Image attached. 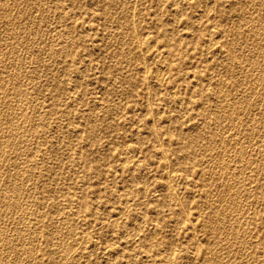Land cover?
<instances>
[{
  "label": "rangeland",
  "instance_id": "rangeland-1",
  "mask_svg": "<svg viewBox=\"0 0 264 264\" xmlns=\"http://www.w3.org/2000/svg\"><path fill=\"white\" fill-rule=\"evenodd\" d=\"M4 3H3V2ZM11 1H12V3H11ZM14 0H7V2H5V0H1V3H0V7H3L2 8V11L3 12H0V30H1V33L2 32H4V33H2V35H1V33H0V35H1V38H0V82H2V83H0V84H2L1 86H0V88H2V89H0L1 91H0V102H3V103H0L2 106H3V104H4V106H6L7 104H5V103H9L5 108H2V107H0V137L2 138H0V140H1V142H0V147H2V148H0V164H2V165H4L3 167H1L0 166V169H2V171H0V173H2V175L0 174V186H1V188L0 189H2V191H3V193H2V191H1V193H0V198H1V202H0V207H1V209H0V216H1V218L2 219H0V225L1 224H3V226L1 225L0 226V228L2 229H0V233L2 234H0V247H3L2 249L0 248V263L2 262L3 264H25V262H26V264H30V262H32L33 263V261H34V264H60L61 262H62V260H61V258H64V264H73L74 262V264H166V263H168L169 264V260H171L172 261V259H173V261H177V264L178 263H180V264H218L219 263V261H220V263L219 264H235V262L237 261V263L236 264H239V263H242V264H251L252 262V264H264V174H262L263 172H264V152L262 151V150H264V147L263 148H261L262 146H263V144H264V90H263V87H264V82H262V81H264V74H260L259 72H261V69H262V72L261 73H264V56H263V54H264V41H262V40H264V20L262 21V23H261V21L259 22V20H261V19H264V2H263V4H262V1H264V0H256L255 1V4H254V0H251V2H249L250 0H213L214 2V6L212 5V1L210 0V1H208V0H180V5H179V3L177 2V1H179V0H154L155 2H153V0H144V2H142L141 3V1H143V0H136V1H132V0H113V2H111V1H109V0H79V1H77V0H58V1H61V2H58V1H56V0H34V2H32L33 0H25V3L23 2L24 0H19L20 2H21V4H18V3H20V2H18L17 0H15L14 2H13ZM18 3H17V2ZM27 1L29 2V3H27ZM38 1V2H37ZM49 3L48 5L49 6H52V7H49L46 3ZM48 1H50V2H48ZM66 1V2H65ZM69 1V2H68ZM75 1H77V2H75ZM116 3H115V2ZM117 1L118 2H120V3H118L119 4V7L117 8V6H118V4H117ZM127 1V2H126ZM149 1V2H148ZM160 1V2H159ZM167 1V2H166ZM171 1V2H170ZM183 1V2H182ZM204 1V2H203ZM218 1V2H217ZM230 1H231V3H230ZM235 1H238V2H235ZM243 1H244V3H243ZM246 1V2H245ZM23 2V3H22ZM39 2L42 4V2H43V5L42 6H40V7H37V4H39ZM55 2H56V4H58V5H56L55 4ZM63 2H64V4H63ZM72 2H74V3H72ZM82 2V3H81ZM101 2H103V3H101ZM129 2V3H128ZM135 4H134V3ZM159 4H158V3ZM163 2H165V3H163ZM188 2V3H187ZM224 2H225V4H224ZM257 2V3H256ZM258 2H259V4H258ZM5 4V5H3V4ZM9 3V4H8ZM14 3V4H13ZM18 5H17V4ZM32 5H31V4ZM37 3V4H36ZM54 4V5H52V4ZM99 3V4H98ZM112 3V4H111ZM113 3H115V5L113 4ZM124 3V4H123ZM126 3H127V5H126ZM130 3H133L134 5H130ZM139 3V4H138ZM143 3H144V5H143ZM149 3V4H148ZM155 3H156V7H154L155 6ZM160 3H163V4H160ZM173 3V4H172ZM192 3V4H191ZM232 3L233 4H235L234 6L236 7H234L233 5H232ZM236 3L237 4H240V5H236ZM246 3V4H245ZM27 4H29L30 5V7H31V9L29 10V6H27L26 8H25V6ZM33 4H36V5H33ZM40 4V5H41ZM61 4V5H60ZM67 4V5H66ZM72 4H74L73 6H72ZM79 4V5H78ZM82 4V5H81ZM117 4V5H116ZM121 4H123V6L121 5ZM129 4V5H128ZM141 4V5H140ZM151 4V5H150ZM158 4V5H157ZM175 4V5H174ZM176 4H178V7L176 6ZM224 4V5H223ZM229 4V5H228ZM251 6H250V5ZM253 4V5H252ZM11 5H12V8H10L9 9V7H11ZM16 5H17V7H16ZM19 5H21V6H19ZM22 5H24V6H22ZM75 5H76V8H77V6H78V8L77 9H75L74 7H75ZM98 5V6H97ZM126 5V6H125ZM137 5V6H136ZM160 5H162V7H160ZM167 5V6H166ZM170 5H171V8H170ZM176 6V8L174 7V6ZM211 5V6H210ZM217 5H218V7H217ZM221 5H223L224 7H225V9L224 10H226V14L225 15H223L222 17H221V15H217L219 12H216L215 10H216V8H219V7H222V8H224L223 6H221ZM243 5V6H242ZM39 6V5H38ZM44 6V7H43ZM47 6L49 7V8H47ZM62 6V7H61ZM72 6V7H71ZM83 6V7H82ZM104 6V7H103ZM107 6H110L109 7V9H107V10H105V8H107ZM116 6V7H115ZM128 6V7H127ZM132 8H131V7ZM141 6V7H140ZM144 8H143V7ZM159 6V7H158ZM185 6V7H184ZM186 6H187V8H186ZM206 8H205V7ZM232 6V7H231ZM240 6V7H239ZM248 7L249 6V8H251V10L249 9V8H246V7ZM261 6V7H260ZM14 7H16V8H14ZM23 9V10H21V8ZM42 7H43V9H42ZM46 7V8H45ZM55 7H56V9H55ZM59 7V8H58ZM61 7V8H60ZM64 7V8H63ZM65 7H66V9H65ZM86 7V8H85ZM111 7H113V8H111ZM123 7V8H122ZM125 7V8H124ZM158 7V8H157ZM190 7V8H189ZM211 7V9L212 10H210L209 8ZM242 7V8H241ZM253 7V8H252ZM9 10H8V9ZM20 8V9H19ZM39 9V11H38V9ZM50 8H53V9H50ZM62 8H63V11H62ZM73 11V9L75 10V11H70V9ZM121 8V9H120ZM131 8V9H130ZM133 8H134V10H133ZM143 9L142 11H141V9ZM151 8H156V12L158 13H156L155 12V9H151ZM178 8V9H177ZM180 8V9H179ZM182 8V9H181ZM203 8H204V10H203ZM208 8V9H207ZM214 8V9H213ZM235 10H234V9ZM240 8V9H239ZM263 8V9H262ZM1 9V8H0ZM5 10V12H8V11H11V13L10 12H8V13H5L4 14V10ZM11 9H13V10H11ZM46 9V10H45ZM59 9H61L60 11H59ZM67 9H69V11L67 10ZM82 9H84V10H82ZM118 9V10H117ZM121 11H120V10ZM128 9H129V12H128ZM146 9H147V12H146ZM150 9V10H149ZM158 9V10H157ZM160 9H162V11H160ZM177 9V10H176ZM189 9V10H188ZM206 9V10H205ZM243 9V10H242ZM27 10V11H26ZM41 10V11H40ZM42 10H44V11H42ZM66 10H67V14H68V12H69V14L68 15H70V17H72V19L73 18H75V19H69L68 17H66L65 18V16L67 15L66 14ZM76 10H79V11H77L76 12ZM110 10H113L115 13L118 11V13H116V15H115V13L113 12V11H110ZM122 10H124V12L125 13H123V14H125L124 16H130L129 18L128 17H123L122 16ZM127 10V11H126ZM136 10V11H135ZM145 10V11H144ZM149 10V11H148ZM174 10H175V12H177V13H175L174 12ZM187 10V11H186ZM209 10H210V13H209ZM239 10H242V11H238V13H237V11ZM249 12H248V11ZM256 10V11H255ZM260 10V11H259ZM23 11V12H22ZM29 11H30V13H29ZM31 11H33L32 13H35V14H32L31 13ZM35 11H37V12H35ZM52 11V12H51ZM58 11V12H57ZM87 12V14L85 15L84 14V12ZM89 11V12H88ZM91 11L93 12L94 11V13H91ZM144 11V12H143ZM165 11V12H164ZM208 11V12H207ZM212 11V12H211ZM244 11H245V14L247 13V16L245 15V14H243L244 13ZM251 11V12H250ZM42 12V13H41ZM46 12V13H45ZM54 12V13H53ZM65 12V13H64ZM97 12V13H96ZM105 12V13H104ZM126 12H128L127 14H126ZM141 12V13H140ZM160 12H161V14H160ZM167 12V13H166ZM172 12V13H171ZM188 12V13H187ZM241 12H242V14H241ZM256 12L258 13V15L256 14ZM261 14H260V13ZM24 13V14H23ZM38 13V14H37ZM48 13L50 14V15H48ZM57 13H58V16L56 17V15H57ZM59 13H60V16H59ZM71 13V14H70ZM75 13L78 15H75ZM109 13H110V15H109ZM155 13V14H154ZM181 13H182V15H181ZM186 15H185V14ZM192 13V14H191ZM197 13V14H196ZM199 13H202L201 14V16H199L200 14ZM207 13H209V14H207ZM231 13V14H230ZM254 14V15H252V14ZM62 14V15H61ZM66 14V15H65ZM74 14V15H73ZM89 14V15H88ZM92 14H94L95 16H92ZM104 14V15H103ZM106 14V15H105ZM111 14H113V15H111ZM121 14V15H120ZM129 14V15H128ZM175 14V15H174ZM205 14V16H203ZM214 14V15H213ZM215 14L217 15V16H215ZM238 14V15H237ZM240 14V15H239ZM250 14V15H249ZM8 15V16H7ZM13 15V16H12ZM24 15H25V17H24ZM30 15H33L34 17H29ZM36 15V16H35ZM51 15H53V16H51ZM82 15H83V17H82ZM98 15V16H97ZM102 15L105 17V16H107V17H105V19L102 17ZM119 15V16H118ZM135 15V16H134ZM156 15H157V17H156ZM179 15V16H178ZM185 15V16H184ZM187 15H189V16H187ZM207 15V16H206ZM211 15H213L212 17L214 18V19H212V17H211ZM229 15V16H228ZM255 15H256V17H255ZM11 16V17H10ZM28 18H27V17ZM50 16H51V18H50ZM54 16H55V19H53L54 18ZM63 16V17H62ZM81 16V17H80ZM91 16V17H90ZM110 16H112V19L113 20H111L110 19ZM119 18H118V17ZM121 16V17H120ZM138 16V20L136 19V17ZM180 16H182L181 18H180ZM194 16H196L197 17V19L199 20V17H200V20L198 21L196 18L194 19ZM199 16V17H198ZM220 16V17H219ZM228 18H227V17ZM237 17V18H235V19H233L234 17ZM250 16H252L251 17V19L249 18ZM255 18H254V17ZM258 16V17H257ZM19 19H18V18ZM48 17H49V19H48ZM85 17H88V18H86L85 19ZM116 18V20H115V18ZM154 17V18H153ZM156 17V18H155ZM159 17H161V18H159ZM177 17V18H176ZM225 17V18H224ZM260 17V19H258L257 20V18H259ZM262 17V18H261ZM10 18H12V19H10ZM23 18H26L25 20H26V23L28 22V20H29V22H28V24H25V20L23 19ZM34 18V19H33ZM36 18V19H35ZM41 18V19H40ZM45 18H47L46 20L48 21H46L45 20ZM57 18V19H56ZM60 18V19H59ZM62 18V19H61ZM63 18H64V20H63ZM102 20H106L105 22H107V23H105V25L103 24L102 25V23L104 22V21H102ZM133 18V19H132ZM158 18V19H157ZM168 18V19H167ZM178 18H180V20L178 19ZM205 18H207V19H205ZM220 18V20L219 21H213V24H212V20H218ZM232 18V19H231ZM242 19V21H241V19ZM5 19V20H4ZM14 19H16V21H15V23L13 22V20ZM18 19V20H17ZM21 19H22V21H21ZM39 19H40V21H41V23H39L38 21H39ZM66 19H68L69 21H67ZM89 19H90V21L91 22H93V24L89 21ZM94 19V20H93ZM98 19V20H97ZM123 19H125V22L124 21H121V20H123ZM130 19H132V21L130 20ZM147 19V24L145 23V20ZM160 19V20H159ZM192 19V20H191ZM236 19H237V21H236ZM247 19H249V20H247ZM8 20H10V21H8ZM31 20H33V21H31ZM34 20H36L35 22H34ZM49 20H50V22H49ZM60 20H62L61 22H62V24H60L61 22H59ZM79 20V21H78ZM84 20H87V21H84ZM108 20V21H107ZM109 20H111V21H113L114 23H115V21L117 22V20H119L118 21V23L119 22H123L122 23V26H121V23H119L118 25H117V23H110L109 22ZM129 21V22H127V21ZM135 20V21H134ZM137 20V21H136ZM170 20V21H169ZM175 20V21H174ZM191 20V21H190ZM210 20V22H208ZM233 20V21H232ZM245 20V21H244ZM247 20V21H246ZM252 22H251V21ZM18 21H19V23H18ZM22 23H21V22ZM44 21V22H43ZM46 21V22H45ZM54 21H56V23L54 22ZM59 23H58V22ZM66 21V22H65ZM78 21V22H77ZM89 21V22H88ZM102 21V22H101ZM131 21V22H130ZM133 21H134V24H133ZM160 21H161V23H160ZM164 21V22H163ZM166 21V22H165ZM174 21V22H173ZM194 21H195V23H194ZM196 21H198L199 22V24L198 23H196ZM226 21V22H225ZM235 21H236V24H234L235 23ZM248 21H250V22H248ZM255 23H254V22ZM9 22V23H8ZM33 22V23H32ZM68 22V23H67ZM72 22V23H71ZM74 22V23H73ZM84 22H85V25H84ZM86 22H88L87 24H86ZM96 24H95V23ZM127 22V23H126ZM136 22V23H135ZM137 22H138V25L141 23V25L140 26H138L139 27V30L137 29L138 27H136L137 26ZM151 22H153L152 24H150ZM168 22V23H167ZM179 22V23H178ZM208 22V23H207ZM225 23V24H222V23ZM242 23V24H239V23ZM12 23H13V26H12ZM19 25H18V24ZM31 23H32V26H31ZM34 23H35V25H34ZM38 23V24H37ZM45 23H47L46 25H44ZM67 23V24H66ZM131 23V24H130ZM162 23H164L163 25V27H164V29L167 31V33H168V31H169V33L171 32V33H175V32H177L178 31V29H179V31L177 32V33H175V34H173L174 36H172L173 38V41H172V39H171V42H170V46H172V47H174V49H178L177 50V58L176 59H172L171 60V57L170 56H168V52H167V50H168V48H164L163 47V44L160 42V37H161V34H160V31L161 30H159L160 29V26H161V24ZM171 23V24H170ZM173 23H174V26H173ZM177 23V24H176ZM216 23V24H215ZM238 23V24H237ZM244 23H247V24H244ZM256 23H257V25H256ZM260 23V24H259ZM9 24V25H8ZM11 24V25H10ZM21 24H24L23 26H24V29H23V26H21ZM43 24V25H42ZM55 24H56V26H55ZM57 24L59 25L58 27H57ZM70 25L71 24V26L68 28L67 27V25ZM73 24H75V25H73ZM99 24H100V26H99ZM107 24V25H106ZM111 24H112V26H111ZM114 24V25H113ZM126 25V24H130L129 25V27L131 26V28L129 29V27H128V25H126L125 27H127L128 28V30H127V28H125L123 25ZM144 24V25H143ZM145 24H146V26H145ZM165 24H167V25H165ZM176 24V25H175ZM210 24H212V25H214V26H210ZM220 24V25H219ZM226 24L228 25V26H226ZM251 24V25H250ZM26 25H29V26H26ZM35 27H34V26ZM39 25V26H38ZM41 25H42V27H41ZM63 25V26H62ZM68 25V26H69ZM82 25V26H81ZM91 25V26H90ZM135 27H134V26ZM149 27H148V26ZM155 25V26H154ZM170 25V26H169ZM194 25V26H193ZM198 25H199V27H198ZM231 25V26H230ZM241 25H244L243 27L241 26ZM7 26V27H6ZM20 26H21V28H20ZM61 26V27H60ZM64 26H66L67 27V29H65V27ZM83 26H84V29H83ZM88 26V27H87ZM96 26V27H95ZM102 26V27H101ZM105 26H108V27H105ZM119 26V27H118ZM142 26H143V28L144 29H142ZM153 26V27H152ZM177 26V27H176ZM188 26V27H187ZM191 26V27H190ZM207 26V27H206ZM210 26V27H209ZM217 26V27H216ZM225 26V27H224ZM237 28H236V27ZM239 26V27H238ZM253 26H256V27H259V30H258V32H259V34H258V32H257V34L256 33H254V31L253 32H251L252 31V28H255V27H253ZM260 26H261V28H260ZM15 27V28H14ZM17 27L19 28V29H17ZM25 27H26V29L28 28L29 30H30V32L31 33H25L26 32V29H25ZM34 27V28H33ZM40 27V28H39ZM60 27V28H59ZM63 27V28H62ZM80 27V28H79ZM109 27H115L114 28V30L113 29H109ZM118 27V29H116ZM157 27H159L158 28V30L156 29ZM181 27V28H180ZM213 27V28H212ZM220 27H222V28H220ZM38 28H39V32H38ZM57 28H59V29H61V30H59V29H57ZM73 28V29H72ZM87 28H89V29H87ZM149 28H152V30L151 29H149ZM154 28V29H153ZM202 29V30H200V29ZM239 28H240V33L238 32L237 33V30H239ZM251 28V29H250ZM15 29V30H14ZM63 29H65L64 30V32H62L63 31ZM70 29H72V30H70ZM79 29V30H78ZM81 29V30H80ZM91 29V30H90ZM96 29H97V31H96ZM102 29V30H101ZM106 29H107V31H106ZM109 29V30H108ZM119 29H121L122 31H123V40H122V35H121V32L122 31H120ZM124 29H126L128 32L130 31L132 34H133V30H134V34L132 35L131 33H128L126 30L124 31ZM131 29H132V31H131ZM138 30V31H136V33H135V30ZM149 29V30H148ZM189 29V30H188ZM206 29H208V30H206ZM211 29V30H210ZM212 29H214L213 30V32H212ZM218 30L219 32H220V30L222 31V34H220V33H218L216 30ZM234 29V30H233ZM247 29H249L248 31H247ZM256 29V28H255ZM8 30H12L11 32H9ZM23 30V31H22ZM28 30V31H29ZM34 30H37V32L39 33H36V31H34ZM56 30L58 31L59 30V34H57L58 32H56ZM68 31V33L70 34V32H72L70 35L68 34V33H65V32H67ZM70 30V31H69ZM84 30V31H83ZM89 32H88V31ZM93 30V31H92ZM114 31L113 33L112 32H110V31ZM116 30V31H115ZM117 30H119V32L117 31ZM151 30V31H150ZM183 30V31H182ZM186 30V31H185ZM236 30V31H235ZM244 30V31H243ZM21 33H20V32ZM85 31H87V32H85ZM106 31V32H105ZM139 31H141V32H139ZM143 31V32H142ZM150 31V32H149ZM175 31V32H174ZM190 31V32H189ZM195 31V32H194ZM199 31H202L201 33H202V35L201 34H199L200 32ZM205 31H207L206 33H205ZM226 31V32H225ZM228 31H229V33H228ZM245 32V33H243V35L244 34H248L247 36H242V35H240V37L238 36L239 34H241L242 32ZM6 32H8V33H6ZM14 32V33H13ZM16 32V33H15ZM35 32V34L37 35H35L34 36V34L33 33ZM54 32H56L55 34H54ZM62 32V33H61ZM85 32V33H84ZM159 32V33H158ZM181 32V33H180ZM192 32V33H191ZM196 32H197V34H196ZM261 32V33H260ZM10 33V34H9ZM46 33H51L50 35L48 34L47 36H45V34ZM85 34V35H83V34ZM86 33H87V35H86ZM94 33V34H93ZM107 33V34H106ZM110 35H109V34ZM118 33H120V35L121 36H119V35H116V34H118ZM146 33H148V34H146ZM170 33V34H171ZM215 33V34H214ZM218 35H217V34ZM251 33V34H250ZM255 34V35H253V34ZM16 34H19V35H16ZM23 34V35H22ZM24 34H26V35H24ZM31 35V38L33 39V37H34V39H33V41L35 40H37L35 43L32 41V39L30 40L29 38H30V36H29V38H28V35ZM53 34H54V36H55V38L57 39H55L54 38V36H53ZM73 34V36H71ZM82 35L81 37H79L80 35ZM90 34V35H89ZM127 34V35H126ZM129 34V35H128ZM137 34V35H136ZM139 34H140V37H139ZM146 34V35H145ZM159 34V35H158ZM205 34V35H204ZM214 34V35H213ZM236 34V35H235ZM21 35H22V37H21ZM53 36V38L52 37H50V36ZM66 35H68V36H66V38H65V36ZM94 35H96V36H94ZM101 35H102V37H101ZM106 35V36H105ZM113 35H115L114 36V40L116 41H114L113 39H111L112 38V36ZM131 35V36H130ZM142 35V36H141ZM151 35V36H150ZM153 35V36H152ZM186 35V36H185ZM192 35V36H191ZM201 35V36H200ZM217 37H216V36ZM221 37H220V36ZM227 35V36H226ZM249 35H251V37H249ZM260 35V36H259ZM263 35V38L261 37ZM3 36L5 37V36H7L5 39L3 38ZM14 37L16 40H13L14 38H12V39H10L11 37ZM33 36V37H32ZM42 36V37H41ZM44 36V37H43ZM59 38H57V37ZM79 38H78V37ZM92 36V37H91ZM129 36V37H128ZM138 36V37H137ZM185 36V37H184ZM197 36H199V37H197ZM210 36H212V38H211V40H214V42L212 41L211 42V40H210ZM215 36V37H214ZM228 36H229V38H228ZM255 36H257L256 38H255ZM17 37V38H16ZM18 37H19V39H18ZM48 37H50L49 39H48ZM60 37H62V38H60ZM71 37V38H70ZM95 37V38H94ZM120 37V38H119ZM128 37V38H127ZM130 37H132V39H130ZM134 37V38H133ZM150 38V39H148V38ZM152 37H154L153 39H152ZM186 37L188 38V39H186ZM193 37V38H192ZM224 37H225V40H226V43H225V41H224ZM227 37V38H226ZM238 37H239V40H238ZM245 37H246V39H245ZM249 37V38H248ZM258 37H260L259 39H258ZM4 40H3V39ZM7 38H8V40H7ZM22 40H21V39ZM24 38H26V39H24ZM36 38V39H35ZM39 38H40V40H39ZM70 39V41H69V39ZM84 38V39H83ZM105 38L106 39H108L107 41L105 40ZM139 38H140V40H139ZM144 38H146V39H148V40H146V39H144ZM157 38H158V40H157ZM193 40H192V39ZM218 38H221L220 39V41L218 40ZM240 38H244V39H240ZM30 41H29V40ZM44 39V40H43ZM51 39V40H50ZM52 39H53V42H55V43H52ZM61 39V40H60ZM63 39V40H62ZM64 39H66V40H68V41H64ZM126 39L128 40V41H126ZM138 39V40H137ZM142 39H144L143 41H142ZM152 39V41H150ZM180 39V40H179ZM182 39H186V40H182ZM194 39H197V41H195ZM234 39V40H233ZM236 39V40H235ZM251 39V40H250ZM253 39V40H252ZM262 39V40H261ZM12 40V41H11ZM19 40V41H18ZM24 40H28L27 41V43H25V41ZM46 40V41H45ZM48 40H50V41H48ZM55 40V41H54ZM60 40V41H59ZM74 40V41H73ZM80 40V41H79ZM113 40V41H112ZM123 41V43H119L120 41ZM130 40H132L136 45H137V43H140V45L138 44L137 46L136 45H134V43L131 41V50H130V46H129V44H130ZM153 40H155L156 41V43H154L155 41H153ZM184 42V44H183V42ZM200 40H201V42H200ZM210 40V41H209ZM218 40V42H219V44H218V42H216ZM230 40H231V42H230ZM238 40V41H237ZM243 40V41H242ZM259 40H260V42H259ZM10 41H11V43H10ZM21 41H23V42H21ZM44 41V43H42ZM56 41H57V44H56ZM62 41H64V42H67L66 43V45H65V43L64 42H62ZM100 41V42H99ZM110 43H109V42ZM121 41V42H122ZM126 41V42H125ZM147 41H150V44H151V42H152V44H151V49H149L148 51L146 50V49H142V44H144L145 42H147ZM193 41V42H192ZM203 41V42H202ZM233 41V42H232ZM234 41H236V42H234ZM240 41V42H239ZM246 41H248V43L246 42ZM251 41V42H250ZM252 41H254V42H252ZM255 41H257V42H255ZM19 42V43H18ZM28 42H31V44L30 43H28ZM49 42H51V43H49ZM58 42H59V45H58ZM71 42H73L74 43V45H72V43ZM76 42H78V43H76ZM119 43V45H118V43ZM177 42H179V44H177ZM182 44H181V43ZM188 42V43H187ZM216 42V43H215ZM243 42V43H242ZM21 43V44H20ZM25 43V44H24ZM33 43V44H32ZM38 43L40 44V46L41 47H39V45H38ZM48 43V44H47ZM63 43V44H62ZM71 43V45L69 46V44ZM83 43V44H82ZM117 44V45H113V44ZM125 43H128L127 45H128V47H127V45L125 44ZM187 43V44H186ZM196 43H199V45L197 44L196 45ZM202 43L204 44V46L202 45ZM211 43V44H210ZM215 43V44H214ZM223 43V45H225V46H227L226 48H225V46L223 47V45H221ZM235 43V44H234ZM249 43H250V45H249ZM252 43V44H251ZM254 43V44H253ZM257 43V44H256ZM261 43V45L259 46V44ZM262 43H263V45H262ZM24 44V45H23ZM30 44V45H29ZM44 45V47H43V45ZM45 44H47L46 46L48 47V48H46V46H45ZM51 44H53L52 46L53 47H55V48H53V47H51ZM55 44V45H54ZM106 44V45H105ZM110 44V46H108ZM121 44H122V46H121ZM124 44L126 45V46H124ZM154 44V45H153ZM173 44V45H172ZM191 44V45H190ZM195 44V45H194ZM218 44V45H217ZM232 44H234L233 46H234V48H233V46H232ZM237 44V45H236ZM247 44V45H246ZM258 46H256V45ZM48 45H50V46H48ZM62 45H63V48H62ZM78 45V46H77ZM194 45V46H193ZM202 45V46H201ZM249 45V46H248ZM253 45V46H252ZM26 46H28L27 48H26ZM36 46H38V47H36ZM58 46H59V48L62 50H60L59 48H58ZM64 46H65V48H64ZM74 46V47H73ZM93 46V47H92ZM105 46H107V47H105ZM116 46V47H115ZM118 46V47H117ZM156 46V47H155ZM191 46V47H190ZM196 46V47H195ZM198 46V47H197ZM221 46V47H220ZM237 46V47H236ZM250 46H251V51L249 50V48H250ZM50 47H51V49H52V52H51V49H50ZM66 47H67V50H66ZM88 47H89V49H88ZM124 47V48H123ZM125 47H126V50H127V48H128V50L130 51H128L127 53L129 54H125L124 56H122V59L120 58L121 56H120V53H119V56L120 57H118V59H117V56H118V48H119V51L121 50L122 51V49H124L125 50ZM138 47V48H137ZM139 47H141V48H139ZM179 47V48H178ZM187 47V48H186ZM193 47H194V50H193ZM210 47V48H209ZM253 47H255V49H252ZM261 47V48H260ZM40 50H39V49ZM41 48H43V51L45 50V49H47V51L45 52H42V49ZM58 48V49H57ZM78 48H80V49H78ZM107 48V49H106ZM110 48V49H109ZM117 48V49H116ZM120 48H122V49H120ZM134 48V49H133ZM137 48V49H136ZM155 48H156V50H155ZM163 48V49H162ZM186 48V50H184ZM206 48H207V50H206ZM237 48V49H236ZM257 48H258V50H262L261 51V53H260V51H258L257 52ZM54 49H56V50H54ZM65 49V50H64ZM88 49V50H87ZM106 49V50H105ZM139 49H141V51L139 50ZM196 49V50H195ZM209 49V50H208ZM224 49H226V50H224ZM232 49H233V52H232ZM240 49V50H239ZM27 50H29V51H27ZM37 50V51H36ZM39 50V51H38ZM54 50V51H53ZM57 50L59 51V52H61L60 54H59V56H60V58H63L64 56V58L63 59H58L59 57L58 56H56V57H58V58H56L55 57V52L56 53H58L57 52ZM69 50H70V52H69ZM79 50V51H78ZM86 50V51H85ZM109 50V51H108ZM111 50H113V52H110ZM134 50V51H133ZM160 50V52H158V51ZM206 50V51H205ZM220 52H219V51ZM231 51V53H230V51ZM235 50V51H234ZM236 50H237V52H236ZM249 50V51H248ZM253 50V51H252ZM30 51H31V54H32V56H31V54H30ZM33 51V52H32ZM50 51V52H49ZM65 51H67V53L65 52ZM75 51V52H74ZM79 53H78V52ZM88 51V52H87ZM92 51V52H91ZM120 51V52H121ZM137 51H138V54H137ZM146 53H145V52ZM153 51H155L154 53H153ZM157 51V52H156ZM196 51V52H195ZM210 51H211V53H210ZM228 51V52H227ZM25 52V53H24ZM29 52V53H28ZM40 52H42V53H40ZM54 52V53H53ZM96 52V53H95ZM97 52H98V54H97ZM111 54H110V53ZM116 52V53H115ZM145 54H144V53ZM190 52V53H189ZM193 52V53H192ZM206 52V53H205ZM213 52V53H212ZM214 52H215V54H214ZM216 52H218L219 54H217ZM224 52H225V55H224ZM247 52H248V54H247ZM250 52V53H249ZM254 53V54H252V53ZM257 52V53H256ZM28 53V54H27ZM47 53V54H46ZM49 53V54H48ZM69 53H71V55H70V57L68 58V56H69ZM73 53H75L74 55H72ZM82 53V54H81ZM115 53V54H114ZM135 53V54H134ZM159 53V54H158ZM206 54V55H204V54ZM210 53V54H209ZM233 53V54H232ZM246 53V54H245ZM258 53H260L259 55H258ZM12 54V55H11ZM27 56H26V55ZM47 55V56H45V58L47 57V61L45 60V58H43L44 57V55ZM79 54V55H78ZM90 54H93V55H90ZM115 56H114V55ZM132 54H134V55H132ZM151 54H152V56L155 58H153L152 56H151ZM158 54V55H157ZM180 54V55H179ZM182 54V55H181ZM212 54H214L215 56H216V58H217V60H216V58H215V56L214 55H212ZM223 54V55H222ZM230 56H229V55ZM251 54V56L253 57H251L250 58V55ZM255 54H257V55H255ZM30 55V56H29ZM113 55V57H111ZM186 55V56H185ZM208 55V56H207ZM222 55V56H221ZM233 55V56H232ZM245 55H246V58L244 59V57H245ZM249 57H248V56ZM255 55V56H254ZM260 55H262L261 56V58H259L260 57ZM4 56L7 58H4ZM10 56V57H9ZM34 56V57H33ZM37 56H40V58L39 57H36ZM61 56H63V57H61ZM73 56V57H72ZM107 56V57H106ZM127 56H129V59L127 58V59H125ZM132 56V57H131ZM144 58H142V57ZM149 56V57H148ZM159 58H158V57ZM163 56L164 57H166L167 58V61L165 60L166 58H163ZM185 56V57H184ZM202 56V57H201ZM221 57V59H219V57ZM224 56V57H223ZM226 56V57H225ZM258 56V57H257ZM30 57H31V61H32V59H33V61H32V63H30ZM50 57H51V60H49L50 59ZM72 57V58H71ZM107 59H106V58ZM108 57H110V58H108ZM116 57V58H115ZM136 57V58H135ZM147 57V58H146ZM151 57H152V61H151ZM156 57H157V65H155L156 64V62H155V60H156ZM162 57V58H161ZM179 57H180V59H179ZM201 57V58H200ZM207 57V58H206ZM213 57V58H212ZM229 57V60L232 62V60H234L231 64H230V62H229V60L227 61V58ZM232 57V59H230ZM234 57V58H233ZM236 57V58H235ZM248 57V58H247ZM257 57V58H259V60L258 59H255V58ZM262 57H263V59H262ZM4 58V59H3ZM34 58H36V59H34ZM43 58V59H42ZM56 58V59H55ZM74 58V59H73ZM76 58V59H75ZM114 59V61L113 60H111V59ZM137 59V60H134L133 61V59ZM186 58V59H185ZM188 58V59H187ZM223 58V59H222ZM225 58V59H224ZM239 58H241V59H239ZM10 59V60H9ZM53 59H54V61H53ZM59 60V62H58V60ZM65 59H67V60H65ZM85 59V60H84ZM90 59V61H88ZM103 59V60H102ZM110 59V60H109ZM123 59H125V61H130V63L128 62V63H125V61L123 60ZM142 59H143V61H144V63H143V61H142ZM165 61H164V60ZM185 59V60H184ZM199 59V60H198ZM203 59V60H202ZM215 59V60H214ZM237 59H239V61L237 60ZM243 59V60H242ZM254 59H255V61H254ZM5 60V61H4ZM8 60V61H7ZM13 62H12V61ZM15 60H17V61H15ZM36 62H35V61ZM63 60V61H62ZM81 60V61H80ZM84 60V61H83ZM117 60H121V62H118ZM132 60V61H131ZM139 60V62H137ZM147 60V61H146ZM177 60H181L180 62L178 61V63L176 62ZM192 60H193V62H192ZM223 60H225V62H228V63H224V61ZM237 60V61H236ZM263 62H262V61ZM20 61V62H19ZM38 61H39V65H38ZM60 61H62V62H60ZM76 61V62H75ZM94 61V62H93ZM97 61V63L95 64V62ZM115 61H117L116 63H115ZM123 61H124V63H123ZM154 61V62H153ZM158 61H159V63H158ZM161 61V62H160ZM168 61H170V63L169 64H167L168 63ZM173 61V62H172ZM199 61V62H198ZM217 61H220V62H217ZM241 61H243V62H245V61H247L246 63H252V66H254V67H252V66H250V64L248 63V64H246L247 66H244V63L243 62H241ZM253 61V62H252ZM4 62H7V63H5L4 64ZM27 62V63H26ZM43 62H45V63H43ZM70 62V63H69ZM85 62H87V63H85ZM111 62V63H110ZM136 62V63H135ZM141 62V63H140ZM149 62V63H148ZM153 62V63H152ZM174 62H176V63H174ZM192 62V63H191ZM236 62V63H235ZM241 62V63H240ZM254 62H255V64H254ZM9 63V64H8ZM11 63V64H10ZM12 63H13V66H12ZM21 63V64H20ZM26 63V64H25ZM42 63V64H41ZM52 64V67H51V64ZM58 63V64H57ZM61 63H64V64H61ZM67 63V64H66ZM81 63H83V65L81 64ZM99 63H100V66L98 67V65H99ZM101 63H102V65H101ZM114 63V64H113ZM119 63H121V65L123 66L122 68H120V64ZM132 63V64H131ZM135 63V64H134ZM181 65H180V64ZM200 63V64H199ZM205 63V64H204ZM223 63V64H222ZM234 63V64H233ZM1 64H4V65H2L1 66ZM15 64H17L16 66H15ZM49 65V67H47L48 65ZM71 64V65H70ZM74 64H76V66L74 65ZM108 64V65H107ZM128 64H130V65H133V67L132 66H130V65H128ZM146 64H148L147 66H146V68H144V65H146ZM151 64V65H150ZM154 64V65H153ZM161 64V65H160ZM168 65V68L170 67V70H172V71H168L166 74H165V76H164V78H163V80H158L157 79V71L159 70V68H160V66H162V65ZM184 64V65H183ZM189 64V65H188ZM194 64H195V67H192V66H194ZM199 64V65H198ZM204 64V65H203ZM216 64V65H215ZM217 64H219V65H217ZM220 64L222 65L221 67V69H219L220 67ZM236 65L237 66V64H238V67L240 68V70L238 69V67H237V69L236 68H233V67H235V66H233V65ZM258 64V65H257ZM261 64H262V66H261ZM6 65H8V66H6ZM21 65H23V67H21L20 68V66ZM44 65V66H43ZM46 65V66H45ZM56 65H57V67L58 66H60V68L58 67H56ZM89 65H91V66H89ZM95 65V66H94ZM114 65V66H113ZM116 65H118V66H116ZM137 65H139V66H137ZM178 66L179 67V69L181 70L180 71V73H178L176 70H174V68H175V66ZM231 67H230V66ZM6 67V69H5V67ZM10 66V67H9ZM30 66V67H29ZM66 66H67V68H66ZM78 66H80V67H78ZM81 66H83V67H81ZM114 68H113V67ZM155 66V67H154ZM156 66H157V68H158V70H157V68H156ZM174 66V67H173ZM203 66V67H202ZM227 66V71H226V68H225V70H224V67H226ZM259 66H261V67H259ZM13 67L15 68H17V69H14V70H18V71H14L13 70ZM34 69H33V68ZM37 67H39V69H36ZM42 67V68H41ZM43 67H46V68H43ZM56 67V68H55ZM85 67H87V68H85ZM150 67V68H149ZM184 67V68H183ZM209 67V68H208ZM218 67V68H217ZM243 68V72H239V71H242L241 69ZM248 67H249V69H248ZM11 68V69H10ZM19 68H20V70H19ZM26 68H27V72H26ZM62 68H64V69H62ZM73 68V69H72ZM76 68H78V69H76ZM82 68V69H81ZM85 68V69H84ZM90 68V69H89ZM93 68H95V69H93ZM97 68V69H96ZM108 68V69H107ZM116 68V69H115ZM144 68V69H143ZM156 68V69H155ZM205 68V69H204ZM207 68V69H206ZM231 68V69H230ZM247 68V69H246ZM254 68H256V70H254ZM5 69V70H4ZM24 69V70H23ZM30 69V71H28ZM32 69V70H31ZM48 69V70H47ZM50 69V70H49ZM54 69V70H53ZM55 69H57L56 71H55ZM60 69V70H59ZM61 69H62V71L64 70L65 71V73L63 72L62 73V71H61ZM74 69H76V70H74ZM98 69H100V72H98ZM116 71H115V70ZM119 69H122V71H120ZM143 69V70H142ZM187 69V70H186ZM193 69V70H192ZM212 69V70H211ZM215 69H216V71H215ZM223 69V70H222ZM233 69H235V70H233ZM246 69V71L247 70H250V71H247V72H244V70ZM252 69V70H251ZM259 69V70H258ZM23 70V71H22ZM35 70H38V71H36V72H39L40 71V75L38 74V73H36V72H34ZM66 70H68V71H66ZM71 70H72V72H71ZM75 72H74V71ZM79 70H81V71H79ZM92 70H95L94 72L92 71ZM118 70H119V72H118ZM144 70H147V72H145ZM186 70V71H185ZM196 70V71H195ZM206 70V71H205ZM222 70V71H221ZM25 71V72H24ZM43 71V72H42ZM49 71H51V72H49ZM54 71H55V73H54ZM59 71V72H58ZM89 71H91V72H89ZM104 71V73H101V72H103ZM109 71V72H108ZM141 71H142V75H141ZM187 71H189V72H187ZM231 71V72H230ZM232 71H233V73H232ZM238 71V72H237ZM254 71H256V74L254 73ZM258 71V72H257ZM24 72V73H23ZM33 72V73H32ZM41 72L43 73V74H41ZM71 72V73H70ZM74 72V73H73ZM81 72V73H80ZM93 72V73H92ZM111 72V73H110ZM114 72V73H113ZM159 72V71H158ZM173 73V74H171L172 75V77H171V75L169 74V73ZM185 72H187V73H185ZM191 72V73H190ZM203 72H204V74H203ZM214 72V73H213ZM225 72V73H224ZM230 72V73H229ZM235 72H237V74L235 73ZM11 73H16V74H14V75H12ZM18 73H20L19 75H20V77L18 76ZM30 73V74H29ZM32 73V74H31ZM35 73V74H34ZM51 73V74H50ZM58 73H60V74H58ZM66 73H68V74H66ZM70 73V74H69ZM73 73V74H72ZM79 73V74H78ZM99 73V74H98ZM119 73H125V74H119ZM128 73H130V74H128ZM146 73V74H145ZM154 73H155V75H154ZM178 73V74H177ZM197 73H198V75H197ZM247 74L246 76H244L245 74ZM10 74V75H9ZM23 74L25 75L26 74V76L24 77L23 76ZM54 76H53V75ZM65 75V77H64V75ZM80 74H81V76H83V74H84V78L82 77V79H81V77H80ZM87 74V75H86ZM98 74V75H97ZM128 74V75H127ZM132 74H133V76H132ZM178 75V76H176V77H174L175 75ZM195 74V75H194ZM222 74V75H221ZM230 74V76H228ZM236 74V75H235ZM238 74L240 75V74H244L243 76H244V79L242 78L243 76L242 75H240V78H239V76H238ZM250 74V75H249ZM260 74V75H259ZM9 75V76H8ZM15 75H17V76H15ZM30 75V76H29ZM47 75H48V77H47ZM51 75V76H50ZM64 77H62V76ZM70 77H69V76ZM71 75H72V80L73 81H70L71 80ZM95 75H96V77H95ZM103 75H105V76H103ZM112 75V76H111ZM146 75V76H145ZM168 75H170V76H168ZM202 75V76H201ZM203 75H205V76H203ZM223 75H224V77H223ZM226 75V76H225ZM255 75V76H254ZM258 75V76H257ZM11 76V77H10ZM14 76H15V78H16V81L14 80H12L13 78H14ZM28 76V77H27ZM32 76V77H31ZM38 76H40V78H38ZM55 76H57V77H55ZM75 76V77H74ZM144 76V77H143ZM155 76H156V78H155ZM185 78H184V77ZM194 76V77H193ZM208 76V77H207ZM212 76V78H210ZM217 76V77H216ZM227 76H228V78H227ZM234 76H236V77H234ZM251 76H253V77H251ZM261 76H263V77H261ZM1 77H3V78H1ZM9 78V80H8V78ZM19 77V78H18ZM27 77V78H26ZM46 77V78H45ZM61 77V78H60ZM67 77H68V79H67ZM80 77V78H79ZM87 77V78H86ZM95 77V78H94ZM101 77V78H100ZM141 77V78H140ZM147 79H146V78ZM213 77H215V79L213 78ZM229 77H231L230 79H229ZM246 77H248L247 78V80H245L246 79ZM14 78V79H15ZM22 78V79H21ZM36 79V82L34 81V79ZM76 79V81L74 80V79ZM77 78H78V80H77ZM107 78V79H106ZM111 78V79H110ZM119 78V79H118ZM126 79V78H131V82H126V80L124 81V79ZM133 78V79H132ZM155 78V79H154ZM172 78V79H171ZM191 78H194V79H192L191 80ZM208 78V79H207ZM219 78V79H218ZM237 78V79H236ZM253 78V79H252ZM257 78H259V81H258V79ZM261 78V79H260ZM3 79V80H2ZM19 79H21L20 80V82H18L19 81ZM28 79V80H27ZM33 79V80H32ZM38 79V80H37ZM52 80L51 82H50V80ZM54 79H55V81H54ZM56 79H57V81H56ZM58 79H59V81H61V79H62V81H61V85L59 84L58 85V83H59V81H58ZM103 79H104V81H103ZM169 79V81L167 82V80ZM172 81H171V80ZM212 79H214V80H211ZM218 79V80H217ZM225 79V80H224ZM248 79H250V81L248 80ZM253 81H252V80ZM256 79H257V81H256ZM6 80H7V82H6ZM11 80H12V82H11ZM23 80H25L24 82H23ZM31 80H32V82H31ZM82 80V81H81ZM87 80V81H86ZM96 80V81H95ZM108 80V81H107ZM123 81L122 83H121V81ZM142 80V81H141ZM144 80V81H143ZM153 80V81H152ZM187 80H189V81H187ZM208 80H210L209 82H210V84H208ZM216 80V81H215ZM221 80V81H220ZM226 80H227V82H226ZM231 82H230V81ZM236 80V82H234V84H231V83H233V81H235ZM241 80H243L242 81V84H243V82H244V85H242L241 84V82H238V81H241ZM3 81H5V83H10V85H8L7 86V84H5L4 85V82ZM22 81V82H21ZM28 83H27V82ZM48 81V82H47ZM64 81H66V82H64ZM76 82V84H75V82ZM79 81V82H78ZM100 81H101V84H100ZM102 81H103V83H106L105 85L102 83ZM113 81V82H112ZM120 83H119V82ZM159 83H158V82ZM171 81V82H170ZM188 83H187V82ZM223 81V82H222ZM229 81V82H228ZM247 81V82H246ZM252 81V82H251ZM257 82V85H260L261 84V86L260 87H258V86H256V82ZM20 84V85H18V83ZM30 82V83H29ZM38 82V83H37ZM45 82H46V84H48V83H51V86L49 85H47V86H45L46 84H45ZM62 82L64 83V84H62ZM80 83L81 82V84H80V86H81V88H79L80 86H79V84L78 83ZM114 82H115V84H114ZM140 82H143V84L141 83V84H139ZM145 82V83H144ZM147 82V83H146ZM165 82H166V84H165ZM179 82H181V83H179ZM184 82V83H183ZM186 82V83H185ZM205 82V83H204ZM216 82V83H215ZM217 82H219V83H221V85H219V83L217 84ZM246 82V83H245ZM255 82V83H254ZM261 82V83H260ZM15 83V84H14ZM25 85H23V84ZM33 83V84H32ZM34 83H36V84H34ZM82 83H84V84H82ZM89 83V84H88ZM111 83L113 84L112 86H111ZM127 83V84H126ZM154 83V84H153ZM171 83V84H170ZM179 83V84H178ZM213 83V84H212ZM224 83V84H223ZM229 83V84H228ZM240 83V84H239ZM21 84H22V86H21ZM29 84V85H28ZM31 84V85H30ZM38 84V86H36ZM41 84H42V86H41ZM78 84V85H77ZM118 84V86H116ZM120 84V85H119ZM122 84V85H121ZM147 84V85H146ZM187 84H189V85H187ZM206 84H207V86H209V87H206ZM213 85V87H212V85ZM215 84V85H214ZM250 84V86H248V85ZM255 84V89H254V87H253V85ZM15 85V86H14ZM18 85V86H17ZM53 85V86H52ZM55 85V86H54ZM67 85V86H66ZM74 85H75V87H74ZM82 85H83V87H82ZM85 85V86H84ZM131 85H133V86H131ZM146 85V86H145ZM170 85H172L171 87H170ZM185 85H187V86H189L188 88H187V86H185ZM216 85H217V87H216ZM219 85V86H218ZM229 85V86H228ZM231 85H233V86H235V89L237 88L236 86H238V88H237V90H235L234 89V87H232L231 88ZM240 85V86H239ZM241 85H242V88H239V87H241ZM247 85V86H246ZM13 86H14V88H13ZM26 86H29V87H27V88H25ZM37 88H36V87ZM41 86V87H40ZM71 86H73L72 88L69 87ZM121 86V87H120ZM135 86H138V87H136V88H134ZM140 86V87H139ZM142 86V87H141ZM144 86H145V88H144ZM147 86H148V88H147ZM222 86V87H221ZM227 86V87H226ZM6 87H8V88H6ZM15 87H19V88H15ZM33 87V88H32ZM54 87V88H53ZM55 87H57V88H55ZM62 87V88H61ZM87 87V88H86ZM89 87V88H88ZM105 87H106V89L108 90V91H110V92H108V91H106V89H105ZM107 87H109V88H107ZM110 87H111V89H110ZM113 87V88H112ZM156 89H155V88ZM182 87V88H181ZM185 87V88H184ZM194 87H199V88H202V92H200V93H198V92H196V89L197 88H194ZM206 87V88H205ZM225 87V88H224ZM228 87H230V91H229V88ZM248 87H250V88H252V89H250L249 90V88ZM262 87V88H261ZM10 88H13L14 90H13V92L12 93H10L11 92V90H10ZM21 88H23V89H21ZM29 88V89H28ZM34 88H35V90H37V91H35L34 90ZM38 88H40L39 90H38ZM50 88H51V90H50ZM117 88V89H116ZM119 88H120V91H119ZM170 88H172L171 90H170ZM174 88V89H173ZM178 88V90H180L179 92H178V90H176ZM179 88H181V89H179ZM187 88V89H186ZM192 88H194V89H192ZM212 88H214V89H212ZM259 88H261V89H258ZM16 89H18L17 91H16ZM19 89H21V90H19ZM24 89H26V90H24ZM32 89V90H31ZM61 89H62V93H60V91H61ZM69 89L72 91V92H70L69 91ZM105 89V90H104ZM114 89V90H113ZM145 89H147V90H145ZM166 91H165V90ZM191 89V90H190ZM203 89H204V91L206 90V89H208V90H206L205 91V93H203L204 91H203ZM233 89V90H232ZM241 91H240V90ZM242 89H243V91H245V92H243L242 91ZM244 89H246V90H244ZM8 90V91H7ZM10 90V91H9ZM23 90V91H22ZM27 90H28V92H27ZM32 92H31V91ZM64 90V91H63ZM75 90H76V92H75ZM85 90V91H84ZM91 92H90V91ZM151 90V91H150ZM157 90V91H156ZM168 90H169V92L171 91L172 93H171V95L173 94V96H171V95H169L170 93L168 92ZM174 90V91H173ZM194 90V91H193ZM211 90V91H210ZM215 90H217V91H219V92H217V91H215ZM226 90V91H225ZM254 90V91H253ZM257 90V91H256ZM34 91V92H33ZM54 91H56V94H55V92ZM58 91H59V93H58ZM65 91H67V92H65ZM75 93H74V92ZM83 91V92H82ZM114 91V92H113ZM119 91V92H118ZM145 91V92H144ZM149 91V92H148ZM162 91H164V92H162ZM183 91H184V93H185V95H184V93H183ZM208 91V92H207ZM212 91H215L214 93L212 92ZM222 91L224 92V94L222 93ZM228 91V93H230V94H226V92ZM236 91H239V93L243 96H241L240 94H238V92L237 93H235ZM262 91V92H261ZM6 92V93H5ZM19 92V93H18ZM49 92V93H48ZM63 92H64V94H63ZM134 92V93H133ZM157 92V93H156ZM162 92V93H161ZM167 92V93H166ZM176 92L178 93V94H181V95H176ZM186 92H188V93H186ZM257 92V93H256ZM16 95H14V94ZM18 93V94H17ZM23 93V94H22ZM26 93V94H25ZM31 93V95H32V93H33V95L32 96H30L29 94ZM69 93V94H68ZM72 93V94H71ZM84 93V95H82ZM114 93V94H113ZM124 93V94H123ZM133 93V94H132ZM147 93H149V94H147ZM161 93V94H160ZM190 93H191V95H190ZM192 93H193V96H192ZM202 93V94H201ZM244 93V94H243ZM245 93H246V95H245ZM258 93H260V94H258ZM4 94V95H3ZM6 94V95H5ZM8 94H10V96L8 95ZM50 94H51V96H50ZM58 94V96H56ZM62 94V95H61ZM71 94V95H70ZM76 94V95H75ZM86 94V95H85ZM115 94H117L116 96H115ZM127 94H128V96H127ZM159 94V95H158ZM169 96H168V95ZM205 94V95H204ZM211 94V95H210ZM216 94H218V95H216ZM17 95H18V97H17ZM31 98V99H27V98H29L28 96ZM53 95V96H52ZM65 95V96H64ZM66 95H70V96H67V98H65L66 97ZM74 95V97H72ZM78 95H79V98H78ZM80 95H82V96H80ZM90 95V96H89ZM110 95V96H109ZM146 95H148V96H146ZM156 95H158V96H156ZM166 95V96H165ZM191 97V98H195L196 97V99H190L189 97ZM201 95H203V96H201ZM209 97H208V96ZM221 95V96H220ZM223 95V96H222ZM227 95H231V96H228L227 97ZM234 95V97L236 98L237 97V99L235 100V98L234 97H232ZM247 95H248V97H247ZM253 95V96H252ZM260 95V96H259ZM4 96V97H3ZM20 96H21V98H20ZM27 96V97H26ZM55 96H56V99H55ZM112 96V97H111ZM156 96V97H155ZM160 96V97H159ZM176 96V98H174ZM220 96V98L218 99V97ZM242 98H241V97ZM250 96V97H249ZM251 96H252V98L254 99L253 101H252V98H251ZM257 96H259V98L257 97ZM57 97H59V98H57ZM61 97H63V98H61ZM88 97V98H87ZM128 97H130L131 98V100H129L130 98H128ZM136 97V98H135ZM145 97H147L146 99H145ZM154 97H155V100H154ZM163 97V98H162ZM182 98V99H180V98ZM198 97V98H197ZM201 97V98H200ZM217 97V98H216ZM231 97H232V99H231ZM245 97V98H244ZM262 97H263V99H262ZM3 98H4V101H3ZM14 98V99H13ZM26 98V99H25ZM51 98V99H50ZM72 98V99H71ZM127 98V99H126ZM149 98V99H148ZM203 98H205V99H203ZM210 98V99H209ZM226 101L225 103H228V105L227 104H225L224 103V100ZM234 98V99H233ZM239 98V99H238ZM251 98V99H250ZM6 99H8V102H6L7 100ZM21 99V100H20ZM53 99H55L54 101H52ZM59 99V100H58ZM67 99H69L68 101H67ZM71 99V100H70ZM76 99V100H75ZM81 99V100H80ZM93 99V100H92ZM96 99V100H95ZM98 99V100H97ZM104 101H103V100ZM108 99V100H107ZM119 99V100H118ZM122 101H121V100ZM133 99H135V100H133ZM139 99V100H138ZM190 101H189V100ZM208 99V100H207ZM218 99V100H217ZM221 99V100H220ZM241 99V100H240ZM245 99V100H244ZM246 99H247V101L249 102V104H248V102L246 101ZM15 100V101H14ZM19 100V101H18ZM28 100V101H27ZM30 100H32V103H31V101ZM77 100H79V102L77 103ZM91 100L93 101V103L91 102ZM105 100H106V102H105ZM112 100V101H111ZM133 100V101H132ZM149 102H148V101ZM165 102H163V101ZM169 100V101H168ZM175 100V101H174ZM183 101V102H181L180 103V101ZM192 100V101H191ZM194 100V101H193ZM206 100H207V102H206ZM210 100V101H209ZM211 100H213V101H211ZM228 100V101H227ZM233 100L237 103H234L233 102ZM258 100H260V102H258ZM18 101V102H17ZM76 101V102H75ZM85 101V102H84ZM95 101V102H94ZM111 101V102H110ZM113 101H115V102H113ZM116 101H118V103L116 102ZM123 101H125V102H123ZM134 101H136V103L134 102ZM157 101V102H156ZM158 101H159V103H158ZM167 101H168V103H167ZM179 101V102H178ZM186 101H188V103L186 102ZM209 101V102H208ZM245 101V102H244ZM251 101V102H250ZM255 101H256V103L258 102V104H256L255 103ZM49 102H51V103H49ZM52 102H55L54 104H52ZM75 102V103H74ZM104 102V105L103 104H101V103H103ZM147 104H146V103ZM155 102V103H154ZM163 102V103H162ZM175 102V103H174ZM216 104H215V103ZM221 102L222 103H224L225 104V106L227 107V108H223L224 110H227L226 112H225V114H222L223 115V117H221V120H223V122L222 121H220V122H218L219 124H220V126H219V124L218 123H216V124H218V125H215V123L214 122H209V124H206L205 122H204V118H203V115H201L202 113H205L206 111L204 110V106L206 105V106H211L212 108H213V106H214V108L213 109H215V108H218V106L216 107L215 105H221ZM247 102V103H246ZM31 103V104H30ZM64 105H63V104ZM65 103L67 104V106L65 105ZM77 103V104H76ZM100 104V105H96V104ZM111 103H113V104H111ZM116 103H117V105H122V106H120V107H118L117 105H116ZM121 103V104H120ZM123 103V104H122ZM134 103V104H133ZM144 103V104H143ZM172 103V104H171ZM174 103V104H173ZM194 103V104H193ZM241 103V104H240ZM254 103V104H253ZM260 103V104H259ZM30 104V105H29ZM44 104H46V105H44ZM62 104V105H61ZM88 104H90V105H88ZM93 104V105H92ZM108 106H107V105ZM115 104V105H114ZM128 104V105H127ZM153 104V105H152ZM165 104H166V106H165ZM170 104V105H169ZM177 106H176V105ZM181 104V105H180ZM193 104V105H192ZM231 104V105H230ZM242 105V107L240 106V108L239 109H241V110H239L238 112H239V114H238V112L237 111H235V106H237V105ZM248 104V105H247ZM252 106H254L255 105V107H251V105ZM14 106L13 108H12V106ZM41 105V106H40ZM54 105V106H53ZM71 105H72V107H71ZM78 105V106H77ZM96 105V106H95ZM101 105H102V108H101ZM107 107H106V106ZM150 105V106H149ZM152 105V106H151ZM175 105V106H174ZM186 105V106H185ZM223 105V104H222ZM246 105H247V107H246ZM256 105H257V107H256ZM260 105V106H259ZM3 106V107H4ZM12 108V110H10L11 108ZM26 106H28V108H26ZM42 107L41 109L39 108V107ZM49 108L51 111H50V113H52V114H50L48 111H49V109L47 110V108ZM52 106V107H51ZM56 106H59V107H57L56 108ZM63 106H66V107H63ZM77 106V107H76ZM89 106V107H88ZM95 106V107H94ZM110 106V107H109ZM114 106V107H113ZM124 106H127V107H124ZM143 106V107H142ZM156 106V107H155ZM183 106V107H182ZM185 106V107H184ZM199 109V111H198V109L196 108V107ZM203 106V107H202ZM250 106V107H249ZM22 107V108H21ZM61 107H63V108H61ZM69 107V108H68ZM113 107V108H112ZM124 107V108H123ZM173 107H175V108H173ZM180 107V112H179V110H176V108L178 109ZM184 108V109H182V108ZM262 107V108H261ZM10 108V109H9ZM15 108V109H14ZM68 108V109H67ZM84 108V109H83ZM92 108H93V110H92ZM109 108V109H108ZM111 108L114 110V111H112L111 110ZM119 108H121V110L119 109ZM126 108V110H124ZM130 108V109H129ZM136 110H135V109ZM165 108V109H164ZM168 108H169V110H168ZM229 108V109H228ZM231 108H233V109H231ZM244 108V109H243ZM252 109V110H249V109ZM256 108V109H255ZM5 109V111H6V113H5V111H1V110H4ZM25 109H27L26 111H25ZM34 109H36V110H34ZM38 109V110H37ZM54 110V112H53V110ZM56 109V110H55ZM61 109V110H60ZM64 109H65V111H64ZM88 109V110H87ZM97 109V110H96ZM98 109H99V111H98ZM116 109V110H115ZM120 111H119V110ZM146 109V110H145ZM151 109V111L152 112H150L149 110ZM153 109H154V111H153ZM155 109H157V110H155ZM163 109V110H162ZM174 109V110H173ZM197 109V110H196ZM247 111H246V110ZM8 110V111H7ZM11 112H10V111ZM17 111V113H16V111ZM21 110V111H20ZM24 110V111H23ZM34 111V114H37L38 116L39 115H42V116H40L39 118H38V116L37 115H34L33 116V111ZM43 110L45 111L44 113H43ZM47 110V111H46ZM66 110H68V112L69 113H72V114H70L69 115V113L66 111ZM70 110V111H69ZM75 110V111H74ZM82 110V111H81ZM108 110V111H107ZM133 110V111H132ZM138 110V111H137ZM174 111V112H172V111ZM201 110V111H200ZM204 110V111H203ZM230 110V111H229ZM237 110V109H236ZM243 110H245L246 112H244ZM18 111H20V112H18ZM32 111V112H31ZM56 111V112H55ZM72 111V112H71ZM82 113H81V112ZM87 111H89V112H87ZM95 111H97V112H95ZM103 111H107L106 113H110V114H106V115H104L105 114V112H103ZM164 112V114H163V112ZM170 111V112H169ZM176 111V112H175ZM178 111V112H177ZM182 111V112H181ZM190 111V112H189ZM197 111V112H196ZM229 111V112H228ZM241 111V112H240ZM1 112H3V113H1ZM13 112V113H12ZM27 114V113H29V114H25V113ZM38 112V113H37ZM63 112H65V113H63ZM91 112V113H90ZM134 114H133V113ZM145 113V115L146 114H148V116L147 117H145V115H144V113ZM184 112V113H183ZM196 112V113H195ZM232 113V115H231V113ZM234 112V113H233ZM236 112V113H235ZM248 112L250 113V114H248ZM251 112L253 113V114H251ZM8 113V114H7ZM10 113V114H9ZM20 113L21 114H23V115H21V116H18V115H20ZM48 113V114H47ZM56 113V114H55ZM58 113H60V117H59V114ZM67 113V114H66ZM77 113V114H76ZM79 113H81V114H79ZM97 113V114H96ZM104 113V114H103ZM123 113V114H122ZM143 113V114H142ZM151 113V114H150ZM167 113V114H166ZM169 113V114H168ZM181 113V114H180ZM188 113V115L187 116H185L186 114ZM243 113H244V115H243ZM11 114H13V115H11ZM14 114H16V116H15V118H14ZM44 114H45V116H44ZM92 114V115H91ZM119 116H118V115ZM125 114V115H124ZM132 114V115H131ZM155 114V115H154ZM179 114V115H178ZM182 114H185L184 116L182 115ZM200 114V115H199ZM236 114H237V116H238V118L236 119ZM242 114V115H241ZM9 115H10V118H9ZM30 115V117L31 118H35L34 119V123L32 122V119H30L28 116ZM46 115H51V117L50 116H46ZM54 115V116H53ZM74 115H76L75 117H74ZM79 115V116H78ZM94 115H96V116H94ZM112 115H114V116H112ZM124 115V116H123ZM127 115V116H126ZM142 115V116H141ZM151 115V116H150ZM154 115V116H153ZM157 115H159L158 116V120H156L157 119ZM164 115H166V116H164ZM176 115V116H175ZM181 115V116H180ZM194 115H196V116H194ZM224 115H225V117H224ZM242 117H241V116ZM246 115V116H245ZM249 115V116H248ZM252 117H251V116ZM24 117V119H23V117ZM25 116H26V118H25ZM56 116V117H55ZM101 116H102V118H101ZM103 116H105V117H103ZM106 116H108L107 118H106ZM112 118H111V117ZM115 116H117V118L115 117ZM134 116H137V117H134ZM153 116V117H152ZM161 116V120L159 119V117ZM169 116V117H168ZM174 116V117H173ZM184 117V119H183V117ZM193 116V117H192ZM255 116V117H254ZM257 116H258V118H257ZM262 116V117H261ZM2 117V118H1ZM13 117V118H12ZM19 117V118H18ZM60 119H59V118ZM72 117H74L73 119H72ZM110 117V118H109ZM114 117H115V119H114ZM120 117H122V118H120ZM155 117V118H154ZM168 117V118H167ZM177 117V119L179 118V121L177 120V119H175ZM188 117V118H187ZM244 117V118H243ZM261 117V118H260ZM48 118H50V119H48ZM101 118V119H100ZM125 118V119H124ZM129 118V119H128ZM152 118H153V120H152ZM173 118V119H172ZM194 120H193V119ZM232 121H230L229 119ZM236 120H235V119ZM240 118H241V120H240ZM256 119V120H254V119ZM263 118V119H262ZM7 119H10V120H7ZM14 121H17V122H13L12 120ZM17 119H19V120H17ZM22 119V120H21ZM26 119H27V121H28V124H27V121H26ZM99 119V120H98ZM104 119V120H103ZM119 119H120V121H119ZM137 119V120H136ZM140 119V120H139ZM175 119V120H174ZM181 119H182V122H181ZM196 119V120H195ZM245 120V122H246V125L245 126H243L244 124H245V122H244V120ZM260 119V120H259ZM5 120H6V122H5ZM40 120V121H39ZM42 120V121H41ZM49 120V121H48ZM55 120V121H54ZM63 121V122H61V121ZM92 122H91V121ZM98 120V121H97ZM101 120V121H100ZM160 120V121H159ZM171 120V121H170ZM193 120V121H192ZM227 120H228V122H227ZM240 120V121H239ZM243 120V122H242V124H240L241 123V121ZM246 120H248V121H246ZM3 121H4V123H3ZM8 121V122H7ZM22 121V122H21ZM32 123H31V122ZM52 121H54L53 122V124H52ZM70 121V122H69ZM82 121H84L83 123H82ZM87 121V122H86ZM95 121H97V123H94ZM100 121V123H98ZM115 121V122H114ZM125 121H126V123H125ZM137 121V122H136ZM141 122L140 124L138 123V122ZM157 121V122H156ZM189 121H190V123H189ZM192 121V122H191ZM203 121V122H202ZM257 121V122H256ZM11 122V123H10ZM30 122V123H29ZM43 122H44V124H43ZM47 122V123H46ZM68 122L70 123V124H72V125H70V124H68ZM107 122V123H106ZM135 122V123H134ZM152 122V123H151ZM153 122H154V125L156 126H154L153 125ZM165 122H166V124H165ZM170 122V123H169ZM175 122H177V123H175ZM181 124H179V123ZM187 122V123H186ZM200 122V123H199ZM231 122V123H230ZM234 122V123H233ZM236 122H238V123H236ZM249 122V124H247ZM256 122V123H255ZM258 122H262L261 124H262V126L260 125V123H258ZM6 123H8V124H6ZM96 125H94V124ZM109 123H110V125H109ZM113 123H115L114 124V126H116L117 127V125H121V126H118L117 128L116 127H114L113 126ZM119 123V124H118ZM156 123V124H155ZM189 123V124H188ZM197 123H198V125H197ZM213 123V124H212ZM223 123H224V125L225 126H227V127H225L224 125H223ZM229 123H230V125H234V127H236V126H238L237 124H240L239 125V127L241 126V128H239L238 127V129H237V127L234 129L232 126H230V127H228V125H229ZM244 123V124H243ZM5 124V125H7L6 127H5V125L3 126V125ZM11 124V125H10ZM19 124V125H18ZM33 124V125H32ZM39 124H40V126H39ZM43 124V125H42ZM46 124V125H45ZM67 124H68V126H67ZM79 124V125H78ZM85 126H84V125ZM98 124V125H97ZM135 124V125H134ZM150 124H151V126H150ZM176 124V125H175ZM187 124V125H186ZM193 124H194V126H193ZM201 124V125H200ZM228 124V125H227ZM253 124V125H252ZM1 125H2V127H1ZM14 125V126H13ZM17 125H18V127H17ZM23 125V126H22ZM25 125V126H24ZM28 125H30V127H28ZM33 127H32V126ZM36 125V126H35ZM44 126V127H42V126ZM77 125V126H76ZM82 125V126H81ZM138 125V126H137ZM143 125V127H141ZM148 125V126H147ZM184 125V126H183ZM206 125V126H205ZM222 125V126H221ZM257 125V126H256ZM9 126V127H8ZM27 126V127H26ZM39 126V127H38ZM49 126H52L51 128L49 127ZM72 126H74V127H72ZM101 126V127H100ZM164 126L167 128V127H170V128H172L173 130H177V131H179V132H181V133H186V132H188V130L189 131H194V130H196V129H202L203 131H202V134H203V136H201V138L199 139V141L197 142L198 144H196L195 145V149L196 150H194V152L195 153H193L192 155V157L191 156H189L188 158V160L187 161H184V158H183V153H182V146H183V143L184 142H181L182 140L179 138V137H177V136H173V133L171 132V133H167L166 132V130L164 129ZM203 126H204V129H203ZM212 126V127H211ZM263 127V128H261V127ZM6 129H5V128ZM24 127V128H23ZM45 127H47L46 129H45ZM83 127V128H82ZM99 129H101V130H99ZM106 127H107V129H106ZM110 129H109V128ZM142 129H141V128ZM161 127V128H160ZM193 127V128H192ZM199 127V128H198ZM201 127V128H200ZM220 127V128H219ZM231 127H232V129H231ZM248 127L250 128V132L251 133H248L249 132V129H248ZM256 127H257V129H259L258 131L260 132V130H261V132L259 133L258 131H253V130H256ZM9 128V129H8ZM14 129V131L13 132H11L13 129ZM26 128V129H25ZM32 128H34V133L32 132L33 131V129L31 130ZM43 128V129H42ZM57 128V129H56ZM73 128V129H72ZM112 128V129H111ZM180 128V129H179ZM205 128H206V130H205ZM214 128H215V130H216V128L217 129H219L218 130V135L216 136V138H214L211 142H208V144H207V137H206V135L207 134H209V132L210 131H215L214 130ZM221 128H222V130H221ZM224 128H226L225 130H224ZM255 128V129H254ZM7 129H8V131H7ZM21 129V130H20ZM25 129V130H24ZM56 129V130H55ZM63 129V130H62ZM64 129H66V130H64ZM96 129H98V131L96 130ZM109 129V130H108ZM114 129V130H113ZM153 129H156V130H159V135H158V137L159 138H156L154 135H152V133H151V130H153ZM163 129V130H162ZM194 129V130H193ZM213 129V130H212ZM239 129H241V131H238ZM243 129H244V133H243ZM246 129V130H245ZM248 129V130H247ZM25 131V132H20V131ZM27 130V131H26ZM37 130V131H36ZM51 130V131H50ZM62 130V131H61ZM89 130V131H88ZM91 130V131H90ZM93 130L95 131V132H93ZM111 130H112V134H111ZM185 130H186V132H185ZM230 130V131H229ZM234 130V131H233ZM237 130V132L235 133V131ZM5 131V132H4ZM7 131V132H6ZM29 131V132H28ZM36 131V132H35ZM64 131V132H63ZM82 131V132H81ZM102 131V132H101ZM139 131V132H138ZM144 131V132H143ZM206 131V132H205ZM227 131H229V132H227ZM247 131V132H246ZM18 132H20V134L18 133ZM32 132V133H31ZM38 132V133H37ZM69 132V133H68ZM90 132H92L91 134H90ZM98 132V133H97ZM114 132V133H113ZM121 132V133H120ZM137 132V133H136ZM228 134H227V133ZM236 134H234V133ZM240 132H242V133H240ZM245 132H246V134H245ZM256 132H258V133H256ZM263 132V133H262ZM3 133V134H2ZM29 133V134H28ZM40 133V134H39ZM47 135H46V134ZM93 133H95V135H96V137H97V141H95V142H92L91 140V137H92V134ZM106 133V134H105ZM110 133V134H109ZM128 133V134H127ZM139 133V134H138ZM141 133V134H140ZM144 133V134H143ZM226 133V135H230L229 137L228 136H226V135H223V134H225ZM230 133V134H229ZM249 135H248V134ZM252 133H255L256 135H254V134H252ZM18 134H19V137H22L23 138V140L21 139V138H19L18 137ZM26 136H25V135ZM28 134V135H27ZM31 134H32V136H31ZM44 134V135H43ZM56 134V135H55ZM69 134V135H68ZM126 134V135H125ZM149 134V135H148ZM223 135V136H221V135ZM234 134V135H233ZM238 134H239V139L238 140H236L237 138H238ZM244 136H243V135ZM251 134V135H250ZM261 134V136H259ZM2 135V136H1ZM3 135H4V138H3ZM8 135V136H7ZM10 135H12V136H14V137H9ZM62 135V136H61ZM65 135H66V137H65ZM78 135H80L79 137H80V139H78L77 137H78ZM100 135V136H99ZM107 135V136H106ZM111 135V136H110ZM141 135H143V136H141ZM166 135V136H165ZM242 135V136H241ZM246 135H248L247 136V138H246ZM7 138H6V137ZM28 136V137H27ZM31 136V137H30ZM35 136V137H34ZM41 136V137H40ZM68 136V137H67ZM136 136V137H135ZM234 136H236V138L234 137ZM251 136V137H250ZM255 136V137H254ZM25 137H26V140H25ZM33 137V138H32ZM38 137V138H37ZM75 137V138H74ZM88 137V138H87ZM141 137V138H140ZM143 137V138H142ZM167 139H169V140H167ZM218 137V138H217ZM221 137V139H219ZM227 137V138H226ZM231 137L232 138H235V139H231ZM241 137H243V138H241ZM254 138V139H250V138ZM256 137H257V139H256ZM9 138V139H8ZM11 138V139H10ZM17 138H18V140H17ZM29 138V139H28ZM31 138V139H30ZM50 138V139H49ZM57 138V139H56ZM163 138V139H162ZM223 138V139H222ZM230 140H229V139ZM13 139H15V140H13ZM19 139H21L22 141H24V143L22 142L21 143V141L19 140ZM33 139V140H32ZM44 139V140H43ZM52 139H53V142H52ZM62 139V140H61ZM64 139V140H63ZM66 139H68V140H66ZM153 139V140H152ZM179 139V142H177V140ZM227 139V140H226ZM240 139H242V141L240 140ZM247 139V140H246ZM6 140V141H5ZM13 140V141H12ZM48 140V141H47ZM50 140H51V142H50ZM56 140H58L57 142H58V144H57V142H56ZM116 140V141H115ZM175 140V141H174ZM221 140V141H220ZM223 140V141H222ZM234 140H236V141H234ZM244 140H246V141H244ZM256 140V141H255ZM260 140V141H259ZM263 140V141H262ZM6 143H5V142ZM7 141L9 142V143H7ZM14 141L17 143L18 141V143L17 144H15L14 143ZM25 141H26V143H25ZM33 141V142H32ZM68 141H69V143H68ZM74 141H76V143L74 142ZM145 141V142H144ZM160 141V143H159V145H158V142ZM227 141V142H226ZM229 141V142H228ZM233 141H234V143H233ZM239 141V142H238ZM240 141H241V143H240ZM244 141V142H243ZM29 142V143H28ZM32 142V143H31ZM62 142V143H61ZM66 142V143H65ZM201 142V143H200ZM204 142H205V145H204ZM217 142V143H216ZM249 142V143H248ZM251 142V143H250ZM255 142V143H254ZM260 142L262 143V145L260 144ZM21 143V144H20ZM31 143V144H30ZM36 143V144H35ZM50 143V144H49ZM52 143H54V144H52ZM60 143H61V145H60ZM68 143V144H67ZM74 143V144H73ZM100 143V144H99ZM128 143V144H127ZM131 143V144H130ZM200 143V144H199ZM229 143V144H228ZM237 145H236V144ZM239 143H240V147H239ZM246 143L247 145H244V144ZM254 143V144H253ZM4 144H5V146L7 147H4ZM8 144V145H7ZM10 144V145H9ZM13 144V145H12ZM15 144V145H14ZM22 144H24V145H22ZM39 144V145H38ZM57 144V145H56ZM69 144H70V147H69ZM82 144V145H81ZM206 144L208 145V146H206ZM212 144V145H211ZM214 144V145H213ZM220 145L219 147L217 146V145ZM226 144H228V145H226ZM233 144V145H232ZM243 144V146L241 147V145ZM253 144V145H252ZM258 144H259V146H258ZM18 145V146H17ZM21 145V146H20ZM42 145V146H41ZM129 145V146H128ZM181 145V146H180ZM203 145L205 146L204 148H203ZM210 145V146H209ZM235 145V146H234ZM15 147L14 148V150L13 149H11V148H13V147ZM18 148H17V147ZM24 146V147H23ZM30 146H33V147H30ZM45 146V147H44ZM50 146V147H49ZM53 146V147H52ZM60 146H61V148H60ZM65 146V147H64ZM126 146V148H127V146L129 147V149L127 150L126 148H123V147H125ZM131 146V147H130ZM159 146V147H158ZM163 146V147H162ZM197 146H199V147H197ZM216 146V147H215ZM227 147V148H225V147ZM246 146V147H245ZM257 146H258V148H257ZM261 146V147H260ZM3 147H4V149H3ZM29 147V148H28ZM64 147V148H63ZM67 147V148H66ZM69 147V148H68ZM74 147V148H73ZM162 147V148H161ZM180 147H181V149H180ZM207 147H209V149L207 148ZM212 147V148H211ZM223 147V148H222ZM239 147V148H238ZM243 147H245V148H243ZM259 147L261 148V151L260 152H262V156H261V154H259L260 152H259ZM9 148V149H8ZM22 150H21V149ZM26 148V149H25ZM63 148V149H62ZM118 148V149H117ZM131 148V149H130ZM134 148V149H133ZM206 148H207V150L209 151H206ZM216 148H218V150L216 149ZM230 148V149H229ZM242 148V149H241ZM257 150H256V149ZM18 149H20V150H18ZM41 149V150H40ZM46 149V150H45ZM60 149V150H59ZM67 149V150H66ZM72 149V150H71ZM197 149H199V150H197ZM204 149V150H203ZM212 149V150H211ZM226 149V150H225ZM232 149V150H231ZM235 149H236V151L237 152H235ZM238 149H241L240 151L238 150ZM3 152H2V151ZM4 150H7L6 152L4 151ZM9 150V151H8ZM11 150V151H10ZM25 150V151H24ZM33 150V151H32ZM55 150H56V152H55ZM57 150H59V151H57ZM71 150V151H70ZM79 150V151H78ZM94 150V151H93ZM125 150H127L126 152H125ZM131 150V151H130ZM137 150V151H136ZM158 150H160L161 152H163V155H161V154H159L158 153ZM163 150V151H162ZM200 150H202V151H200ZM214 150H217V151H214ZM222 150V151H221ZM230 150V151H229ZM243 150V151H242ZM255 150V151H254ZM14 151V152H13ZM24 151V152H23ZM31 153H30V152ZM112 151H114L113 153H112ZM128 151H130V152H128ZM141 151V152H140ZM156 151V152H155ZM169 151V152H168ZM204 151V152H203ZM211 151V152H210ZM212 151H214V152H212ZM224 151V152H223ZM227 151V152H226ZM229 151V152H228ZM231 151H234V152H231ZM247 152V153H245V152ZM256 151H257V153H256ZM5 152V153H4ZM13 152V153H12ZM28 152V153H27ZM46 152V153H45ZM49 152V153H48ZM77 152V153H76ZM123 152V153H122ZM137 152H139V153H137ZM201 152L203 153V155H204V158H202L203 157V155L201 154ZM223 152V154H220V153H222ZM248 152H249V154H248ZM252 152V153H251ZM259 152V153H258ZM4 153V154H3ZM17 153V154H16ZM22 153H24V155L22 154ZM26 153V154H25ZM33 153L36 155H33ZM54 153V154H53ZM59 153H61L60 155H59ZM129 153V154H128ZM132 153V154H131ZM136 153V154H135ZM165 153V154H164ZM180 153V154H179ZM207 153V154H206ZM211 153V154H210ZM213 153V154H212ZM225 153V154H224ZM227 153H229V154H227ZM230 153H232L231 155H230ZM233 153H236L237 154V156H236V154H234L233 155ZM257 155H256V154ZM5 154H7L6 156H5ZM10 154V155H9ZM13 154H15V156L13 155ZM22 154V155H21ZM39 154V155H38ZM45 154V155H44ZM49 156H48V155ZM120 154V155H119ZM125 154V155H124ZM127 154V155H126ZM131 154V155H130ZM150 154V155H149ZM197 154V155H196ZM201 154V155H200ZM210 155V159L211 160H209L208 161V159H209V155ZM215 154V155H214ZM238 154H240V156H241V158L239 159V155ZM242 154H245V155H242ZM250 154H252V157L255 155L256 157L254 158H252V157H250ZM20 155V156H19ZM31 155L33 156V157H31ZM62 155V156H61ZM79 155V156H78ZM124 155V156H123ZM132 155H134V156H136V157H134V156H132ZM165 155V156H164ZM196 155V156H195ZM199 155H200V158H199ZM206 155V156H205ZM214 156V158L212 157V156ZM221 155H223V157L221 156ZM230 157H229V156ZM247 155H249V156H247ZM259 155V156H258ZM6 158H5V157ZM12 156H14V157H12ZM25 157V158H23V160H24V162H23V160H22V157ZM35 156V157H34ZM72 156V157H71ZM78 156V157H77ZM129 156V157H128ZM163 156V157H162ZM232 156H233V158H235V160L232 158ZM235 156V157H234ZM261 156V157H260ZM28 157H30V158H28ZM54 157V158H53ZM68 157V158H67ZM70 157V158H69ZM127 157H128V159H127ZM130 157L132 158V159H130ZM194 157H197V160L194 158ZM206 157H208L207 159H206ZM212 157V158H211ZM217 157H220L221 159H219V160H217ZM247 157V158H246ZM248 157H250V158H248ZM9 158V159H8ZM12 158V159H11ZM16 158V159H15ZM35 158V159H34ZM38 158V159H37ZM80 158V159H79ZM161 158H166L165 159V161L167 160H169V158H170V162L174 165V166H169L168 164H164L163 166H161V163L159 162V160L161 159ZM225 160V162H224V160ZM230 158H232L231 160H230ZM236 158H238V159H236ZM252 158V159H251ZM258 158V159H257ZM62 159V160H61ZM72 159V160H71ZM78 159V160H77ZM124 159V160H123ZM192 159V160H191ZM204 159H205V161L207 162H204ZM243 160V162H244V164L246 165V167H245V165L243 164L242 165V162L240 161V160ZM245 159H246V161H245ZM247 159H250L248 162L249 163H251L252 161V163L251 164H248V162H247ZM263 159V160H262ZM20 160V161H19ZM76 160V161H75ZM122 160H123V162H122ZM127 160L128 161H131V162H127ZM195 160V161H194ZM201 160V161H200ZM202 160H203V162H202ZM213 160V161H212ZM222 160V161H221ZM227 160V161H226ZM252 160V161H251ZM256 162H255V161ZM260 160H261V162H260ZM9 161V162H8ZM26 161V162H25ZM77 161H78V163H77ZM121 161V162H120ZM126 161V162H125ZM168 161V162H169ZM200 161V162H199ZM216 161H218V162H216ZM221 161V162H220ZM230 161V162H229ZM231 161H234V162H236V163H238L237 165H238V167L237 166H235V163H233V162H231ZM258 161V162H257ZM23 162V163H22ZM47 162V163H46ZM84 162V163H83ZM118 162V163H117ZM125 162V163H124ZM137 162V163H136ZM187 162V163H186ZM197 162V163H196ZM202 162V163H201ZM209 162H211V163H209ZM222 162H224V164L222 163ZM255 162V163H254ZM28 163V164H27ZM31 163V164H30ZM61 163H62V165H61ZM130 163V164H129ZM132 163V164H131ZM141 163V164H140ZM199 163V164H198ZM204 163H206V164H204ZM214 163V164H213ZM217 163V164H216ZM220 163H222L223 165H220L219 166V164ZM240 163H241V165H240ZM8 164V165H7ZM14 166V168L11 166ZM14 164V165H13ZM17 164H19V166L17 165ZM25 164V165H24ZM27 164V165H26ZM36 164V165H35ZM123 164V165H122ZM134 164V165H133ZM195 164V165H194ZM209 164V165H208ZM214 165V167H216L215 169H214V167L212 168V166ZM226 164H229V165H226ZM231 164L235 167V169H233L232 170V168L231 167H233V166H231ZM248 164V165H247ZM257 164L259 165V164H261L262 166H261V168H260V165L259 166H257ZM41 165V166H40ZM91 165V166H90ZM133 165V166H132ZM192 165V166H191ZM205 165V166H204ZM206 165H207V167H206ZM6 166H7V168H6ZM11 168H10V167ZM17 166V167H16ZM21 166V167H20ZM24 166L27 168H24ZM30 166H32V168L30 167ZM45 166V167H44ZM128 166V167H127ZM149 166V168H147ZM191 166V167H190ZM201 166V167H200ZM204 166V167H203ZM245 168H244V167ZM16 167V168H15ZM33 167H35V168H33ZM51 167V168H50ZM122 167V168H121ZM126 167V168H125ZM178 169H177V168ZM179 167H180V169H179ZM218 167H219V169H218ZM233 167V168H234ZM237 167V168H236ZM239 167H241V169L239 168ZM247 167H248V169H247ZM250 167V168H249ZM255 167H258V169H261V170H258L257 168H255ZM5 168H6V170H5ZM9 168V169H8ZM31 168V169H30ZM58 169V171L60 170H62L61 172H57V171H54V170H57ZM66 168V169H65ZM141 168H143V169H141ZM203 168H206V169H203ZM212 168V170L210 171V169ZM222 168V170H220ZM227 168H230V169H227ZM247 169V170H245V171H243V169ZM253 168V169H252ZM263 168V169H262ZM10 169H12L13 171L14 170H16V171H10ZM17 169H18V171H17ZM23 169L25 170V171H23ZM44 169H45V172L46 173H44ZM53 169V170H52ZM69 169V170H68ZM139 169V170H138ZM147 169V170H146ZM168 169V170H167ZM240 171H239V170ZM259 172V173H257V171ZM20 170H22V172L20 171ZM28 171V173L27 174H25V172H27ZM32 170V171H31ZM48 170H49V172L50 173H48ZM68 170V171H67ZM71 170H72V172H71ZM90 170V171H89ZM132 170V171H131ZM133 170H135V171H133ZM137 170L139 171V173L137 172ZM179 172H178V171ZM203 170V171H202ZM208 170V171H207ZM216 170V171H215ZM229 170V171H228ZM251 170H253L252 172H251ZM5 171H7L6 173H4ZM9 171V172H8ZM29 171H31L32 173H30ZM56 172V174L54 173V172ZM144 171V172H143ZM145 171H147L148 173H147V176H146V173H145ZM175 171V172H174ZM210 171V172H209ZM213 171V172H212ZM217 171L219 172V171H221V172H219L218 174H217ZM224 171L226 172V174L227 175H225V173H224ZM236 171V172H235ZM237 171H238V173H240L241 175H239L238 173H237ZM250 171V172H249ZM254 171H256V173L254 172ZM15 173V174H12V173ZM18 172H20V173H18ZM39 172V173H38ZM66 172V173H65ZM70 172V173H69ZM97 172V173H96ZM178 172V173H177ZM201 172H202V174H201ZM230 172H233V173H230ZM242 172H244L245 174H243ZM262 172V173H261ZM8 173H10V175H13V176H10ZM21 174V176L20 175H17V174ZM30 173V174H29ZM40 173H42V174H40ZM54 173V174H53ZM127 173V174H126ZM135 173V174H134ZM141 173V174H140ZM145 173V177H143L144 174ZM175 173V174H174ZM181 173H183V174H181ZM186 173V174H185ZM216 173V175L214 176V174ZM237 173V174H236ZM257 174V175H254V174ZM260 173H261V175H263V177L260 175ZM4 174H6V175H4ZM8 174V175H7ZM60 174V175H59ZM66 174V175H65ZM177 175V176H179V178L177 177H175V176H173V175ZM203 174L205 175L206 174V176H204L203 177ZM208 174V175H207ZM210 174H213V175H211L210 176ZM222 174V175H221ZM225 176H224V175ZM246 174H251V175H248V176H250V177H248ZM27 177H26V176ZM55 175H56V177H55ZM58 175H59V177H58ZM134 175H135V177H134ZM234 175V176H233ZM236 175V176H235ZM246 175V176H245ZM4 176H5V178H6V176L7 177H9V178H7V179H12V177L13 178H15L14 180L16 181V183L18 182L19 183V185H18V183H17V185L21 188L20 189V191L19 192H21V190H22V192H23V190H24V192H25V195H23L24 194V192L23 193H19V197L20 198H18L17 196H18V193H17V195H16V200H18L19 202H22V203H20V205L18 206V207H20L21 205H23V206H21V208H23L22 210H21V208L20 209H18V207L16 208V209H14V210H12L11 211V209H13V208H11L10 210H9V208L10 207H7L6 206V208H5V206L4 205H6L5 203V197L4 196H6V191H7V189H6V180L7 179H4ZM60 176H61V178H60ZM65 176V177H64ZM172 176V178H170V177ZM208 176H209V178H208ZM213 176L215 177V180L213 179V181H214V183H212L213 181H212V178H213ZM228 176V178H226ZM234 178H233V177ZM254 177V179L253 178H251V177ZM22 177V178H21ZM29 177V178H28ZM54 177V178H53ZM63 177H64V179H63ZM141 177H143L142 179H141ZM170 179H169V178ZM183 177H184V179H183ZM189 177V178H188ZM240 177V178H239ZM256 177V178H255ZM28 178V179H27ZM36 178V179H35ZM51 179V181H50V179ZM79 178H80V180H79ZM85 178V179H84ZM131 178H132V180H133V182H132V180H131ZM148 178V179H147ZM149 178H150V180H149ZM176 178V180L174 181V179ZM204 178V179H203ZM218 178V179H217ZM226 178V179H225ZM231 178H233V179H231ZM249 178H251V180H252V182L253 181H255V182H251V180H249ZM262 178V179H261ZM18 179V180H17ZM22 180L21 181V183H22V186H20L21 184H20V181L19 180ZM34 179V180H33ZM46 179H48L47 180V182H46ZM55 179V180H54ZM76 179V180H75ZM146 181V182H143L144 180ZM167 179V180H166ZM169 179V180H168ZM184 181H183V180ZM189 179V180H188ZM206 179V180H205ZM209 179H211V180H209ZM223 179V180H222ZM227 179L229 180V182H230V184H229V182L227 181ZM234 179H237V180H234ZM240 179V180H239ZM241 179H244V180H241ZM248 179V180H247ZM259 179V180H258ZM29 180H30V182H29ZM35 180H36V182H35ZM64 180V181H63ZM79 180V181H78ZM143 180V181H142ZM152 180H154V181H152ZM170 180H171V182H170ZM180 180H181V182H180ZM198 180V181H197ZM224 180H225V182H224ZM260 180H261V182H260ZM3 181H4V184H3ZM24 181H25V183H24ZM26 181H27V183H26ZM42 183H41V182ZM53 181H54V183H53ZM71 181V182H70ZM165 181V182H164ZM166 181H168L167 183H168V185H167V183H166ZM200 181V182H199ZM206 181V182H205ZM219 181V182H218ZM220 181H221V183H220ZM240 181V182H239ZM245 181V182H244ZM251 182V183H248V182ZM258 181V182H257ZM33 182V183H32ZM44 182V183H43ZM66 182V183H65ZM136 182V183H135ZM169 182L170 183H172V184H170V185H173V187H174V189H173V187L172 186H169ZM173 182H175V183H173ZM176 182H177V184H176ZM194 182V183H193ZM223 182V183H222ZM244 182V183H243ZM53 183V184H52ZM65 185L66 187H63V185ZM71 183H72V185H71ZM73 183H74V185H73ZM145 183V184H144ZM205 183V184H204ZM217 183H218V185H217ZM232 183L234 184V187H233V185H232ZM239 183H240V185H239ZM257 183H258V185H257ZM35 186H34V185ZM67 184V185H66ZM83 184H86V185H84L83 186ZM101 184V185H100ZM116 184V185H115ZM143 184V185H142ZM148 184V185H147ZM175 184V185H174ZM187 184V185H186ZM203 184H204V186H203ZM209 186H208V185ZM214 184V185H213ZM221 184H223V185H221ZM229 184V185H228ZM246 184H248V185H246ZM3 185V186H2ZM61 185V186H60ZM69 185V186H68ZM137 185H140V186H137ZM185 185V186H184ZM205 185L207 186V187H205ZM221 185V186H220ZM239 185V187H237V186ZM257 185V187H253V186H256ZM25 186V187H24ZM30 186H32V187H30ZM58 186V187H57ZM76 186H77V188H76ZM81 186V187H80ZM137 186V187H136ZM168 186L170 187V188H168ZM226 186H227V188H226ZM259 186V187H258ZM42 189H41V188ZM50 187V188H49ZM54 187H55V189H54ZM63 187V188H62ZM84 187H85V189H84ZM131 187H132V189H131ZM146 187V188H145ZM179 187H181V188H179ZM183 187H184V189H183ZM205 187V188H204ZM223 187H224V189H223ZM243 187V188H242ZM247 187V188H246ZM253 187V188H252ZM262 187V188H261ZM5 188V189H4ZM24 188V189H23ZM33 188V189H32ZM35 188H36V190H35ZM45 188V189H44ZM57 188H59V189H57ZM168 188V189H167ZM179 189V191H178V189ZM210 188V189H209ZM4 189V190H3ZM26 189H28V190H26ZM62 190V192H61V190ZM71 190V193H70V191L68 192V190ZM145 189V190H144ZM168 190V191H166V190ZM182 189V190H181ZM204 189V190H203ZM223 189V190H222ZM229 189L231 190V191H229ZM234 191H233V190ZM244 189V190H243ZM249 189V190H248ZM251 189H253V190H251ZM254 189H255V191H254ZM6 190V191H5ZM58 190V191H57ZM66 191V193L64 192V191ZM78 190L80 191V192H78ZM111 190V191H110ZM171 190V191H170ZM174 190H175V193H174ZM184 190V191H183ZM186 190H187V192H186ZM206 190H208V191H206ZM210 190V191H209ZM235 190H236V200H234V202L232 201V199L234 198V196H233V198L232 197H230V196H232L233 195V193H231V192H235ZM239 190V191H238ZM251 190V191H250ZM257 190V191H256ZM30 191H32V193H34V194H31V192ZM34 191V192H33ZM47 191V192H46ZM57 191V192H56ZM73 191V192H72ZM115 191V192H114ZM224 191V192H223ZM244 191H247V193H245ZM250 193H249V192ZM27 192H30V194H27ZM37 192V193H36ZM56 192V193H55ZM59 192V193H58ZM145 192H147V193H145ZM163 192V193H162ZM169 192V193H168ZM182 193L181 195L179 194V193ZM197 192V193H196ZM205 192V193H204ZM223 192V193H222ZM243 192V193H242ZM259 192V193H258ZM64 193H65V196H64V198H63V195H64ZM78 193H80V194H78ZM111 193V194H110ZM118 193V194H117ZM145 193V194H144ZM209 193V194H208ZM232 195H231V194ZM245 193V194H244ZM252 193V194H251ZM2 194H4V195H2ZM36 194V195H35ZM49 194V195H48ZM59 194H60V196H59ZM67 194V195H66ZM72 194V195H71ZM74 194V195H73ZM115 196H114V195ZM169 194V195H168ZM174 194V195H173ZM189 194V195H188ZM192 194V195H191ZM204 194V195H203ZM208 194V195H207ZM222 194V195H221ZM223 194H225V195H223ZM248 196H247V195ZM255 194V195H254ZM259 194V195H258ZM28 195H30V196H28ZM33 195V196H32ZM34 195H35V197H34ZM152 197H151V196ZM155 195V196H154ZM176 195V196H175ZM221 195V196H220ZM237 195H239L238 197H237ZM248 198V197H251V198H248V199H251V201L250 200H245L246 198H244L245 196ZM7 196H8V194H7ZM22 196V197H21ZM26 196V197H25ZM46 196V197H45ZM58 196V197H57ZM66 196H68L67 198H66ZM71 196V197H70ZM114 196V198H112ZM180 196V197H179ZM218 196H219V198H218ZM241 196V197H240ZM257 196V197H256ZM263 196V197H262ZM10 197H11V195H10ZM13 197H15V196H13L12 195V199H14ZM28 197H29V199H28ZM59 197H62L63 199H61V198H59ZM74 197V198H73ZM75 197H77V198H75ZM148 197L150 198V199H148ZM157 197V198H156ZM196 197V198H195ZM211 197H213V199H211L210 200V198ZM214 197H216V198H214ZM18 198V199H17ZM31 198L32 199H34V200H31ZM39 198V199H38ZM69 198V199H68ZM82 198H84L85 200H86V204H87V209H86V211H82L80 208H79V203H80V201H81V199ZM176 198H177V200H176ZM184 198V199H183ZM207 198V199H206ZM224 198V199H223ZM232 198V199H231ZM240 198V199H239ZM254 198V199H253ZM21 199H24V200H21ZM41 199H43V200H41ZM45 199V200H44ZM98 199V200H97ZM145 199V200H144ZM169 199H170V202H169ZM173 199V200H172ZM209 199V200H208ZM238 199V200H237ZM256 199V200H255ZM15 200V199H14ZM21 200V201H20ZM29 200V201H28ZM40 200V201H39ZM47 200V201H46ZM54 200V201H53ZM72 200V201H71ZM117 200V201H116ZM144 200V201H143ZM175 200V201H174ZM182 200V201H181ZM219 200H221L222 202H220ZM227 200V201H226ZM254 201V204H252L253 203V201ZM263 200V201H262ZM56 201V202H55ZM66 201V202H65ZM75 203H74V202ZM99 201H101V202H99ZM130 201H131V203L132 204H130ZM137 201H138V203H137ZM168 201V202H167ZM178 201V202H177ZM202 201V202H201ZM211 201V202H210ZM219 203L218 204V206H217V202ZM225 201V202H224ZM237 201V202H236ZM245 201V202H244ZM250 201V202H249ZM5 202V203H4ZM26 203V204H24V203ZM27 202H28V204H27ZM31 202V203H30ZM37 202H38V204H37ZM66 204H65V203ZM70 204V206H68L69 204ZM115 202H117V203H115ZM134 202H136V203H134ZM186 202V203H185ZM207 202V203H206ZM227 202H229V203H227ZM233 202V203H232ZM239 202V203H238ZM247 202H248V204H247ZM261 202V203H260ZM33 203H34V205H33ZM46 203V204H45ZM48 203V204H47ZM61 203H64L63 204V206H60V205H62ZM100 205H99V204ZM162 203V204H161ZM173 203H175V204H173ZM178 203H179V206H178ZM181 203V204H180ZM205 203H206V205H205ZM208 203L211 205V207L212 206H214L215 204V206L213 207V208H210V205H208ZM225 203V204H224ZM226 203H227V205H226ZM236 203H238V204H236ZM246 203V204H245ZM257 203H259V204H257ZM2 204H4V205H2ZM33 206H32V205ZM37 204V205H36ZM57 204H59V205H57ZM74 204H75V206H74ZM91 204V205H90ZM128 204V205H127ZM130 204V205H129ZM186 204V205H185ZM221 204V205H220ZM233 204V205H232ZM242 206H241V205ZM252 205V206H250V205ZM256 204V205H255ZM261 204V205H260ZM26 205V206H25ZM30 205H31V209H30ZM97 205V206H96ZM122 205V206H121ZM124 205H126V206H124ZM208 205V206H207ZM224 205V206H223ZM229 205V206H228ZM232 205V206H231ZM245 205H247V206H245ZM29 206V207H28ZM43 206V207H42ZM59 206V207H58ZM67 206V207H66ZM102 206V207H101ZM114 206V207H113ZM120 206H121V208H120ZM147 206H148V208H147ZM187 206V207H186ZM197 206V207H196ZM223 206V207H222ZM227 206V207H226ZM235 206V207H234ZM239 208V206H240V209L238 210V208ZM245 206V208H243ZM248 206H249V208H248ZM4 207V208H3ZM25 207H27L26 209H25ZM33 207V208H32ZM46 207V208H45ZM53 207V208H52ZM61 207V208H60ZM66 207V208H65ZM98 207H100V208H98ZM127 209H125V208ZM138 207V208H137ZM207 207V208H206ZM216 207V208H215ZM218 207V208H217ZM232 207H234L233 209H231ZM247 207V208H246ZM8 208V209H7ZM56 208H58V209H56ZM64 208V209H63ZM76 208V209H75ZM95 208V209H94ZM102 208H103V210H102ZM113 208V209H112ZM135 208V209H134ZM141 208V209H140ZM183 208V209H182ZM188 208V209H187ZM224 208H227V209H224ZM255 208V209H254ZM4 209H6V211L4 210ZM18 209V210H17ZM30 209V210H29ZM67 209V210H66ZM72 209V210H71ZM111 209V210H110ZM137 209V210H136ZM199 209V210H198ZM208 211H207V210ZM243 209V210H242ZM246 210V212H244L245 210ZM250 211V212H252V213H254V214H252V213H250L248 210ZM253 209V210H252ZM8 210H9V212H8ZM34 210V211H33ZM36 210V211H35ZM38 210V211H37ZM43 210V211H42ZM61 210H64L66 213H64L63 214V212H61ZM98 212H97V211ZM108 210V211H107ZM133 210H135V211H133ZM224 210H226V211H224ZM231 210L233 211V212H231ZM240 210H241V212H240ZM255 210V212H253ZM13 213V215H11V212ZM16 211H18V212H16ZM23 211V212H22ZM25 211H27V214H26V212ZM31 211V212H30ZM56 211V212H55ZM58 211V212H57ZM68 211H69V214L71 215H69L68 214ZM95 211V212H94ZM100 211H102V212H100ZM115 211H117V212H115ZM123 211H127V212H124V213H122ZM183 211V212H182ZM185 211V212H184ZM204 213H203V212ZM212 213H211V212ZM219 211V212H218ZM4 212V213H3ZM7 212V213H6ZM25 212V215L24 214H22V213H24ZM52 212V213H51ZM60 212V213H59ZM74 212V213H73ZM76 212V213H75ZM85 212V213H84ZM111 212V213H110ZM209 212V213H208ZM214 212V213H213ZM228 212H230L229 214H228ZM238 212V213H237ZM243 212V213H242ZM21 214V218H20V214ZM29 213V214H28ZM31 213V214H30ZM38 213V214H37ZM71 213H73V214H71ZM82 213V214H81ZM187 214V216H186V214ZM218 213V214H217ZM240 213L242 214V216L240 215ZM250 213V214H249ZM11 215L12 216V219H13V222L11 221V216H9V215ZM18 215V217L16 216V215ZM32 214H33V216H32ZM67 214V215H66ZM79 214V215H78ZM98 214H99V216H98ZM120 214V215H119ZM140 214V215H139ZM146 214V215H145ZM185 214V215H184ZM203 214H204V216H203ZM207 214H208V216H207ZM239 216H238V215ZM247 214V215H246ZM7 215H8V217H7ZM27 215H29V216H27ZM30 215H31V217H30ZM36 215V216H35ZM52 215V216H51ZM91 215V216H90ZM94 215H97V216H94ZM103 215V216H102ZM116 215H118L117 217H116ZM122 215V216H121ZM184 215V216H183ZM210 215H212V216H210ZM215 215V216H214ZM216 215H218L219 216V218H218V216L216 217ZM221 215L223 216V217H221ZM228 215H230V216H228ZM257 215V216H256ZM5 216V218H3ZM23 216V217H22ZM59 216V218L61 217H66V218H62V219H59V218H56V217H58ZM70 216V217H69ZM73 216V217H72ZM92 216H93V218H92ZM110 216V217H109ZM142 216V217H141ZM186 216V217H185ZM207 216V217H206ZM244 216V217H243ZM247 216V217H246ZM248 216H250V217H248ZM28 217H30V218H28ZM39 217V218H38ZM43 217V218H42ZM67 217H69V219L67 218ZM76 217V218H75ZM89 217V218H88ZM116 219H115V218ZM120 219H119V218ZM137 217V218H136ZM145 217V219H143ZM204 217V218H203ZM208 217H210V218H208ZM16 218H18V219H16ZM25 218H27V219H25ZM32 218H33V220H32ZM41 218V219H40ZM70 218L72 219V222H71V220H70ZM75 218V219H74ZM86 218V219H85ZM181 218V219H180ZM218 218V219H217ZM239 220H238V219ZM247 219V221H246V219ZM251 218V219H250ZM8 219V220H7ZM18 220V221H16V220ZM30 219V220H29ZM55 219H58V221H60V225H59V222H58V225H57V220L55 221ZM66 219V220H65ZM74 219V220H73ZM78 219V220H77ZM119 219V220H118ZM128 219V220H127ZM138 219V220H137ZM185 219V220H184ZM204 219H206V221L204 220ZM209 219V221H211V222H209V221H207ZM211 219H213V220H211ZM217 219V224H216V222H214L215 220ZM219 219L222 221H219ZM224 219V220H223ZM237 219V220H236ZM242 221H241V220ZM23 220L25 221V222H23ZM33 222H32V221ZM61 220H64V221H62V223L63 222H66V223H63V224H61ZM67 220H70V221H67ZM95 220V221H94ZM105 220V221H104ZM116 220H118V221H116ZM180 220V221H179ZM190 220V221H189ZM246 221V222H250L249 224L248 223H246L245 224V222L244 221ZM251 220V221H250ZM15 221H16V223H15ZM36 221V222H35ZM54 221V222H53ZM76 221H77V223H76ZM84 221V222H83ZM86 221V222H85ZM98 221V222H97ZM104 221V222H103ZM108 221V222H107ZM110 221V222H109ZM135 221V222H134ZM146 221V222H145ZM155 221V222H154ZM188 221V222H187ZM221 222L220 224H222L221 225V227H218V226H220V224H219V222ZM11 222V223H10ZM18 222V223H17ZM40 222V223H39ZM48 224H47V223ZM71 223V225H70V223ZM144 224H143V223ZM153 222V223H152ZM190 222V223H189ZM197 222V223H196ZM208 222H209V225H207L208 224ZM227 222V223H226ZM240 222V223H239ZM254 222V223H253ZM15 223V224H14ZM24 223V224H23ZM25 223H26V225H25ZM46 223V224H45ZM105 223V224H104ZM122 223H123V225L124 226H122ZM125 223V224H124ZM176 223V224H175ZM211 223H214V224H212L211 225ZM18 224H20V226L18 225ZM22 224V225H21ZM27 224H28V226H29V228H28V226H27ZM54 224V225H53ZM64 224H66V225H64ZM80 224V225H79ZM133 225V227H132V225ZM146 224H147V226L148 227H146ZM156 224V225H155ZM192 224L194 225V226H192ZM219 224V225H218ZM235 224V225H234ZM241 224V225H240ZM252 224V225H251ZM16 225V226H15ZM30 225H33V226H30ZM34 225H36V226H34ZM38 225V226H37ZM50 225V226H49ZM61 225H62V227H69L70 226V228H67L66 227V231H67V229L68 230H72V231H64L65 230V227L64 228H62L61 227ZM155 225V226H154ZM198 225V226H197ZM213 225H215V226H213ZM216 225H218L217 227H216ZM253 225H254V227H253ZM19 226V227H18ZM25 226V227H24ZM72 226V227H71ZM100 226V227H99ZM131 226V227H130ZM160 226V227H159ZM210 226H212V227H210ZM240 226H242V228H238V227H240ZM251 226V227H250ZM18 228V229H16V228ZM23 227H24V229H23ZM27 227V228H26ZM61 227L62 229H59V228ZM74 227V228H73ZM76 227V228H75ZM78 227V228H77ZM80 227V228H79ZM85 227V228H84ZM97 227V228H96ZM127 227V228H126ZM129 227L131 228V229H129ZM138 229H137V228ZM141 227H143V228H141ZM152 227V228H151ZM155 227V228H154ZM160 229H159V228ZM195 227V228H194ZM197 227V228H196ZM235 227V228H234ZM252 227L254 228V229H252ZM4 228H5V230H4ZM33 228V229H32ZM36 228V229H35ZM81 228H83V229H81ZM90 228V229H89ZM95 230H94V229ZM132 228L134 229V231H131L132 230ZM149 230H148V229ZM191 228V229H190ZM203 228V229H202ZM15 229L17 230V231H15ZM21 229V230H20ZM28 229V235H29V233H30V235H29V237H27L26 236V240H23L24 238H22V237H25V235H26V230ZM42 229V230H41ZM46 229V230H45ZM50 229H51V232H50ZM56 229V230H55ZM57 229L59 230V231H57ZM78 229H80L79 231H77ZM93 229V230H92ZM98 229H99V231H98ZM127 229H128V231H127ZM136 229H137V231H136ZM194 229V230H193ZM218 229H220V230H218ZM222 229V230H221ZM252 229V230H251ZM261 229H262V231H261ZM4 230V231H3ZM19 230V231H18ZM23 230H24V232H23ZM60 230H61V232L62 233H60ZM74 230V231H73ZM85 230V231H84ZM144 230V231H143ZM146 230V231H145ZM148 230V231H147ZM153 230H155V232L153 231ZM156 230H159V232H157ZM192 230V231H191ZM214 230H217L216 232L214 231ZM232 230H233V232H232ZM33 231V232H32ZM39 231V232H38ZM56 231V232H55ZM92 231V232H91ZM150 231V232H149ZM176 231V233H174ZM221 231V232H220ZM243 231H245V232H243ZM246 231H247V233H246ZM254 231V232H253ZM59 234H58V233ZM70 232V233H69ZM82 232V234L83 235H81L80 233ZM84 232V233H83ZM86 232H90L89 233V235H88V233L86 234ZM128 232V233H127ZM133 232V233H132ZM136 232V233H135ZM153 232V233H152ZM213 232L215 233V234H213ZM218 232V233H217ZM219 232L221 233L220 234V237H219V240H221L223 237V239L225 240V241H222V242H219V240H218V236H219ZM242 232H243V234H242ZM250 232H252L251 234H250ZM18 235H17V234ZM34 233H35V239L34 238H32L33 237V235H34ZM40 233V234H39ZM57 233V234H56ZM195 233H196V236H195ZM222 233H223V235H222ZM8 234V235H7ZM37 234V235H36ZM65 234V235H64ZM71 234H72V236H71ZM125 234V235H124ZM132 234V235H131ZM153 234V235H152ZM155 234H158V236H156ZM234 234H235V237H234ZM246 234V235H245ZM248 234V235H247ZM250 234V235H249ZM17 237H16V236ZM19 235H20V237H19ZM21 235H22V237H21ZM24 235V236H23ZM56 235H58V236H56ZM68 235H69V237H68ZM78 235V236H77ZM80 235V236H79ZM85 235H86V237H85ZM127 235V236H126ZM153 236V237H151V236ZM177 235V236H176ZM192 235H193V237H192ZM215 235V236H214ZM4 236L6 237L5 238V240H4ZM37 236V237H36ZM53 236H55L54 238H53ZM60 236V237H59ZM68 238H67V237ZM78 237V239H77V237ZM124 236V237H123ZM130 236H131V238H130ZM134 236V237H133ZM223 236V237H222ZM243 236V237H242ZM245 236V237H244ZM250 237V238H248V237ZM7 237H8V239L10 240V242H9V240L7 239ZM10 237V238H9ZM15 237V238H14ZM19 237V238H18ZM63 237H65V239L63 238ZM76 237V238H75ZM88 237V238H87ZM99 237V238H98ZM121 237H123V238H121ZM151 237V238H150ZM242 237V238H241ZM253 237V238H252ZM3 238V239H2ZM12 238H14L13 240H12ZM48 238V239H47ZM50 238V239H49ZM51 238H53V239H51ZM57 238H59V241H58V239ZM83 238V239H82ZM97 238V239H96ZM127 240H126V239ZM134 238V239H133ZM196 238V239H195ZM18 239V240H17ZM20 239H21V241L23 242H20ZM71 239H73L72 241H70ZM81 241H80V240ZM88 239H89V241H88ZM92 239V240H91ZM148 239V240H147ZM212 239H214L215 240V242H214V240L212 241ZM247 239V240H246ZM3 240V241H2ZM8 240V241H7ZM16 241V243H15V241ZM35 241V243H34V241ZM52 240V241H51ZM79 240V241H78ZM122 240V241H121ZM246 240V241H245ZM250 240V241H249ZM6 241V242H5ZM12 241V242H11ZM18 241L20 242V243H18ZM69 241V242H68ZM87 241V242H86ZM99 241V242H98ZM197 241V242H196ZM218 241V242H217ZM256 241V243H254ZM1 242H2V244L4 245V246H2L1 245ZM6 243V245H5V243ZM28 242V243H27ZM48 242V243H47ZM64 242V243H63ZM93 242H96V244L95 243H93ZM162 242V243H161ZM199 242V243H198ZM224 242V243H223ZM245 242V243H244ZM249 242H250V244H249ZM10 243V247H8L7 245ZM24 243L26 244V246L24 245ZM34 243V244H33ZM54 243H55V245H54ZM60 243V244H59ZM69 243V244H68ZM75 244V246H74V244ZM80 243V244H79ZM86 243L90 246V247H88V245L86 246ZM137 243V244H136ZM225 244V246L223 245V244ZM252 243H253V245H252ZM258 243V244H257ZM15 245V246H13V248H12V245ZM17 244H18V246L20 245V247H18L17 246ZM57 244V245H56ZM94 244V245H93ZM220 244H222V246L220 245ZM247 244V245H246ZM29 245H32V247L30 246L29 247ZM54 245V246H53ZM59 245V246H58ZM65 245H67V247L65 246ZM77 245V246H76ZM93 245V246H92ZM117 247H115V246ZM174 245V246H173ZM195 245V246H194ZM197 245V246H196ZM207 245V246H206ZM214 245V246H213ZM263 245V246H262ZM6 246V247H5ZM22 246V247H21ZM95 246V247H94ZM120 246V247H119ZM181 246V247H180ZM198 246H200V247H198ZM220 246V247H219ZM227 246H228V248H229V246H230V248L228 249L227 248ZM252 246V247H251ZM5 247V248H4ZM19 248V249H17V248ZM38 247V248H37ZM41 247V248H40ZM47 247V248H46ZM79 247V248H78ZM98 247V248H97ZM107 247V248H106ZM216 247V248H215ZM224 247H225V249H224ZM249 247H250V249H249ZM6 248H7V250H6ZM12 248V249H11ZM25 248H26V250L28 249V251L29 252H27L26 250H25ZM32 248V249H31ZM87 248V249H86ZM95 248V249H94ZM110 248V249H109ZM204 248V249H203ZM9 249V250H8ZM21 249H23V250H21ZM43 249V250H42ZM47 249V250H46ZM59 249H60V251H62V252H59ZM63 249H64V251H63ZM69 249V250H68ZM73 249V250H72ZM85 249H86V251H85ZM115 249V250H114ZM120 249V250H119ZM143 249V250H142ZM144 249H146V250H144ZM180 249V250H179ZM206 249V250H205ZM214 249H216V251L214 250ZM224 249V250H223ZM228 251H227V250ZM263 249V250H262ZM2 250H3V252H2ZM5 250V251H4ZM16 250V251H15ZM39 250V251H38ZM81 250V251H80ZM92 252H91V251ZM107 250V251H106ZM117 250V251H116ZM134 250V251H133ZM151 250V251H150ZM174 251V253H175V257H173L174 256V253H172L173 251ZM175 250H177V251H175ZM178 250H179V252H178ZM189 250V251H188ZM192 250V251H191ZM213 252H212V251ZM218 250H219V252H218ZM249 250H251V251H249ZM7 251H9V252H7ZM13 251V252H12ZM20 251H22V253L20 252ZM26 251V252H25ZM30 251L32 252V254L30 253ZM54 251V252H53ZM55 251H57L56 253H55ZM74 251V252H73ZM95 251V252H94ZM136 251V252H135ZM140 251V252H139ZM146 251V252H145ZM169 251V252H168ZM198 251V252H197ZM209 251V252H208ZM211 251V252H210ZM214 251H215V253H214ZM223 251V253H222V255L223 256H221L220 254V252H222ZM227 252V255H226V253L225 252ZM15 252H18V254H20V255H17V253H15ZM25 252V253H24ZM133 252V253H132ZM204 252V253H203ZM216 252H217V255L218 256H220V257H218L217 255H216ZM229 252H230V254H229ZM255 252V253H254ZM259 252V253H258ZM7 253V254H6ZM28 253V254H27ZM61 253V254H60ZM67 253H69V254H71V255H69V254H67ZM96 253H98L97 255H96ZM121 253V254H120ZM178 253H179V255H178ZM207 253H209V256H208V254ZM250 253H254V254H258V256H260V258L258 257V256H256V255H252V254H250ZM12 254V255H11ZM16 254V255H15ZM23 254L25 255V256H23ZM57 254V255H56ZM64 254V255H63ZM107 256H106V255ZM176 254L178 255V256H176ZM192 254H193V256H192ZM215 254V255H214ZM225 254V255H224ZM241 256H240V255ZM249 254V255H248ZM5 255H7V256H5ZM22 255V256H21ZM60 255H61V258H60ZM69 255V256H68ZM88 255V256H87ZM92 255V256H91ZM111 255V256H110ZM122 255V256H121ZM135 255V256H134ZM172 255V256H171ZM203 255V256H202ZM231 255V256H230ZM233 255H235V256H233ZM11 256V257H10ZM15 256H16V259H15ZM36 256H37V258H36ZM63 256H66V257H63ZM79 256V257H78ZM138 256V257H137ZM209 257V259H208V257ZM213 256V257H212ZM215 256V257H214ZM225 256V257H224ZM237 256H238V258L239 259H237ZM246 256V257H245ZM255 256H256V259H255ZM1 257H3V259H4V261H2V258ZM5 257H7V260H5ZM12 257H13V259H12ZM24 257V258H23ZM27 258V260L25 261L24 259H26ZM30 257V259H28ZM34 259H33V258ZM68 257V258H67ZM78 257V258H77ZM109 257H111V258H109ZM167 257H169V259L167 258ZM171 257V258H170ZM177 257V258H176ZM245 257V258H244ZM248 257V258H247ZM251 257H252V259H251ZM254 257V258H253ZM18 258V259H17ZM33 260H32V259ZM57 258H59V259H57ZM66 258V259H65ZM87 258H89V259H87ZM114 258V259H113ZM149 258V259H148ZM207 258V260H205ZM210 258H211V260H210ZM214 258V259H213ZM221 259V258H223V259H221V260H219V261H217L218 259ZM232 258V259H231ZM236 258V259H235ZM244 258V259H243ZM178 259V260H177ZM203 259V260H202ZM216 259V260H215ZM254 259V260H253ZM259 259V260H258ZM11 260V261H10ZM24 260V261H23ZM29 260V261H28ZM31 260V261H30ZM36 260V261H35ZM151 260V261H150ZM168 260V261H167ZM180 260V261H179ZM189 260V261H188ZM213 260V261H212ZM234 260H235V262H234ZM249 260V261H248ZM9 263H8V262ZM15 263H14V262ZM20 261V262H19ZM24 262V263H21V262ZM51 261V262H50ZM71 261V262H70ZM113 261V262H112ZM183 261V262H182ZM203 261V262H202ZM206 261H209V262H206ZM230 261V262H229ZM242 261V262H241ZM248 261V262H247ZM263 261V262H262ZM13 262V263H12ZM66 262V263H65ZM142 262V263H141ZM150 262V263H149ZM182 262V263H181ZM224 262V263H223ZM233 262V263H232ZM239 262V263H238ZM1 263V264H2ZM63 264V263H62Z\"/></svg>",
  "mask_w": 264,
  "mask_h": 264
},
{
  "label": "bare ground",
  "instance_id": "bare-ground-1",
  "mask_svg": "<svg viewBox=\"0 0 264 264\" xmlns=\"http://www.w3.org/2000/svg\"><path fill=\"white\" fill-rule=\"evenodd\" d=\"M14 1H15V0H14ZM14 1H13V2H14ZM17 1L20 2L19 0H17ZM17 1H16V2H17ZM29 1H30V0H29ZM39 1H40V0H39ZM53 1H54V0H53ZM56 1H58V0H56ZM63 1H64V0H63ZM77 1H79V0H77ZM77 1H75V2H77ZM80 1H81V0H80ZM109 1H111V0H109ZM118 1H119V0H118ZM118 1H117V4L120 3V2H118ZM127 1H128V0H127ZM127 1H126V2H127ZM129 1H130V0H129ZM132 1H136V0H132ZM168 1H169V0H168ZM172 1H173V0H172ZM197 1H198V0H197ZM204 1H205V0H204ZM204 1H203V2H204ZM208 1H210V0H208ZM211 1H212V2H211L212 5L214 6V3H213L214 1H213V0H211ZM225 1H226V0H225ZM238 1H239V0H238ZM238 1H235V2H238ZM241 1H242V0H241ZM255 1H256V0H254V4H255ZM257 1H258V0H257ZM2 2H3V1H2ZM5 2H7V0H5ZM18 2H17V3H18ZM23 2L25 3V0H24ZM23 2H22V3H23ZM32 2H34V0H33ZM37 2H38V1H37ZM44 2H45V1H44ZM48 2H50V1H48ZM58 2H61V1H58ZM65 2H66V1H65ZM68 2H69V1H68ZM111 2H113V0H112ZM114 2H115V1H114ZM142 2H144V0L141 1V3H142ZM148 2H149V1H148ZM153 2H155V1L153 0ZM159 2H160V1H159ZM166 2H167V1H166ZM170 2H171V1H170ZM177 2H178L179 5H180V3H181L180 0L177 1ZM182 2H183V1H182ZM198 2H199V1H198ZM217 2H218V1H217ZM245 2H246V1H245ZM249 2H251V0H250ZM263 2H264V1H262V4H263ZM0 3H1V0H0ZM3 3H4V2H3ZM3 3H2V4H3ZM11 3H12V1H11ZM14 3H15V2H14ZM14 3H13V4H14ZM17 3H16V4H17ZM27 3H29V2L27 1ZM45 3H46V2H45ZM72 3H74V2H72ZM81 3H82V2H81ZM101 3H103V2H101ZM115 3H116V2H115ZM115 3H113V4L115 5ZM128 3H129V2H128ZM133 3H134V2H133ZM133 3H130V5H131V4H132V5L135 4V3H134V4H133ZM157 3H158V2H157ZM163 3H165V2H163ZM163 3H160V4H163ZM187 3H188V2H187ZM230 3H231V1H230ZM243 3H244V1H243ZM256 3H257V2H256ZM8 4H9V3H8ZM18 4H21V2L18 3ZM18 4H17V5H18ZM30 4H31V3H30ZM36 4H37V3H36ZM36 4H33V5H36ZM40 4H41V3L39 2V4H37V7L42 6V5H43V2H42L41 5H40ZM46 4L48 5L49 3H46ZM51 4H52V3H51ZM55 4H56V2H55ZM63 4H64V2H63ZM98 4H99V3H98ZM111 4H112V3H111ZM117 4H116V5H117ZM123 4H124V3H123ZM123 4H121V5L123 6ZM138 4H139V3H138ZM148 4H149V3H148ZM158 4H159V3H158ZM158 4H157V5H158ZM165 4H166V3H165ZM172 4H173V3H172ZM191 4H192V3H191ZM224 4H225V2H224ZM224 4H223V5H224ZM245 4H246V3H245ZM258 4H259V2H258ZM3 5H5V4H3ZM17 5H16V7H17ZM25 5H26V4H25ZM31 5H32V4H31ZM38 5H39V6H38ZM52 5H54V4H52ZM56 5H58V4H56ZM60 5H61V4H60ZM66 5H67V4H66ZM73 5H74V4H72V6H73ZM78 5H79V4H78ZM81 5H82V4H81ZM126 5H127V3H126ZM126 5H125V6H126ZM128 5H129V4H128ZM140 5H141V4H140ZM143 5H144V3H143ZM150 5H151V4H150ZM163 5H164V4H163ZM174 5H175V4H174ZM174 5H173V6H174ZM223 5H221V6H223ZM228 5H229V4H228ZM232 5L234 6L235 4L232 3ZM236 5H240V4H237V3H236ZM249 5H250V4H249ZM252 5H253V4H252ZM263 5H264V4H263ZM19 6H21V5H19ZM22 6H24V5H22ZM27 6H29V10H30V9H31L30 5L27 4V5L25 6V8H26ZM48 6H49V5H48ZM48 6H47V8L52 7V6H49V7H48ZM72 6H71V7H72ZM97 6H98V5H97ZM136 6H137V5H136ZM166 6H167V5H166ZM176 6L178 7V4H176ZM176 6H174V7L176 8ZM210 6H211V5H210ZM242 6H243V5H242ZM250 6H251V5H250ZM3 7H4V6H3ZM3 7H0V8H1V9H0V12H3V11H2V8H3ZM16 7H14V8H16ZM43 7H44V6H43ZM43 7H42V9H43ZM61 7H62V6H61ZM61 7H60V8H61ZM82 7H83V6H82ZM103 7H104V6H103ZM109 7H110V6H107V8H105V10L109 9ZM115 7H116V6H115ZM118 7H119V4H118L117 8H118ZM127 7H128V6H127ZM130 7H131V6H130ZM132 7H133V6H132ZM132 7H131V8H132ZM140 7H141V6H140ZM142 7H143V6H142ZM154 7H156V3H155V6H154ZM158 7H159V6H158ZM158 7H157V8H158ZM160 7H162V5H160ZM184 7H185V6H184ZM204 7H205V6H204ZM217 7H218V5H217ZM223 7H224V6H223ZM231 7H232V6H231ZM234 7H235V6H234ZM236 7H237V6H236ZM236 7H235V8H236ZM239 7H240V6H239ZM245 7H246V6H245ZM260 7H261V6H260ZM10 8H12V5H11V7H9V9H10ZM20 8H21V7H20ZM20 8H19V9H20ZM45 8H46V7H45ZM58 8H59V7H58ZM63 8H64V7H63ZM63 8H62V11H63ZM74 8L77 9L78 6H77V8H76V5H75ZM85 8H86V7H85ZM111 8H113V7H111ZM122 8H123V7H122ZM124 8H125V7H124ZM131 8H130V9H131ZM143 8H144V7H143ZM170 8H171V5H170ZM186 8H187V6H186ZM189 8H190V7H189ZM205 8H206V7H205ZM237 8H238V7H237ZM241 8H242V7H241ZM246 8H249V6L246 7ZM252 8H253V7H252ZM7 9H8V8H7ZM9 9H8V10H9ZM23 9H24V8H23ZM23 9L21 8V10H23ZM26 9H27V8H26ZM37 9H38V8H37ZM39 9H40V8H39ZM39 9H38V11H39ZM50 9H53V8H50ZM55 9H56V7H55ZM65 9H66V7H65ZM69 9H70V8H69ZM69 9H67V10L69 11ZM78 9H79V8H78ZM120 9H121V8H120ZM120 9H119V10H120ZM140 9H141V8H140ZM151 9H155V12H156V8H151ZM177 9H178V8H177ZM177 9H176V10H177ZM179 9H180V8H179ZM181 9H182V8H181ZM207 9H208V8H207ZM209 9L212 10L211 7H210ZM213 9H214V8H213ZM224 9H225V7H224V8L219 7V8H216L215 11H216V12H219L217 15H221V17H222L223 15H225V14L228 12V11L226 12V10H224ZM233 9H234V8H233ZM239 9H240V8H239ZM249 9L251 10V8H249ZM262 9H263V8H262ZM3 10H4V9H3ZM5 10H6V9H5ZM5 10H4V14H5V13H8V12L11 13V11L5 12ZM11 10H13V9H11ZM24 10H25V9H24ZM45 10H46V9H45ZM53 10H54V9H53ZM60 10H61V9H59V11H60ZM67 10H66V14H67ZM82 10H84V9H82ZM117 10H118V9H117ZM133 10H134V8H133ZM142 10H143V9H141V11H142ZM149 10H150V9H149ZM149 10H148V11H149ZM157 10H158V9H157ZM188 10H189V9H188ZM203 10H204V8H203ZM205 10H206V9H205ZM210 10H209V13H210ZM234 10H235V9H234ZM242 10H243V9H242ZM242 10H240V11H242ZM6 11H7V10H6ZM26 11H27V10H26ZM40 11H41V10H40ZM42 11H44V10H42ZM54 11H55V10H54ZM70 11H72V10L70 9ZM73 11H75V10L73 9ZM73 11H72V12H73ZM77 11H79V10H76V12H77ZM110 11H113V10H110ZM120 11H121V10H120ZM126 11H127V10H126ZM135 11H136V10H135ZM144 11H145V10H144ZM144 11H143V12H144ZM160 11H162V9H160ZM186 11H187V10H186ZM236 11H237V10H236ZM238 11H239V10H238ZM238 11H237V13H238ZM240 11H239V12H240ZM247 11H248V10H247ZM255 11H256V10H255ZM259 11H260V10H259ZM22 12H23V11H22ZM32 12H33V11H31V13H32ZM35 12H37V11H35ZM51 12H52V11H51ZM57 12H58V11H57ZM79 12H80V11H79ZM88 12H89V11H88ZM113 12H114V11H113ZM128 12H129V9H128ZM128 12H126V14H127ZM146 12H147V9H146ZM164 12H165V11H164ZM174 12H175V10H174ZM207 12H208V11H207ZM211 12H212V11H211ZM242 12H243V11H242ZM242 12H241V14H242ZM248 12H249V11H248ZM250 12H251V11H250ZM29 13H30V11H29ZM41 13H42V12H41ZM45 13H46V12H45ZM53 13H54V12H53ZM64 13H65V12H64ZM85 13L87 14L86 11L84 12V14H85ZM91 13H94V11H93V12L91 11ZM96 13H97V12H96ZM104 13H105V12H104ZM114 13H115V12H114ZM116 13H118V11H117ZM116 13H115V15H116ZM123 13H125L124 10H122V16H123V17H128V16H124L125 14H123ZM140 13H141V12H140ZM156 13H157V12H156ZM166 13H167V12H166ZM171 13H172V12H171ZM175 13H177V12H175ZM187 13H188V12H187ZM209 13H207V14H209ZM259 13H260V12H259ZM23 14H24V13H23ZM32 14H35V13H32ZM37 14H38V13H37ZM66 14H65V15H66ZM68 14H69V12H68ZM68 14L65 16V18H66V17H68V18L70 17V15H68ZM70 14H71V13H70ZM77 14H78V13H77ZM77 14L75 13V15H77ZM86 14H85V15H86ZM94 14H95V13H94ZM94 14H92V16H95ZM154 14H155V13H154ZM157 14H158V13H157ZM160 14H161V12H160ZM184 14H185V13H184ZM191 14H192V13H191ZM196 14H197V13H196ZM199 14H200L199 16H201L202 13H199ZM230 14H231V13H230ZM243 14H245V11H244ZM251 14H252V13H251ZM256 14L258 15L257 12H256ZM260 14H261V13H260ZM48 15H50V14L48 13ZM61 15H62V14H61ZM73 15H74V14H73ZM88 15H89V14H88ZM103 15H104V14H103ZM103 15H102V17L105 19V17H107V16L104 17ZM105 15H106V14H105ZM109 15H110V13H109ZM111 15H113V14H111ZM120 15H121V14H120ZM128 15H129V14H128ZM174 15H175V14H174ZM181 15H182V13H181ZM185 15H186V14H185ZM185 15H184V16H185ZM213 15H214V14H213ZM213 15H211V17H212ZM217 15L215 14V16H217ZM237 15H238V14H237ZM239 15H240V14H239ZM245 15L247 16V13H246ZM249 15H250V14H249ZM252 15H254V14H252ZM7 16H8V15H7ZM12 16H13V15H12ZM28 16H29V15H28ZM30 16H31V17H34L33 15H30ZM30 16H29V17H30ZM35 16H36V15H35ZM51 16H53V15H51ZM51 16H50V18H51ZM57 16H58V13H57L56 17H57ZM59 16H60V13H59ZM77 16H78V15H77ZM97 16H98V15H97ZM113 16H114V15H113ZM118 16H119V15H118ZM118 16H117V17H118ZM134 16H135V15H134ZM178 16H179V15H178ZM187 16H189V15H187ZM199 16H198V17H199ZM203 16H205V14H204ZM206 16H207V15H206ZM228 16H229V15H228ZM10 17H11V16H10ZM24 17H25V15H24ZM26 17H27V16H26ZM60 17H61V16H60ZM62 17H63V16H62ZM80 17H81V16H80ZM82 17H83V15H82ZM90 17H91V16H90ZM120 17H121V16H120ZM129 17H130V16H129ZM129 17H128V18H129ZM156 17H157V15H156ZM156 17H155V18H156ZM181 17H182V16H180V18H181ZM189 17H190V16H189ZM219 17H220V16H219ZM226 17H227V16H226ZM233 17H234V16H233ZM251 17H252V16H250L249 18L251 19ZM253 17H254V16H253ZM255 17H256V15H255ZM255 17H254V18H255ZM257 17H258V16H257ZM17 18H18V17H17ZM27 18H28V17H27ZM86 18H88V17H85V19H86ZM114 18H115V17H114ZM118 18H119V17H118ZM137 18H138V16L136 17V19H137ZM153 18H154V17H153ZM159 18H161V17H159ZM176 18H177V17H176ZM180 18H178V19L180 20ZM195 18L197 19L196 16H194V19H195ZM224 18H225V17H224ZM227 18H228V17H227ZM235 18H237V17H234L233 19H235ZM261 18H262V17H261ZM10 19H12V18H10ZM18 19H19V18H18ZM18 19H17V20H18ZM23 19L25 20L26 18H23ZM33 19H34V18H33ZM35 19H36V18H35ZM40 19H41V18H40ZM40 19H39V21H38L39 23H41V21H42V20L40 21ZM46 19H47V18H45V20H46ZM48 19H49V17H48ZM53 19H55V16H54ZM56 19H57V18H56ZM59 19H60V18H59ZM61 19H62V18H61ZM69 19H72V17H70ZM73 19H75V18H73ZM73 19H72V20H73ZM100 19H101V18H100ZM110 19L113 20V19H112V16H110ZM132 19H133V18H132ZM132 19H130V20L132 21ZM157 19H158V18H157ZM167 19H168V18H167ZM205 19H207V18H205ZM212 19H214V18L212 17ZM231 19H232V18H231ZM240 19H241V18H240ZM258 19H260V17L257 18V20H258ZM4 20H5V19H4ZM63 20H64V18H63ZM66 20L69 21L68 19H66ZM93 20H94V19H93ZM97 20H98V19H97ZM101 20H102V19H101ZM111 20H109L110 23L113 22V21H111ZM115 20H116V18H115ZM137 20H138V19H137ZM137 20H136V21H137ZM159 20H160V19H159ZM191 20H192V19H191ZM191 20H190V21H191ZM197 20H198V19H197ZM199 20H200V17H199ZM199 20H198V21H199ZM207 20H208V19H207ZM219 20H220V18H219L218 20H212L211 22H212V24H213V21H216V22H217V21H219ZM247 20H249V19H247ZM247 20H246V21H247ZM263 20H264V19H261V20H259V22L261 21V23H262ZM8 21H10V20H8ZM15 21H16V19L13 20L14 23H15ZM21 21H22V19H21ZM21 21H20V22H21ZM31 21H33V20H31ZM35 21H36V20H34V22H35ZM46 21H47V20H46ZM46 21H45V22H46ZM61 21H62V20H60L59 22H61ZM78 21H79V20H78ZM78 21H77V22H78ZM84 21H87V20H84ZM89 21H90V19H89ZM89 21H88V22H89ZM91 21H92V20H91ZM91 21H90V22H91ZM102 21H104V20H102ZM102 21H101V22H102ZM105 21H106V20H105ZM105 21L102 23V25H103V24L105 25V23H107V22H105ZM107 21H108V20H107ZM118 21H119V20H117V22L115 21V23H117V25H118L119 23H121V22L118 23ZM121 21H124V22H125V19H123V20H121ZM126 21H127V20H126ZM131 21H130V22H131ZM134 21H135V20H134ZM134 21H133V24H134ZM146 21H147V19L145 20V23L147 24ZM169 21H170V20H169ZM174 21H175V20H174ZM174 21H173V22H174ZM198 21H196V23L199 24ZM232 21H233V20H232ZM236 21H237V19H236ZM236 21H235L234 24H236ZM241 21H242V19H241ZM244 21H245V20H244ZM250 21H251V20H250ZM250 21H248V22H250ZM10 22H11V21H10ZM28 22H29V20H28ZM28 22L26 23V20H25V24H28ZM43 22H44V21H43ZM47 22H48V21H47ZM49 22H50V20H49ZM54 22L56 23V21H54ZM57 22H58V21H57ZM59 22H58V23H59ZM65 22H66V21H65ZM88 22H86V24H87ZM127 22H129V21H127ZM127 22H126V23H127ZM163 22H164V21H163ZM165 22H166V21H165ZM208 22H210V20H209ZM208 22H207V23H208ZM225 22H226V21H225ZM251 22H252V21H251ZM253 22H254V21H253ZM8 23H9V22H8ZM18 23H19V21H18ZM18 23H17V24H18ZM21 23H22V22H21ZM29 23H30V22H29ZM32 23H33V22H32ZM32 23H31V26H32ZM67 23H68V22H67ZM67 23H66V24H67ZM71 23H72V22H71ZM73 23H74V22H73ZM91 23L93 24V22H91ZM94 23H95V22H94ZM113 23H114V22H113ZM115 23H114V24H115ZM122 23H123V22H122ZM122 23H121V26H122ZM135 23H136V22H135ZM152 23H153V22H151L150 24H152ZM160 23H161V21H160ZM167 23H168V22H167ZM178 23H179V22H178ZM194 23H195V21H194ZM254 23H255V22H254ZM15 24H16V23H15ZM37 24H38V23H37ZM46 24H47V23H45L44 25H46ZM60 24H62V22H61ZM95 24H96V23H95ZM114 24H113V25H114ZM130 24H131V23H130ZM130 24H129V25H130ZM146 24H145V26H146ZM163 24H164V23L161 24L160 29H159V30H161V31H160V34H161L160 42L163 44V47H164V48H168L167 52H168V56L171 57V60H172V59H176V58H177V50H178V49H174V47L170 46V42H171V39L173 38L172 36H174L173 34L177 33V32L179 31V29H178L177 32L174 31L175 33H171V32H170V33H171V34H170L169 31H168V33H167V31L164 29V27H163L164 25H163ZM170 24H171V23H170ZM176 24H177V23H176ZM176 24H175V25H176ZM212 24H210V26H211ZM215 24H216V23H215ZM222 24H225V23L223 22ZM237 24H238V23H237ZM239 24H242V23L240 22ZM244 24H247V23H244ZM259 24H260V23H259ZM8 25H9V24H8ZM10 25H11V24H10ZM18 25H19V24H18ZM23 25H24V24H21V26H23ZM34 25H35V23H34ZM34 25H33V26H34ZM42 25H43V24H42ZM42 25H41V27H42ZM68 25H69V24H68ZM68 25H67V27L69 28V27L71 26V24H70L69 26H68ZM73 25H75V24H73ZM84 25H85V22H84ZM106 25H107V24H106ZM119 25H120V24H119ZM126 25H128V24H126ZM126 25L124 24L123 26L125 27ZM129 25H128V27H129ZM140 25H141V23L138 25V22H137V26H136V27H138V26H140ZM143 25H144V24H143ZM165 25H167V24H165ZM219 25H220V24H219ZM250 25H251V24H250ZM256 25H257V23H256ZM12 26H13V23H12ZM21 26H20V28H21ZM26 26H29V25H26ZM35 26H36V25H35ZM35 26H34V27H35ZM38 26H39V25H38ZM55 26H56V24H55ZM58 26H59V25L57 24V27H58ZM62 26H63V25H62ZM81 26H82V25H81ZM90 26H91V25H90ZM99 26H100V24H99ZM111 26H112V24H111ZM131 26H132V25H131ZM131 26L129 27V29L131 28ZM133 26H134V25H133ZM147 26H148V25H147ZM154 26H155V25H154ZM169 26H170V25H169ZM173 26H174V23H173ZM193 26H194V25H193ZM210 26H209V27H210ZM212 26H214V25H212ZM226 26H228V25L226 24ZM230 26H231V25H230ZM241 26L243 27L244 25H241ZM6 27H7V26H6ZM34 27H33V28H34ZM60 27H61V26H60ZM60 27H59V28H60ZM64 27H65V29H67L66 26H64ZM71 27H72V26H71ZM87 27H88V26H87ZM95 27H96V26H95ZM101 27H102V26H101ZM105 27H108V26H105ZM118 27H119V26H118ZM118 27H117L116 29H118ZM134 27H135V26H134ZM148 27H149V26H148ZM152 27H153V26H152ZM176 27H177V26H176ZM187 27H188V26H187ZM190 27H191V26H190ZM198 27H199V25H198ZM206 27H207V26H206ZM216 27H217V26H216ZM224 27H225V26H224ZM235 27H236V26H235ZM238 27H239V26H238ZM253 27H255L256 29H255V28H252V31H251V32L254 31V33L257 34V32H258V30H259V27H256V26H253ZM14 28H15V27H14ZM28 28H29V27H28ZM28 28L26 29V27H25V29H26V32H25V33H28V32L31 33L30 30H29ZM39 28H40V27H39ZM39 28H38V32H39ZM59 28H57V29H59ZM62 28H63V27H62ZM79 28H80V27H79ZM114 28H115V27H113V28H112V27H109V29H113V30H114ZM125 28H127V27H125ZM158 28H159V27H157L156 29L158 30ZM180 28H181V27H180ZM212 28H213V27H212ZM220 28H222V27H220ZM236 28H237V27H236ZM260 28H261V26H260ZM263 28H264V27H263ZM17 29H19V28L17 27ZM23 29H24V26H23ZM65 29H63L62 32H64ZM72 29H73V28H72ZM72 29H70V30H72ZM83 29H84V26H83ZM87 29H89V28H87ZM109 29H108V30H109ZM137 29L139 30V27H138ZM137 29L135 30V33H136V31H138ZM142 29H144L143 26H142ZM149 29L152 30V28H149ZM149 29H148V30H149ZM153 29H154V28H153ZM199 29H200V28H199ZM250 29H251V28H250ZM261 29H262V28H261ZM14 30H15V29H14ZM28 30H29V31H28ZM59 30H61V29H59ZM59 30H58V31L56 30V32H58L57 34H59ZM67 30H68V29H67ZM67 30H66V31H67ZM70 30H69V31H70ZM78 30H79V29H78ZM80 30H81V29H80ZM90 30H91V29H90ZM101 30H102V29H101ZM119 30L122 31L121 29H119ZM119 30H117V31L119 32ZM125 30H126V29H124V31H125ZM127 30H128V28H127ZM127 30H126V31H127ZM151 30H150V31H151ZM188 30H189V29H188ZM200 30H202V29H200ZM206 30H208V29H206ZM210 30H211V29H210ZM213 30H214V29H212V32H213ZM215 30H216V29H215ZM233 30H234V29H233ZM248 30H249V29H247V31H248ZM8 31L11 32L12 30H11V31L8 30ZM22 31H23V30H22ZM34 31H36V33H38L37 30H34ZM83 31H84V30H83ZM87 31H88V30H87ZM87 31H85V32H87ZM92 31H93V30H92ZM96 31H97V29H96ZM106 31H107V29H106ZM106 31H105V32H106ZM115 31H116V30H115ZM131 31H132V29H131ZM150 31H149V32H150ZM182 31H183V30H182ZM185 31H186V30H185ZM216 31H217L218 33L221 32L220 34H222V31H221V30H220V32H219L218 30H216ZM235 31H236V30H235ZM239 31H240V28H239V30H237V33H238ZM243 31H244V30H243ZM19 32H20V31H19ZM56 32H54V34H55ZM62 32H61V33H62ZM85 32H84V33H85ZM88 32H89V31H88ZM107 32H108V31H107ZM110 32L113 33L114 31L111 30ZM127 32H128V31H127ZM139 32H141V31H139ZM142 32H143V31H142ZM189 32H190V31H189ZM194 32H195V31H194ZM199 32H200L199 34L202 35L203 32H202V31H199ZM201 32H202V33H201ZM206 32H207V31H205V33H206ZM225 32H226V31H225ZM241 32H242V31H241ZM248 32H249V31H248ZM0 33H1V30H0ZM2 33H4V32H2ZM2 33H1V35H2ZM6 33H8V32H6ZM13 33H14V32H13ZM15 33H16V32H15ZM20 33H21V32H20ZM29 33H28V34H29ZM32 33H33V32H32ZM65 33H68V31L65 32ZM71 33H72V32H70V34H71ZM128 33H131V32L129 31ZM158 33H159V32H158ZM180 33H181V32H180ZM191 33H192V32H191ZM207 33H208V32H207ZM228 33H229V31H228ZM239 33H240V32H239ZM243 33H245V32H242V33L239 34L238 36L240 37V35H242V36H244V35L247 36V35H248V34H247V35H246V34L243 35ZM260 33H261V32H260ZM9 34H10V33H9ZM28 34H27V35H28ZM33 34H34V36L36 35L35 32H34ZM38 34H39V33H38ZM38 34H37V35H38ZM48 34H49V33H46L45 36H47ZM50 34H51V33H50ZM50 34H49V35H50ZM54 34H53V36H54ZM68 34H69V33H68ZM70 34H69V35H70ZM82 34H83V33H82ZM93 34H94V33H93ZM106 34H107V33H106ZM108 34H109V33H108ZM110 34H111V33H110ZM110 34H109V35H110ZM113 34H114V33H113ZM122 34H123V31L121 32V35H122ZM131 34H132V33H131ZM133 34H134V30H133ZM133 34H132V35H133ZM146 34H148V33H146ZM146 34H145V35H146ZM177 34H178V33H177ZM196 34H197V32H196ZM214 34H215V33H214ZM214 34H213V35H214ZM216 34H217V33H216ZM250 34H251V33H250ZM252 34H253V33H252ZM258 34H259V32H258ZM1 35H0V38H1ZM16 35H19V34H16ZM22 35H23V34H22ZM22 35H21V37H22ZM24 35H26V34H24ZM31 35H32V34H31ZM31 35H28V38H29V36H30V38H29L30 40L32 39V38H31ZM37 35H36V36H37ZM79 35H80V34H79ZM83 35H85V34H83ZM86 35H87V33H86ZM89 35H90V34H89ZM116 35L121 36L120 33H118V34H116ZM123 35H124V34H123ZM123 35H122V40L124 39V38H123ZM126 35H127V34H126ZM128 35H129V34H128ZM136 35H137V34H136ZM148 35H149V34H148ZM158 35H159V34H158ZM201 35H200V36H201ZM204 35H205V34H204ZM217 35H218V34H217ZM235 35H236V34H235ZM253 35H255V34H253ZM19 36H20V35H19ZM38 36H39V35H38ZM53 36L51 35L50 37L53 38ZM64 36H65V35H64ZM66 36H68V35H66ZM66 36H65V38H66ZM71 36H73V34H72ZM81 36H82V35H80L79 37H81ZM94 36H96V35H94ZM105 36H106V35H105ZM114 36H115V35H113L111 39H113ZM130 36H131V35H130ZM141 36H142V35H141ZM150 36H151V35H150ZM152 36H153V35H152ZM185 36H186V35H185ZM185 36H184V37H185ZM191 36H192V35H191ZM215 36H216V35H215ZM215 36H214V37H215ZM219 36H220V35H219ZM221 36H222V35H221ZM221 36H220V37H221ZM226 36H227V35H226ZM259 36H260V35H259ZM6 37H7V36H5V37L3 36L4 39H5ZM10 37H11V36H10ZM32 37H33V36H32ZM41 37H42V36H41ZM43 37H44V36H43ZM50 37H48V39H49ZM56 37H57V36H56ZM68 37H69V36H68ZM77 37H78V36H77ZM79 37H78V38H79ZM91 37H92V36H91ZM101 37H102V35H101ZM115 37H116V36H115ZM117 37H118V36H117ZM117 37H116V38H117ZM128 37H129V36H128ZM128 37H127V38H128ZM137 37H138V36H137ZM139 37H140V34H139ZM197 37H199V36H197ZM216 37H217V36H216ZM239 37H238V40H239ZM249 37H251V35H249ZM249 37H248V38H249ZM256 37H257V36H255V38H256ZM261 37L263 38V35H262ZM3 38H2V39H3ZM12 38H14V37H11L10 39H12ZM16 38H17V37H16ZM54 38H55V36H54ZM57 38H58V37H57ZM60 38H62V37H60ZM70 38H71V37H70ZM94 38H95V37H94ZM119 38H120V37H119ZM133 38H134V37H133ZM147 38H148V37H147ZM153 38H154V37H152V39H153ZM192 38H193V37H192ZM192 38H191V39H192ZM211 38H212V36H210V40H211ZM226 38H227V37H226ZM228 38H229V36H228ZM259 38H260V37H258V39H259ZM4 39H3V40H4ZM18 39H19V37H18ZM20 39H21V38H20ZM24 39H26V38H24ZM29 39H28V40H29ZM33 39H34V37H33ZM33 39H32V41H33ZM35 39H36V38H35ZM55 39H56V38H55ZM58 39H59V38H58ZM68 39H69V38H68ZM83 39H84V38H83ZM108 39H109V38H108ZM108 39L105 38L106 41H107ZM130 39H132V37H130ZM144 39H146V38H144ZM144 39H142V41H143ZM148 39H150V38H148ZM148 39H146V40H148ZM152 39H151L150 41H152ZM186 39H188V38L186 37ZM186 39H182V40H186ZM212 39H213V38H212ZM220 39H221V38H218L219 41H220ZM240 39H244V38H240ZM245 39H246V37H245ZM5 40H6V39H5ZM7 40H8V38H7ZM13 40H16V39L14 38ZM21 40H22V39H21ZM28 40H24L25 43H27ZM30 40H29V41H30ZM39 40H40V38H39ZM43 40H44V39H43ZM50 40H51V39H50ZM50 40H48V41H50ZM56 40H57V39H56ZM60 40H61V39H60ZM60 40H59V41H60ZM62 40H63V39H62ZM113 40H114V39H113ZM113 40H112V41H113ZM115 40H116V39H115ZM115 40H114V41H115ZM122 40H121V41H122ZM137 40H138V39H137ZM139 40H140V38H139ZM157 40H158V38H157ZM179 40H180V39H179ZM182 40H181V41H182ZM192 40H193V39H192ZM194 40L197 41V39H194ZM210 40H209V41H210ZM218 40H217L216 42H218ZM221 40H222V39H221ZM233 40H234V39H233ZM235 40H236V39H235ZM238 40H237V41H238ZM250 40H251V39H250ZM252 40H253V39H252ZM261 40H262V39H261ZM11 41H12V40H11ZM11 41H10V43H11ZM16 41H17V40H16ZM18 41H19V40H18ZM34 41H35V40H34ZM34 41H33V42H34ZM36 41H37V40H36ZM36 41H35V42H36ZM45 41H46V40H45ZM54 41H55V40H54ZM64 41H68V40L64 39ZM64 41H62V42H64ZM69 41H70V39H69ZM69 41H68V42H69ZM73 41H74V40H73ZM79 41H80V40H79ZM116 41H117V40H116ZM116 41H115V42H116ZM121 41H120L119 43H123L124 40H123L122 42H121ZM126 41H128V40L126 39ZM126 41H125V42H126ZM131 41H132V40H130V44H129V46L131 45ZM140 41H141V40H140ZM144 41H145V40H144ZM144 41H143V42H144ZM150 41H147V42H145L144 44H142L141 47H142L143 50L146 49V50L148 51L149 49H151V44H152V42H151V44H150ZM153 41H155V40H153ZM172 41H173V39H172ZM212 41L214 42V40H211V42H212ZM224 41H225V43H226L225 37H224ZM242 41H243V40H242ZM262 41H264V40H262ZM21 42H23V41H21ZM35 42H34V43H35ZM99 42H100V41H99ZM108 42H109V41H108ZM132 42H133V41H132ZM182 42H183V41H182ZM184 42H185V41H184ZM184 42H183V44H184ZM192 42H193V41H192ZM200 42H201V40H200ZM202 42H203V41H202ZM216 42H215V43H216ZM230 42H231V40H230ZM232 42H233V41H232ZM234 42H236V41H234ZM239 42H240V41H239ZM246 42L248 43V41H246ZM250 42H251V41H250ZM252 42H254V41H252ZM255 42H257V41H255ZM259 42H260V40H259ZM18 43H19V42H18ZM25 43H24V44H25ZM28 43L31 44V42H28ZM42 43H44V41H43ZM49 43H51V42H49ZM52 43H55V42H53V39H52ZM64 43H65V45H66L67 42H64ZM71 43H72V45H74L73 42H71ZM71 43L69 44V46L71 45ZM76 43H78V42H76ZM109 43H110V42H109ZM117 43H118V42H117ZM119 43H118V45H119ZM133 43H134V42H133ZM154 43H156V41H155ZM180 43H181V42H180ZM187 43H188V42H187ZM187 43H186V44H187ZM215 43H214V44H215ZM242 43H243V42H242ZM20 44H21V43H20ZM24 44H23V45H24ZM30 44H29V45H30ZM32 44H33V43H32ZM47 44H48V43H47ZM47 44H45V46H46ZM56 44H57V41H56ZM62 44H63V43H62ZM67 44H68V43H67ZM82 44H83V43H82ZM125 44L127 45L128 43H125ZM125 44H124V46H126ZM138 44L140 45V43H137V45H138ZM177 44H179V42H177ZM181 44H182V43H181ZM197 44L199 45V43H196V45H197ZM210 44H211V43H210ZM218 44H219V42H218ZM218 44H217V45H218ZM234 44H235V43H234ZM234 44H232V46H233ZM251 44H252V43H251ZM253 44H254V43H253ZM256 44H257V43H256ZM256 44H255V45H256ZM38 45H39V47H41L39 43H38ZM42 45H43V44H42ZM52 45H53V44H51V47H53ZM54 45H55V44H54ZM58 45H59V42H58ZM75 45H76V44H75ZM75 45H74V46H75ZM105 45H106V44H105ZM113 45H117V44L115 43V44H113ZM134 45H136V44L134 43ZM134 45H133V46H134ZM137 45H136V46H137ZM153 45H154V44H153ZM172 45H173V44H172ZM190 45H191V44H190ZM194 45H195V44H194ZM194 45H193V46H194ZM202 45L204 46L203 43H202ZM202 45H201V46H202ZM221 45H223V43H222ZM236 45H237V44H236ZM246 45H247V44H246ZM249 45H250V43H249ZM249 45H248V46H249ZM260 45H261V43L259 44V46H260ZM262 45H263V43H262ZM48 46H50V45H48ZM74 46H73V47H74ZM77 46H78V45H77ZM108 46H110V44H109ZM121 46H122V44H121ZM133 46H132V47H133ZM224 46H225V45H223V47H224ZM234 46H235V45H234ZM234 46H233V48H234ZM252 46H253V45H252ZM256 46H257V45H256ZM27 47H28V46H26V48H27ZM36 47H38V46H36ZM43 47H44V45H43ZM51 47H50V49H51ZM92 47H93V46H92ZM105 47H107V46H105ZM115 47H116V46H115ZM117 47H118V46H117ZM127 47H128V45H127ZM132 47L130 46V50H131ZM141 47H139V48H141ZM155 47H156V46H155ZM190 47H191V46H190ZM195 47H196V46H195ZM197 47H198V46H197ZM220 47H221V46H220ZM226 47H227V46H225V48H226ZM236 47H237V46H236ZM257 47H258V46H257ZM28 48H29V47H28ZM46 48H48V47L46 46ZM53 48H55V47H53ZM53 48H52V49H53ZM58 48H59V46H58ZM58 48H57V49H58ZM62 48H63V45H62ZM64 48H65V46H64ZM107 48H108V47H107ZM107 48H106V49H107ZM123 48H124V47H123ZM137 48H138V47H137ZM137 48H136V49H137ZM178 48H179V47H178ZM186 48H187V47H186ZM186 48H185L184 50H186ZM209 48H210V47H209ZM260 48H261V47H260ZM38 49H39V48H38ZM41 49H42V52H44L45 50L47 51V49H45L44 51H43V48H41ZM52 49H51V52H52ZM59 49H60V48H59ZM78 49H80V48H78ZM88 49H89V47H88ZM88 49H87V50H88ZM106 49H105V50H106ZM109 49H110V48H109ZM116 49H117V48H116ZM120 49H122V48H120ZM133 49H134V48H133ZM162 49H163V48H162ZM236 49H237V48H236ZM250 49H251V46H250L249 50H250ZM252 49H255V47H253ZM39 50H40V49H39ZM39 50H38V51H39ZM54 50H56V49H54ZM54 50H53V51H54ZM60 50H61V49H60ZM60 50H59V51H60ZM64 50H65V49H64ZM66 50H67V47H66ZM117 50H118V56H117V59H118V57H120V56H121L120 58L122 59V56H124V55L129 51L128 48H127V50H126V47H125V50H124V49H122V51L120 50L121 52L119 51V48H118ZM139 50L141 51V49H139ZM155 50H156V48H155ZM193 50H194V47H193ZM195 50H196V49H195ZM206 50H207V48H206ZM206 50H205V51H206ZM208 50H209V49H208ZM224 50H226V49H224ZM239 50H240V49H239ZM249 50H248V51H249ZM255 50H256V49H255ZM27 51H29V50H27ZM36 51H37V50H36ZM46 51H45V52H46ZM59 51L57 50L58 53L55 52V57L58 56L59 58H58V57H56V58H58V59H63L65 56H64V57L61 56V57H63V58H60L59 54H60L61 52H59ZM61 51H62V50H61ZM78 51H79V50H78ZM78 51H77V52H78ZM85 51H86V50H85ZM108 51H109V50H108ZM133 51H134V50H133ZM147 51H146V52H147ZM157 51H158V50H157ZM157 51H156V52H157ZM186 51H187V50H186ZM218 51H219V50H218ZM229 51H230V50H229ZM234 51H235V50H234ZM250 51H251V50H250ZM252 51H253V50H252ZM258 51H260V53H261L262 50H261V49L258 50V48H257V52H258ZM32 52H33V51H32ZM42 52H40V53H42ZM49 52H50V51H49ZM65 52L67 53V51H65ZM69 52H70V50H69ZM74 52H75V51H74ZM87 52H88V51H87ZM91 52H92V51H91ZM110 52H113V50H111ZM110 52H109V53H110ZM129 52H130V51H129ZM129 52H128V53H129ZM144 52H145V51H144ZM144 52H143V53H144ZM146 52H145V53H146ZM154 52H155V51H153V53H154ZM158 52H160V50H159ZM195 52H196V51H195ZM219 52H220V51H219ZM227 52H228V51H227ZM232 52H233V49H232ZM236 52H237V50H236ZM257 52H256V53H257ZM24 53H25V52H24ZM28 53H29V52H28ZM28 53H27V54H28ZM53 53H54V52H53ZM78 53H79V52H78ZM95 53H96V52H95ZM115 53H116V52H115ZM115 53H114V54H115ZM119 53H120V56H119ZM128 53H127V54H128ZM145 53H144V54H145ZM189 53H190V52H189ZM192 53H193V52H192ZM205 53H206V52H205ZM210 53H211V51H210ZM210 53H209V54H210ZM212 53H213V52H212ZM216 53L219 54L218 52H216ZM230 53H231V51H230ZM249 53H250V52H249ZM251 53H252V52H251ZM260 53H258V55H259ZM30 54H31V51H30ZM46 54H47V53H46ZM48 54H49V53H48ZM74 54H75V53H73L72 55H74ZM81 54H82V53H81ZM97 54H98V52H97ZM110 54H111V53H110ZM114 54H113V55H114ZM129 54H130V53H129ZM129 54H128V55H129ZM134 54H135V53H134ZM134 54H132V55H134ZM137 54H138V51H137ZM158 54H159V53H158ZM158 54H157V55H158ZM203 54H204V53H203ZM214 54H215V52H214ZM214 54H212V55H214ZM232 54H233V53H232ZM245 54H246V53H245ZM247 54H248V52H247ZM252 54H254V53H252ZM11 55H12V54H11ZM25 55H26V54H25ZM43 55H44V54H43ZM60 55H61V54H60ZM70 55H71V53H69L68 58L70 57ZM78 55H79V54H78ZM90 55H93V54H90ZM113 55H112L111 57H113ZM179 55H180V54H179ZM181 55H182V54H181ZM204 55H206V54H204ZM219 55H220V54H219ZM222 55H223V54H222ZM222 55H221V56H222ZM224 55H225V52H224ZM228 55H229V54H228ZM255 55H257V54H255ZM255 55H254V56H255ZM26 56H27V55H26ZM29 56H30V55H29ZM31 56H32V54H31ZM45 56H47V55H44L43 58H45ZM93 56H94V55H93ZM114 56H115V55H114ZM151 56H152V54H151ZM185 56H186V55H185ZM185 56H184V57H185ZM207 56H208V55H207ZM214 56H215V55H214ZM229 56H230V55H229ZM232 56H233V55H232ZM247 56H248V55H247ZM249 56H250V58L252 57L251 54H250ZM249 56H248V57H249ZM261 56H262V55H260L259 58H261ZM263 56H264V54H263ZM6 57H7V56H6ZM6 57L4 56V58H6ZM9 57H10V56H9ZM33 57H34V56H33ZM35 57H36V56H35ZM37 57L40 58V56H37ZM37 57H36V58H37ZM72 57H73V56H72ZM72 57H71V58H72ZM106 57H107V56H106ZM106 57H105V58H106ZM131 57H132V56H131ZM141 57H142V56H141ZM148 57H149V56H148ZM152 57H153V56H152ZM152 57H151V61H152ZM157 57H158V56H157ZM157 57H156V60H155V62H156L155 65H157V60H158ZM201 57H202V56H201ZM201 57H200V58H201ZM218 57H219V56H218ZM223 57H224V56H223ZM225 57H226V56H225ZM248 57H247V58H248ZM257 57H258V56H257ZM257 57H256V58L254 57V58L259 60V58H257ZM4 58H3V59H4ZM36 58H34V59H36ZM43 58H42V59H43ZM56 58H55V59H56ZM108 58H110V57H108ZM115 58H116V57H115ZM127 58L129 59V56H127L125 59H127ZM135 58H136V57H135ZM135 58L133 59V61H134V60H137V59H135ZM142 58H143V57H142ZM146 58H147V57H146ZM153 58H154V57H153ZM158 58H159V57H158ZM161 58H162V57H161ZM163 58H166V57L163 56ZM206 58H207V57H206ZM212 58H213V57H212ZM215 58H216V56H215ZM233 58H234V57H233ZM235 58H236V57H235ZM245 58H246V55H245L244 59H245ZM252 58H253V57H252ZM6 59H7V58H6ZM37 59H38V58H37ZM46 59H47V57L45 58V60H46ZM58 59H57V60H58ZM73 59H74V58H73ZM75 59H76V58H75ZM106 59H107V58H106ZM125 59H123V60L125 61ZM143 59H144V58H143ZM143 59H142V61H143ZM154 59H155V58H154ZM179 59H180V57H179ZM185 59H186V58H185ZM185 59H184V60H185ZM187 59H188V58H187ZM219 59H221V57H219ZM222 59H223V58H222ZM224 59H225V58H224ZM230 59H232V57H231ZM239 59H241V58H239ZM239 59H237V60L239 61ZM255 59H254V61H255ZM262 59H263V57H262ZM9 60H10V59H9ZM49 60H51V57H50ZM65 60H67V59H65ZM84 60H85V59H84ZM84 60H83V61H84ZM102 60H103V59H102ZM109 60H110V59H109ZM111 60L114 61L113 58H112ZM129 60H130V59H129ZM129 60H128V61H125V63H128V62L130 63ZM163 60H164V59H163ZM165 60L167 61V58H166ZM165 60H164V61H165ZM198 60H199V59H198ZM202 60H203V59H202ZM214 60H215V59H214ZM216 60H217V58H216ZM228 60H229V57L227 58V61H228ZM234 60H235V59H234ZM234 60H232V62H233ZM237 60H236V61H237ZM242 60H243V59H242ZM4 61H5V60H4ZM7 61H8V60H7ZM11 61H12V60H11ZM13 61H14V60H13ZM13 61H12V62H13ZM15 61H17V60H15ZM32 61H33V59H32ZM32 61H31V57H30V63H32ZM34 61H35V60H34ZM46 61H47V60H46ZM53 61H54V59H53ZM62 61H63V60H62ZM62 61H60V62H62ZM80 61H81V60H80ZM88 61H90V59H89ZM117 61H118V62H121V60H120V61L117 60ZM117 61H115V63H116ZM124 61H123V63H124ZM131 61H132V60H131ZM144 61H145V60H144ZM144 61H143V63H144ZM146 61H147V60H146ZM178 61H179V60H177L176 62L178 63ZM180 61H181V60H180ZM180 61H179V62H180ZM223 61H224L225 64L228 63V62H225V60H223ZM261 61H262V60H261ZM17 62H18V61H17ZM19 62H20V61H19ZM35 62H36V61H35ZM58 62H59V60H58ZM75 62H76V61H75ZM93 62H94V61H93ZM118 62H117V63H118ZM137 62H139V60H138ZM153 62H154V61H153ZM153 62H152V63H153ZM160 62H161V61H160ZM172 62H173V61H172ZM176 62H174V63H176ZM181 62H182V61H181ZM192 62H193V60H192ZM192 62H191V63H192ZM198 62H199V61H198ZM217 62H220V61H217ZM229 62H230V64L232 63L230 60H229ZM241 62H243V61H241ZM241 62H240V63H241ZM246 62H247V61L243 62V63H244V66H247L246 64L249 63V62H248V63H246ZM252 62H253V61H252ZM255 62H256V61H255ZM255 62H254V64H255ZM262 62H263V61H262ZM5 63H7V62H4V64H5ZM26 63H27V62H26ZM26 63H25V64H26ZM43 63H45V62H43ZM69 63H70V62H69ZM85 63H87V62H85ZM96 63H97V61L95 62V64H96ZM110 63H111V62H110ZM135 63H136V62H135ZM135 63H134V64H135ZM140 63H141V62H140ZM148 63H149V62H148ZM158 63H159V61H158ZM169 63H170V61H168L167 64H169ZM235 63H236V62H235ZM245 63H246V64H245ZM4 64H1V66L4 65ZM8 64H9V63H8ZM10 64H11V63H10ZM20 64H21V63H20ZM41 64H42V63H41ZM50 64H51V63H50ZM57 64H58V63H57ZM61 64H64V63H61ZM66 64H67V63H66ZM81 64L83 65V63H81ZM113 64H114V63H113ZM119 64H120V65H119L120 68H122L123 66L121 65V63H119ZM131 64H132V63H131ZM134 64H133V65H134ZM179 64H180V63H179ZM199 64H200V63H199ZM199 64H198V65H199ZM204 64H205V63H204ZM204 64H203V65H204ZM222 64H223V63H222ZM233 64H234V63H233ZM233 64H232V65H233ZM249 64H250V63H249ZM16 65H17V64H15V66H16ZM38 65H39V61H38ZM47 65H48V64H47ZM70 65H71V64H70ZM74 65L76 66V64H74ZM101 65H102V63H101ZM107 65H108V64H107ZM128 65H130V64H128ZM133 65H130V66L133 67ZM147 65H148V64L144 65V68H146ZM150 65H151V64H150ZM153 65H154V64H153ZM160 65H161V64H160ZM180 65H181V64H180ZM183 65H184V64H183ZM188 65H189V64H188ZM215 65H216V64H215ZM217 65H219V64H217ZM241 65H242V64H241ZM241 65H240V66H241ZM255 65H256V64H255ZM257 65H258V64H257ZM6 66H8V65H6ZM12 66H13V63H12ZM39 66H40V65H39ZM43 66H44V65H43ZM45 66H46V65H45ZM89 66H91V65H89ZM94 66H95V65H94ZM99 66H100V63H99V65H98V67H99ZM113 66H114V65H113ZM113 66H112V67H113ZM116 66H118V65H116ZM137 66H139V65H137ZM157 66H158V65H157ZM157 66H156V68H157ZM221 66H222V65L220 64V66H219L220 68H219V69L222 68ZM229 66H230V65H229ZM233 66H235V67H233V68H236V69H237L238 64H237V66H236V65H233ZM240 66H239V67H240ZM242 66H243V65H242ZM250 66H252V63L250 64ZM261 66H262V64H261ZM261 66H259V67H261ZM4 67H5V66H4ZM9 67H10V66H9ZM21 67H23V65H21L20 68H21ZM29 67H30V66H29ZM47 67H49V65H48ZM51 67H52V64H51ZM56 67H57V65H56ZM56 67H55V68H56ZM58 67L60 68V66H58ZM58 67H57V68H58ZM78 67H80V66H78ZM81 67H83V66H81ZM154 67H155V66H154ZM173 67H174V66H173ZM192 67H195V64H194V66H192ZM202 67H203V66H202ZM230 67H231V66H230ZM239 67H238V69L240 70ZM252 67H254V66H252ZM17 68H18V67H17ZM17 68H16V67H15V68L13 67V70H14V69H17ZM20 68H19V70H20ZM32 68H33V67H32ZM34 68H35V67H34ZM34 68H33V69H34ZM41 68H42V67H41ZM43 68H46V67H43ZM52 68H53V67H52ZM66 68H67V66H66ZM85 68H87V67H85ZM85 68H84V69H85ZM113 68H114V67H113ZM144 68H143V69H144ZM149 68H150V67H149ZM156 68H155V69H156ZM158 68H159V67H158ZM158 68H157V70H158ZM183 68H184V67H183ZM208 68H209V67H208ZM217 68H218V67H217ZM225 68H226V71H227V69H228L227 66L224 67V70H225ZM241 68H242V67H241ZM5 69H6V67H5ZM5 69H4V70H5ZM10 69H11V68H10ZM36 69H39V67H37ZM62 69H64V68H62ZM62 69H61V71H62ZM72 69H73V68H72ZM76 69H78V68H76ZM76 69H74V70H76ZM81 69H82V68H81ZM89 69H90V68H89ZM93 69H95V68H93ZM96 69H97V68H96ZM107 69H108V68H107ZM115 69H116V68H115ZM115 69H114V70H115ZM143 69H142V70H143ZM204 69H205V68H204ZM206 69H207V68H206ZM230 69H231V68H230ZM246 69H247V68H246ZM246 69L244 70V72L250 71V70H247V71H246ZM248 69H249V67H248ZM23 70H24V69H23ZM23 70H22V71H23ZM31 70H32V69H31ZM47 70H48V69H47ZM49 70H50V69H49ZM53 70H54V69H53ZM56 70H57V69H55V71H56ZM59 70H60V69H59ZM74 70H73V71H74ZM119 70L122 71V69H119ZM119 70H118V72H119ZM169 70H170V67L168 68V65H166V64L160 66V68H159V70H158L159 72L157 71V74H156V75H157V79L160 80V81L163 80L165 74H166ZM174 70H176L178 73H180V71H181L177 65L175 66ZM186 70H187V69H186ZM186 70H185V71H186ZM192 70H193V69H192ZM211 70H212V69H211ZM222 70H223V69H222ZM222 70H221V71H222ZM233 70H235V69H233ZM241 70H242V71H239V72H243V68H242ZM251 70H252V69H251ZM254 70H256V68H254ZM258 70H259V69H258ZM14 71H18V70H14ZM28 71H30V69H29ZM36 71H38V70H35L34 72H36ZM55 71H54V73H55ZM66 71H68V70H66ZM79 71H81V70H79ZM92 71L94 72L95 70H92ZM115 71H116V70H115ZM144 71L147 72V70H144ZM170 71H172V70H170ZM195 71H196V70H195ZM205 71H206V70H205ZM215 71H216V69H215ZM235 71H236V70H235ZM24 72H25V71H24ZM24 72H23V73H24ZM26 72H27V68H26ZM42 72H43V71H42ZM42 72H41V74H43ZM49 72H51V71H49ZM56 72H57V71H56ZM58 72H59V71H58ZM63 72L65 73L64 70L62 71V73H63ZM71 72H72V70H71ZM71 72H70V73H71ZM74 72H75V71H74ZM74 72H73V73H74ZM89 72H91V71H89ZM93 72H92V73H93ZM98 72H100V69H98ZM108 72H109V71H108ZM122 72H123V71H122ZM187 72H189V71H187ZM187 72H185V73H187ZM230 72H231V71H230ZM230 72H229V73H230ZM237 72H238V71H237ZM237 72H235V73L237 74ZM250 72H251V71H250ZM257 72H258V71H257ZM261 72H262V69H261ZM261 72H259L261 75L264 74V73H261ZM32 73H33V72H32ZM32 73H31V74H32ZM36 73L39 74L40 71H39V72H36ZM70 73H69V74H70ZM73 73H72V74H73ZM80 73H81V72H80ZM101 73H104V71L101 72ZM110 73H111V72H110ZM113 73H114V72H113ZM173 73H174V72H173ZM173 73L170 72L169 74L171 75V74H173ZM178 73H177V74H178ZM190 73H191V72H190ZM213 73H214V72H213ZM224 73H225V72H224ZM232 73H233V71H232ZM254 73L256 74V71H254ZM11 74L14 75V74H16V73H14V74L11 73ZM19 74H20V73H18V76L20 77ZM29 74H30V73H29ZM34 74H35V73H34ZM50 74H51V73H50ZM58 74H60V73H58ZM66 74H68V73H66ZM78 74H79V73H78ZM98 74H99V73H98ZM98 74H97V75H98ZM119 74H122V75H123V74H125V73H119ZM128 74H130V73H128ZM128 74H127V75H128ZM145 74H146V73H145ZM177 74H176L174 77L178 76ZM203 74H204V72H203ZM236 74H235V75H236ZM244 74H245V73H244ZM244 74H243V75H244ZM260 74H259V75H260ZM9 75H10V74H9ZM9 75H8V76H9ZM39 75H40V74H39ZM52 75H53V74H52ZM63 75H64V74H63ZM86 75H87V74H86ZM141 75H142V71H141ZM154 75H155V73H154ZM170 75H168V76H170ZM194 75H195V74H194ZM197 75H198V73H197ZM221 75H222V74H221ZM240 75H242V74H240ZM240 75L238 74L239 78H240ZM243 75H242V76H243ZM246 75H247V74H245L244 76H246ZM249 75H250V74H249ZM15 76H17V75H15ZM15 76H14V78H15ZM23 76L25 77L26 74H25V75L23 74ZM29 76H30V75H29ZM50 76H51V75H50ZM53 76H54V75H53ZM61 76H62V75H61ZM68 76H69V75H68ZM83 76H84V74H83ZM83 76H81V74H80L81 79H82ZM103 76H105V75H103ZM111 76H112V75H111ZM132 76H133V74H132ZM145 76H146V75H145ZM201 76H202V75H201ZM203 76H205V75H203ZM225 76H226V75H225ZM228 76H230V74H229ZM228 76H227V78H228ZM244 76L242 77L243 79H244ZM254 76H255V75H254ZM257 76H258V75H257ZM10 77H11V76H10ZM19 77H18V78H19ZM27 77H28V76H27ZM27 77H26V78H27ZM31 77H32V76H31ZM47 77H48V75H47ZM55 77H57V76H55ZM62 77H63V76H62ZM64 77H65V75H64ZM64 77H63V78H64ZM69 77H70V76H69ZM74 77H75V76H74ZM80 77H79V78H80ZM95 77H96V75H95ZM95 77H94V78H95ZM143 77H144V76H143ZM171 77H172V75H171ZM183 77H184V76H183ZM193 77H194V76H193ZM207 77H208V76H207ZM216 77H217V76H216ZM223 77H224V75H223ZM234 77H236V76H234ZM251 77H253V76H251ZM261 77H263V76H261ZM1 78H3V77H1ZM7 78H8V77H7ZM14 78H13L12 80H13V81H14V80L16 81V78H17V77H16L15 79H14ZM38 78H40V76H38ZM45 78H46V77H45ZM60 78H61V77H60ZM65 78H66V77H65ZM83 78H84V77H83ZM86 78H87V77H86ZM100 78H101V77H100ZM140 78H141V77H140ZM145 78H146V77H145ZM155 78H156V76H155ZM155 78H154V79H155ZM184 78H185V77H184ZM210 78H212V76H211ZM213 78L215 79V77H213ZM224 78H225V77H224ZM230 78H231V77H229V79H230ZM247 78H248V77H246L245 80H247ZM21 79H22V78H21ZM21 79H19L18 82H20ZM33 79H34V78H33ZM33 79H32V80H33ZM67 79H68V77H67ZM73 79H74V78H73ZM84 79H85V78H84ZM106 79H107V78H106ZM110 79H111V78H110ZM118 79H119V78H118ZM123 79H124V78H123ZM132 79H133V78H132ZM146 79H147V78H146ZM171 79H172V78H171ZM171 79H170V80H171ZM192 79H194V78H191V80H192ZM207 79H208V78H207ZM214 79H212V80H214ZM218 79H219V78H218ZM218 79H217V80H218ZM231 79H232V78H231ZM231 79H230V80H231ZM236 79H237V78H236ZM240 79H241V78H240ZM252 79H253V78H252ZM252 79H251V80H252ZM257 79H258V81H259V78H257ZM257 79H256V81H257ZM260 79H261V78H260ZM2 80H3V79H2ZM8 80H9V78H8ZM12 80H11V82H12ZM27 80H28V79H27ZM32 80H31V82H32ZM37 80H38V79H37ZM49 80H50V79H49ZM52 80H53V79H52ZM52 80H50V82H51ZM68 80H69V79H68ZM74 80L76 81V79H74ZM77 80H78V78H77ZM125 80H126L127 83H128V82H131V78H126V79H124V81H125ZM210 80H211V79H210ZM210 80H208V84H210V82H209ZM212 80H211V81H212ZM224 80H225V79H224ZM230 80H229V81H230ZM232 80H233V79H232ZM248 80L250 81V79H248ZM9 81H10V80H9ZM24 81H25V80H23V82H24ZM34 81L36 82V79H34ZM54 81H55V79H54ZM56 81H57V79H56ZM58 81H59V79H58ZM61 81H62V79H61ZM61 81H59L58 85L61 83ZM70 81H73V80H72V75H71V80H70ZM75 81H74V82H75ZM81 81H82V80H81ZM86 81H87V80H86ZM95 81H96V80H95ZM103 81H104V79H103ZM103 81H102V83H103ZM107 81H108V80H107ZM120 81H121V80H120ZM141 81H142V80H141ZM143 81H144V80H143ZM152 81H153V80H152ZM168 81H169V79L167 80V82H168ZM171 81H172V80H171ZM171 81H170V82H171ZM187 81H189V80H187ZM187 81H186V82H187ZM215 81H216V80H215ZM220 81H221V80H220ZM229 81H228V82H229ZM242 81H243V80L238 81V82H241V84H242ZM252 81H253V80H252ZM252 81H251V82H252ZM256 81H255V82H256ZM3 82H4V85H5V84H7V86L10 85L9 82H8V83H5V81H3ZM6 82H7V80H6ZM18 82H17V83H18ZM21 82H22V81H21ZM26 82H27V81H26ZM47 82H48V81H47ZM52 82H53V81H52ZM64 82H66V81H64ZM78 82H79V81H78ZM78 82H77V83H78ZM112 82H113V81H112ZM118 82H119V81H118ZM122 82H123V81H121V83H122ZM157 82H158V81H157ZM186 82H185V83H186ZM222 82H223V81H222ZM222 82H221V83H222ZM226 82H227V80H226ZM230 82H231V81H230ZM234 82H236V80L233 81V83H231V84H234ZM246 82H247V81H246ZM246 82H245V83H246ZM255 82H254V83H255ZM262 82H264V81H262ZM0 83H2V82H0ZM12 83H13V82H12ZM24 83H25V82H24ZM27 83H28V82H27ZM29 83H30V82H29ZM37 83H38V82H37ZM119 83H120V82H119ZM127 83H126V84H127ZM141 83L143 84V82H140L139 84H141ZM144 83H145V82H144ZM146 83H147V82H146ZM158 83H159V82H158ZM179 83H181V82H179ZM179 83H178V84H179ZM183 83H184V82H183ZM187 83H188V82H187ZM204 83H205V82H204ZM215 83H216V82H215ZM218 83H219V82H217V84H218ZM221 83H219V85H221ZM236 83H237V82H236ZM260 83H261V82H260ZM14 84H15V83H14ZM22 84H23V83H22ZM22 84H21V86H22ZM32 84H33V83H32ZM34 84H36V83H34ZM45 84H46V82H45ZM62 84H64V83L62 82ZM75 84H76V82H75ZM78 84H79V86H80L81 82L78 83ZM78 84H77V85H78ZM82 84H84V83H82ZM88 84H89V83H88ZM100 84H101V81H100ZM103 84L105 85L106 83H103ZM114 84H115V82H114ZM153 84H154V83H153ZM165 84H166V82H165ZM170 84H171V83H170ZM212 84H213V83H212ZM212 84H211V85H212ZM223 84H224V83H223ZM228 84H229V83H228ZM239 84H240V83H239ZM263 84H264V83H263ZM1 85H2V84H0V86H1ZM18 85H20V84L18 83ZM18 85H17V86H18ZM23 85H24V84H23ZM25 85H26V84H25ZM25 85H24V86H25ZM28 85H29V84H28ZM30 85H31V84H30ZM47 85H48V86H49V85L51 86V83H48V84H46L45 86H47ZM60 85H61V84H60ZM112 85H113V84L111 83V86H112ZM119 85H120V84H119ZM121 85H122V84H121ZM146 85H147V84H146ZM146 85H145V86H146ZM187 85H189V84H187ZM187 85H185V86H187ZM214 85H215V84H214ZM219 85H218V86H219ZM242 85H244V82H243ZM242 85H241V87H239V88H242ZM247 85H248V84H247ZM247 85H246V86H247ZM2 86H3V85H2ZM5 86H6V85H5ZM14 86H15V85H14ZM14 86H13V88H14ZM36 86H38V84H37ZM36 86H35V87H36ZM41 86H42V84H41ZM41 86H40V87H41ZM52 86H53V85H52ZM54 86H55V85H54ZM66 86H67V85H66ZM84 86H85V85H84ZM116 86H118V84H117ZM131 86H133V85H131ZM145 86H144V88H145ZM171 86H172V85H170V87H171ZM228 86H229V85H228ZM239 86H240V85H239ZM248 86H250V84H249ZM254 86H255V84L253 85V87H254ZM256 86L260 87L261 84H260V85H257V82H256ZM3 87H4V86H3ZM3 87H2V88H3ZM8 87H9V86H8ZM8 87H6V88H8ZM22 87H23V86H22ZM27 87H29V86H26L25 88H27ZM38 87H39V86H38ZM68 87H69V86H68ZM70 87H71V86H70ZM70 87H69V88H70ZM72 87H73V86H72ZM72 87H71V88H72ZM74 87H75V85H74ZM82 87H83V85H82ZM120 87H121V86H120ZM136 87H138V86H135L134 88H136ZM139 87H140V86H139ZM141 87H142V86H141ZM188 87H189V86H187V88H188ZM206 87H209V86H207V84H206ZM206 87H205V88H206ZM212 87H213V85H212ZM216 87H217V85H216ZM221 87H222V86H221ZM226 87H227V86H226ZM232 87H234V89H235V86L231 85V88H232ZM236 87L238 88V86H236ZM2 88H0V89H2ZM13 88H10V90H11L10 93L13 92V90H14ZM15 88H19V87H15ZM32 88H33V87H32ZM36 88H37V87H36ZM53 88H54V87H53ZM55 88H57V87H55ZM61 88H62V87H61ZM79 88H81V86H80ZM86 88H87V87H86ZM88 88H89V87H88ZM107 88H109V87H107ZM112 88H113V87H112ZM147 88H148V86H147ZM154 88H155V87H154ZM181 88H182V87H181ZM181 88H179V89H181ZM184 88H185V87H184ZM187 88H186V89H187ZM194 88H197V87H194ZM194 88H192V89H194ZM224 88H225V87H224ZM228 88H229V91H230V87H228ZM237 88H236L235 90H237ZM248 88H249V90L252 89V88H250V87H248ZM261 88H262V87H261ZM261 88H259V89H261ZM3 89H4V88H3ZM21 89H23V88H21ZM21 89H19V90H21ZM28 89H29V88H28ZM39 89H40V88H38V90H39ZM72 89H73V88H72ZM105 89H106V87H105ZM105 89H104V90H105ZM110 89H111V87H110ZM116 89H117V88H116ZM155 89H156V88H155ZM171 89H172V88H170V90H171ZM173 89H174V88H173ZM212 89H214V88H212ZM254 89H255V87H254ZM257 89H258V88H257ZM259 89H258V90H259ZM10 90H9V91H10ZM17 90H18V89H16V91H17ZM24 90H26V89H24ZM31 90H32V89H31ZM31 90H30V91H31ZM34 90H35V88H34ZM50 90H51V88H50ZM113 90H114V89H113ZM145 90H147V89H145ZM164 90H165V89H164ZM176 90H178V88H177ZM190 90H191V89H190ZM206 90H208V89H206ZM206 90H205V91H206ZM232 90H233V89H232ZM239 90H240V89H239ZM244 90H246V89H244ZM261 90H262V89H261ZM263 90H264V87H263ZM263 90H262V91H263ZM0 91H1V90H0ZM7 91H8V90H7ZM22 91H23V90H22ZM35 91H37V90H35ZM51 91H52V90H51ZM63 91H64V90H63ZM69 91L72 92L70 89H69ZM84 91H85V90H84ZM89 91H90V90H89ZM106 91H108V90L106 89ZM119 91H120V88H119ZM119 91H118V92H119ZM150 91H151V90H150ZM156 91H157V90H156ZM165 91H166V90H165ZM173 91H174V90H173ZM179 91H180V90H178V92H179ZM193 91H194V90H193ZM203 91H204V89H203ZM205 91H204L203 93H205ZM210 91H211V90H210ZM215 91H217V90H215ZM215 91H212V92L214 93ZM225 91H226V90H225ZM240 91H241V90H240ZM242 91H243V89H242ZM253 91H254V90H253ZM256 91H257V90H256ZM262 91H261V92H262ZM27 92H28V90H27ZM31 92H32V91H31ZM33 92H34V91H33ZM54 92H55V94H56V91H54ZM65 92H67V91H65ZM73 92H74V91H73ZM75 92H76V90H75ZM75 92H74V93H75ZM82 92H83V91H82ZM90 92H91V91H90ZM108 92H110V91H108ZM113 92H114V91H113ZM144 92H145V91H144ZM148 92H149V91H148ZM162 92H164V91H162ZM162 92H161V93H162ZM168 92H169V90H168ZM196 92H198V93L202 92V88H199V87H198V88L196 89ZM207 92H208V91H207ZM217 92H219V91H217ZM237 92H238V94H240L239 91H236L235 93H237ZM243 92H245V91H243ZM5 93H6V92H5ZM18 93H19V92H18ZM18 93H17V94H18ZM28 93H29V92H28ZM48 93H49V92H48ZM58 93H59V91H58ZM60 93H62V89H61ZM133 93H134V92H133ZM133 93H132V94H133ZM156 93H157V92H156ZM161 93H160V94H161ZM166 93H167V92H166ZM169 93H170L169 95H171L172 92L170 91ZM183 93H184V91H183ZM186 93H188V92H186ZM219 93H220V92H219ZM222 93L224 94L223 91H222ZM227 93H228V91L226 92V94H227ZM256 93H257V92H256ZM13 94H14V93H13ZM22 94H23V93H22ZM25 94H26V93H25ZM63 94H64V92H63ZM68 94H69V93H68ZM71 94H72V93H71ZM71 94H70V95H71ZM113 94H114V93H113ZM123 94H124V93H123ZM147 94H149V93H147ZM177 94H178V93L176 92V95H177ZM201 94H202V93H201ZM228 94H230V93H228ZM243 94H244V93H243ZM258 94H260V93H258ZM0 95H1V94H0ZM3 95H4V94H3ZM5 95H6V94H5ZM8 95L10 96V94H8ZM14 95H15V94H14ZM29 95L32 96L33 93H32V95H31V93H30ZM61 95H62V94H61ZM70 95H66L65 98H67V96H70ZM75 95H76V94H75ZM82 95H84V93H83ZM82 95H80V96H82ZM85 95H86V94H85ZM116 95H117V94H115V96H116ZM158 95H159V94H158ZM158 95H156V96H158ZM167 95H168V94H167ZM169 95H168V96H169ZM178 95H181V94H178ZM184 95H185V93H184ZM190 95H191V93H190ZM204 95H205V94H204ZM210 95H211V94H210ZM216 95H218V94H216ZM240 95H241V94H240ZM245 95H246V93H245ZM15 96H16V95H15ZM27 96H28V95H27ZM27 96H26V97H27ZM50 96H51V94H50ZM52 96H53V95H52ZM56 96H58V94H57ZM56 96H55V99H56ZM64 96H65V95H64ZM89 96H90V95H89ZM109 96H110V95H109ZM127 96H128V94H127ZM146 96H148V95H146ZM156 96H155V97H156ZM165 96H166V95H165ZM171 96H173V94H172ZM187 96H188V95H187ZM192 96H193V93H192ZM201 96H203V95H201ZM207 96H208V95H207ZM220 96H221V95H220ZM220 96L218 97V99L220 98ZM222 96H223V95H222ZM228 96H231V95H227V97H228ZM241 96H242V95H241ZM241 96H240V97H241ZM243 96H244V95H243ZM243 96H242V97H243ZM252 96H253V95H252ZM252 96H251V98H252ZM259 96H260V95H259ZM259 96H257V97L259 98ZM3 97H4V96H3ZM17 97H18V95H17ZM28 97H29V96H28ZM72 97H74V95H73ZM111 97H112V96H111ZM155 97H154V100H155ZM159 97H160V96H159ZM188 97H189V96H188ZM208 97H209V96H208ZM232 97H234V95H233ZM232 97H231V99H232ZM242 97H241V98H242ZM247 97H248V95H247ZM249 97H250V96H249ZM20 98H21V96H20ZM57 98H59V97H57ZM61 98H63V97H61ZM78 98H79V95H78ZM87 98H88V97H87ZM128 98H130V97H128ZM135 98H136V97H135ZM146 98H147V97H145V99H146ZM162 98H163V97H162ZM174 98H176V96H175ZM179 98H180V97H179ZM189 98H190V99H196V97H195V98H191V97H189ZM197 98H198V97H197ZM200 98H201V97H200ZM216 98H217V97H216ZM234 98H235V97H234ZM234 98H233V99H234ZM244 98H245V97H244ZM251 98H250V99H251ZM253 98H254V97H253ZM253 98H252V101L255 99V98H254V99H253ZM13 99H14V98H13ZM25 99H26V98H25ZM27 99L29 100V99H31V98L29 97V98H27ZM50 99H51V98H50ZM55 99H53L52 101H54ZM71 99H72V98H71ZM71 99H70V100H71ZM126 99H127V98H126ZM148 99H149V98H148ZM180 99H182V98H180ZM203 99H205V98H203ZM209 99H210V98H209ZM218 99H217V100H218ZM222 99H223V98H222ZM236 99H237V97L235 98V100H236ZM238 99H239V98H238ZM262 99H263V97H262ZM6 100H7L6 102H8V99H6ZM20 100H21V99H20ZM28 100H27V101H28ZM58 100H59V99H58ZM68 100H69V99H67V101H68ZM75 100H76V99H75ZM80 100H81V99H80ZM92 100H93V99H92ZM92 100H91V102L93 103ZM95 100H96V99H95ZM97 100H98V99H97ZM102 100H103V99H102ZM107 100H108V99H107ZM118 100H119V99H118ZM120 100H121V99H120ZM129 100H131V98H130ZM133 100H135V99H133ZM133 100H132V101H133ZM138 100H139V99H138ZM182 100H183V99H182ZM182 100L180 101V103L183 102ZM188 100H189V99H188ZM207 100H208V99H207ZM207 100H206V102H207ZM220 100H221V99H220ZM223 100H224V99H223ZM240 100H241V99H240ZM244 100H245V99H244ZM263 100H264V99H263ZM3 101H4V98H3ZM14 101H15V100H14ZM18 101H19V100H18ZM18 101H17V102H18ZM30 101H31V103H32V100H30ZM103 101H104V100H103ZM111 101H112V100H111ZM111 101H110V102H111ZM121 101H122V100H121ZM147 101H148V100H147ZM162 101H163V100H162ZM168 101H169V100H168ZM168 101H167V103H168ZM174 101H175V100H174ZM189 101H190V100H189ZM191 101H192V100H191ZM193 101H194V100H193ZM209 101H210V100H209ZM209 101H208V102H209ZM211 101H213V100H211ZM227 101H228V100H227ZM246 101H247V99H246ZM4 102H5V101H4ZM75 102H76V101H75ZM75 102H74V103H75ZM78 102H79V100H77V103H78ZM84 102H85V101H84ZM94 102H95V101H94ZM105 102H106V100H105ZM113 102H115V101H113ZM116 102L118 103V101H116ZM123 102H125V101H123ZM134 102L136 103V101H134ZM148 102H149V101H148ZM156 102H157V101H156ZM163 102H164V101H163ZM163 102H162V103H163ZM178 102H179V101H178ZM186 102L188 103V101H186ZM225 102H226V101L224 100V103H225ZM233 102L236 103L234 100H233ZM244 102H245V101H244ZM247 102H248V101H247ZM247 102H246V103H247ZM250 102H251V101H250ZM258 102H260V100H258ZM258 102L256 103V101H255L256 104H258ZM0 103H3V102H0ZM9 103H10V102H9ZM9 103H5V104L8 105ZM31 103H30V104H31ZM49 103H51V102H49ZM54 103H55V102H52V104H54ZM77 103H76V104H77ZM117 103H116V105H117ZM145 103H146V102H145ZM154 103H155V102H154ZM158 103H159V101H158ZM164 103H165V102H164ZM174 103H175V102H174ZM174 103H173V104H174ZM189 103H190V102H189ZM189 103H188V104H189ZM214 103H215V102H214ZM216 103H217V102H216ZM216 103H215V104H216ZM224 103L221 102V105H220V106H219V105H215L216 107L218 106V108H215V109H213L214 106H213V108H212L211 106H209V105H208V106L205 105L204 107L202 106L206 112H205V113H202L201 115H203L204 122H205L206 124H209V122H214V123H215V122L218 123V122H220V121L223 122V120H221V117H223L222 114H225V112L227 111V110H224L223 108H227L226 106L228 105V103H225V104H227V105L225 106ZM30 104H29V105H30ZM62 104H63V103H62ZM62 104H61V105H62ZM95 104H96V103H95ZM101 104L104 105V102L101 103ZM111 104H113V103H111ZM118 104H119V103H118ZM120 104H121V103H120ZM122 104H123V103H122ZM133 104H134V103H133ZM143 104H144V103H143ZM146 104H147V103H146ZM171 104H172V103H171ZM193 104H194V103H193ZM193 104H192V105H193ZM222 104H223V105H222ZM236 104H237V103H236ZM240 104H241V103H240ZM248 104H249V102H248ZM248 104H247V105H248ZM253 104H254V103H253ZM259 104H260V103H259ZM263 104H264V103H263ZM7 105H6V106H7ZM44 105H46V104H44ZM63 105H64V104H63ZM65 105L67 106L66 103H65ZM88 105H90V104H88ZM92 105H93V104H92ZM96 105H100V104H96ZM96 105H95V106H96ZM106 105H107V104H106ZM106 105H105V106H106ZM114 105H115V104H114ZM127 105H128V104H127ZM152 105H153V104H152ZM152 105H151V106H152ZM169 105H170V104H169ZM175 105H176V104H175ZM175 105H174V106H175ZM180 105H181V104H180ZM230 105H231V104H230ZM247 105H246V107H247ZM250 105H251V104H250ZM3 106H4V104H3ZM3 106L0 104V107H2V108H5V107H6V106H4V107H3ZM11 106H12V105H11ZM14 106H15V105H14ZM14 106H12V108H13ZM40 106H41V105H40ZM53 106H54V105H53ZM66 106H63V107H66ZM77 106H78V105H77ZM77 106H76V107H77ZM95 106H94V107H95ZM107 106H108V105H107ZM107 106H106V107H107ZM117 106L120 107V106H122V105H117ZM149 106H150V105H149ZM165 106H166V104H165ZM167 106H168V105H167ZM167 106H166V107H167ZM176 106H177V105H176ZM185 106H186V105H185ZM185 106H184V107H185ZM240 106L242 107V105H239V104H238L237 106H235V108L237 109V110L235 109V111L238 112L239 110H241V109H239ZM259 106H260V105H259ZM7 107H8V106H7ZM9 107H10V106H9ZM38 107H39V106H38ZM45 107H46V106H45ZM47 107H48V106H47ZM47 107H46V108H47ZM51 107H52V106H51ZM57 107H59V106H56V108H57ZM63 107H61V108H63ZM71 107H72V105H71ZM88 107H89V106H88ZM109 107H110V106H109ZM113 107H114V106H113ZM113 107H112V108H113ZM124 107H127V106H124ZM124 107H123V108H124ZM142 107H143V106H142ZM155 107H156V106H155ZM182 107H183V106H182ZM182 107H181V108H182ZM195 107H196V106H195ZM222 107H223V108H222ZM249 107H250V106H249ZM251 107H255V105H254V106L251 105ZM256 107H257V105H256ZM10 108H11V107H10ZM10 108H9V109H10ZM12 108H11L10 110H12ZM21 108H22V107H21ZM26 108H28V106H26ZM39 108L41 109L42 107H39ZM68 108H69V107H68ZM68 108H67V109H68ZM101 108H102V105H101ZM112 108H111V110L114 111ZM173 108H175V107H173ZM196 108H197V107H196ZM247 108H248V107H247ZM261 108H262V107H261ZM14 109H15V108H14ZM28 109H29V108H28ZM48 109H49V108H47V110H48ZM83 109H84V108H83ZM108 109H109V108H108ZM119 109L121 110V108H119ZM119 109H118V110H119ZM129 109H130V108H129ZM134 109H135V108H134ZM164 109H165V108H164ZM182 109H184V108H182ZM197 109H198V108H197ZM197 109H196V110H197ZM228 109H229V108H228ZM231 109H233V108H231ZM243 109H244V108H243ZM255 109H256V108H255ZM10 110H9V111H10ZM26 110H27V109H25V111H26ZM34 110H36V109H34ZM37 110H38V109H37ZM47 110H46V111H47ZM52 110H53V109H52ZM55 110H56V109H55ZM60 110H61V109H60ZM87 110H88V109H87ZM92 110H93V108H92ZM96 110H97V109H96ZM115 110H116V109H115ZM120 110H119V111H120ZM124 110H126V108H125ZM135 110H136V109H135ZM145 110H146V109H145ZM155 110H157V109H155ZM162 110H163V109H162ZM168 110H169V108H168ZM173 110H174V109H173ZM176 110H179V112H180L181 109H180V107H179L178 109L176 108ZM204 110H203V111H204ZM245 110H246V109H245ZM245 110H243V111L246 112L247 110H246V111H245ZM249 110H252V109L250 108ZM1 111H5V109H4V110H1ZM7 111H8V110H7ZM15 111H16V110H15ZM20 111H21V110H20ZM20 111H18V112H20ZM23 111H24V110H23ZM32 111H33V110H32ZM32 111H31V112H32ZM50 111H51V110L49 109L48 112L50 113ZM64 111H65V109H64ZM66 111L68 112V110H66ZM69 111H70V110H69ZM74 111H75V110H74ZM81 111H82V110H81ZM81 111H80V112H81ZM98 111H99V109H98ZM107 111H108V110H107ZM107 111H106V112H107ZM132 111H133V110H132ZM137 111H138V110H137ZM149 111L152 112L151 109H150ZM153 111H154V109H153ZM171 111H172V110H171ZM198 111H199V109H198ZM200 111H201V110H200ZM229 111H230V110H229ZM229 111H228V112H229ZM241 111H242V110H241ZM241 111H240V112H241ZM10 112H11V111H10ZM44 112H45V111L43 110V113H44ZM51 112H52V111H51ZM53 112H54V110H53ZM55 112H56V111H55ZM71 112H72V111H71ZM87 112H89V111H87ZM95 112H97V111H95ZM103 112H105V111H103ZM106 112H105V114H104V113H103V114H104V115H106V114H110L109 112H108V113H106ZM162 112H163V111H162ZM169 112H170V111H169ZM172 112H174V111H172ZM175 112H176V111H175ZM177 112H178V111H177ZM181 112H182V111H181ZM189 112H190V111H189ZM196 112H197V111H196ZM196 112H195V113H196ZM1 113H3V112H1ZM5 113H6V111H5ZM12 113H13V112H12ZM16 113H17V111H16ZM24 113H25V112H24ZM24 113H23V114H24ZM37 113H38V112H37ZM63 113H65V112H63ZM68 113H69V112H68ZM72 113H73V112H72ZM72 113H69V115L72 114ZM81 113H82V112H81ZM81 113H79V114H81ZM90 113H91V112H90ZM97 113H98V112H97ZM97 113H96V114H97ZM132 113H133V112H132ZM143 113H144V112H143ZM143 113H142V114H143ZM145 113H146V112H145ZM145 113H144V115H145ZM183 113H184V112H183ZM230 113H231V112H230ZM233 113H234V112H233ZM235 113H236V112H235ZM7 114H8V113H7ZM9 114H10V113H9ZM23 114L20 113V115H18V116H21V115H23ZM25 114H26V113H25ZM27 114H29V113H27ZM27 114H26V115H27ZM47 114H48V113H47ZM50 114H52V113H50ZM55 114H56V113H55ZM58 114H59V117H60V113H58ZM66 114H67V113H66ZM76 114H77V113H76ZM122 114H123V113H122ZM133 114H134V113H133ZM150 114H151V113H150ZM163 114H164V112H163ZM166 114H167V113H166ZM168 114H169V113H168ZM180 114H181V113H180ZM238 114H239V112H238ZM248 114H250V113L248 112ZM251 114H253V113L251 112ZM11 115H13V114H11ZM34 115H37V114H34V111H33V116H34ZM91 115H92V114H91ZM117 115H118V114H117ZM119 115H120V114H119ZM119 115H118V116H119ZM124 115H125V114H124ZM124 115H123V116H124ZM131 115H132V114H131ZM146 115L148 116V114H146ZM146 115H145V117H147ZM154 115H155V114H154ZM154 115H153V116H154ZM178 115H179V114H178ZM182 115L184 116L185 114H182ZM187 115H188V113H187L185 116H187ZM199 115H200V114H199ZM231 115H232V113H231ZM241 115H242V114H241ZM241 115H240V116H241ZM243 115H244V113H243ZM15 116H16V114H14V118H15ZM37 116H38V115H37ZM40 116H42V115H39L38 118H39ZM44 116H45V114H44ZM46 116H47V117H48V116L51 117V115H46ZM53 116H54V115H53ZM75 116H76V115H74V117H75ZM78 116H79V115H78ZM94 116H96V115H94ZM112 116H114V115H112ZM126 116H127V115H126ZM141 116H142V115H141ZM150 116H151V115H150ZM153 116H152V117H153ZM158 116H159V115H157V119H156V120H158ZM164 116H166V115H164ZM175 116H176V115H175ZM180 116H181V115H180ZM183 116H182V117H183ZM194 116H196V115H194ZM236 116H237V114H236ZM238 116H239V115H238ZM238 116L236 117V119L238 118ZM245 116H246V115H245ZM248 116H249V115H248ZM250 116H251V115H250ZM252 116H253V115H252ZM252 116H251V117H252ZM22 117H23V116H22ZM28 117H29L30 119H32V122L34 123V119H35V118H34V119L31 118L30 115H29ZM42 117H43V116H42ZM55 117H56V116H55ZM59 117H58V118H59ZM74 117H72V119H73ZM103 117H105V116H103ZM107 117H108V116H106V118H107ZM110 117H111V116H110ZM110 117H109V118H110ZM115 117L117 118V116H115ZM115 117H114V119H115ZM134 117H137V116H134ZM168 117H169V116H168ZM168 117H167V118H168ZM173 117H174V116H173ZM192 117H193V116H192ZM196 117H197V116H196ZM224 117H225V115H224ZM241 117H242V116H241ZM254 117H255V116H254ZM261 117H262V116H261ZM261 117H260V118H261ZM1 118H2V117H1ZM9 118H10V115H9ZM12 118H13V117H12ZM18 118H19V117H18ZM25 118H26V116H25ZM40 118H41V117H40ZM101 118H102V116H101ZM101 118H100V119H101ZM111 118H112V117H111ZM120 118H122V117H120ZM154 118H155V117H154ZM160 118H161V116L159 117V119H160ZM187 118H188V117H187ZM197 118H198V117H197ZM243 118H244V117H243ZM257 118H258V116H257ZM23 119H24V117H23ZM48 119H50V118H48ZM59 119H60V118H59ZM124 119H125V118H124ZM128 119H129V118H128ZM172 119H173V118H172ZM175 119H177V117H176ZM175 119H174V120H175ZM183 119H184V117H183ZM192 119H193V118H192ZM228 119H229V118H228ZM234 119H235V118H234ZM236 119H235V120H236ZM253 119H254V118H253ZM262 119H263V118H262ZM7 120H10V119H7ZM11 120H12V119H11ZM17 120H19V119H17ZM21 120H22V119H21ZM24 120H25V119H24ZM50 120H51V119H50ZM98 120H99V119H98ZM98 120H97V121H98ZM103 120H104V119H103ZM136 120H137V119H136ZM139 120H140V119H139ZM152 120H153V118H152ZM160 120H161V119H160ZM160 120H159V121H160ZM177 120L179 121V118H178ZM193 120H194V119H193ZM193 120H192V121H193ZM195 120H196V119H195ZM229 120H230V119H229ZM231 120H232V119H231ZM231 120H230V121H231ZM240 120H241V118H240ZM240 120H239V121H240ZM243 120H244V119H243ZM243 120L241 121L240 124H242ZM254 120H256V119H254ZM259 120H260V119H259ZM12 121H13V120H12ZM14 121H15V120H14ZM14 121H13V122H14ZM26 121H27V119H26ZM28 121H29V120H28ZM28 121H27V124H28ZM39 121H40V120H39ZM41 121H42V120H41ZM48 121H49V120H48ZM54 121H55V120H54ZM54 121H52V124H53ZM60 121H61V120H60ZM90 121H91V120H90ZM97 121H95L94 123H97ZM100 121H101V120H100ZM100 121H99L98 123H100ZM119 121H120V119H119ZM153 121H154V120H153ZM170 121H171V120H170ZM192 121H191V122H192ZM246 121H248V120H246ZM0 122H1V121H0ZM5 122H6V120H5ZM7 122H8V121H7ZM15 122H17V121H15ZM15 122H14V123H15ZM21 122H22V121H21ZM30 122H31V121H30ZM30 122H29V123H30ZM32 122H31V123H32ZM61 122H63V121H61ZM69 122H70V121H69ZM69 122H68V124H70ZM83 122H84V121H82V123H83ZM86 122H87V121H86ZM91 122H92V121H91ZM114 122H115V121H114ZM136 122H137V121H136ZM156 122H157V121H156ZM181 122H182V119H181ZM202 122H203V121H202ZM227 122H228V120H227ZM231 122H232V121H231ZM231 122H230V123H231ZM244 122H245V120H244ZM256 122H257V121H256ZM256 122H255V123H256ZM3 123H4V121H3ZM10 123H11V122H10ZM46 123H47V122H46ZM94 123H93V124H94ZM106 123H107V122H106ZM125 123H126V121H125ZM134 123H135V122H134ZM138 123L140 124L141 122L139 121ZM151 123H152V122H151ZM169 123H170V122H169ZM175 123H177V122H175ZM178 123H179V122H178ZM186 123H187V122H186ZM189 123H190V121H189ZM189 123H188V124H189ZM199 123H200V122H199ZM216 123H215V125H218V124H219V123H218V124H216ZM220 123H221V122H220ZM230 123H229V125L227 124L228 127L232 126V125H230ZM233 123H234V122H233ZM236 123H238V122H236ZM251 123H252V122H251ZM251 123H250V124H251ZM258 123H260V122H258ZM261 123H262V122H261ZM261 123H260V125L262 126ZM6 124H8V123H6ZM43 124H44V122H43ZM43 124H42V125H43ZM68 124H67V126H68ZM114 124H115V123H113V126H114ZM118 124H119V123H118ZM155 124H156V123H155ZM165 124H166V122H165ZM179 124H180V123H179ZM181 124H182V123H181ZM181 124H180V125H181ZM212 124H213V123H212ZM221 124H222V123H221ZM240 124H237V125H238V126H236L237 129H238V127H239ZM243 124H244V123H243ZM247 124H249V122H248ZM250 124H249V125H250ZM2 125H3V124H2ZM2 125H1V127H2ZM4 125H5V124H4ZM4 125H3V126H4ZM10 125H11V124H10ZM18 125H19V124H18ZM18 125H17V127H18ZM32 125H33V124H32ZM32 125H31V126H32ZM42 125H41V126H42ZM45 125H46V124H45ZM70 125H72V124H70ZM78 125H79V124H78ZM83 125H84V124H83ZM94 125H95V124H94ZM97 125H98V124H97ZM109 125H110V123H109ZM115 125H116V124H115ZM134 125H135V124H134ZM153 125H154V122H153ZM175 125H176V124H175ZM186 125H187V124H186ZM197 125H198V123H197ZM200 125H201V124H200ZM223 125H224V123H223ZM245 125H246V122H245V124H244L243 126H245ZM252 125H253V124H252ZM6 126H7V125H5V127H6ZM13 126H14V125H13ZM22 126H23V125H22ZM24 126H25V125H24ZM35 126H36V125H35ZM39 126H40V124H39ZM39 126H38V127H39ZM76 126H77V125H76ZM81 126H82V125H81ZM84 126H85V125H84ZM95 126H96V125H95ZM118 126H121V125H117V127H118ZM137 126H138V125H137ZM147 126H148V125H147ZM150 126H151V124H150ZM154 126H155V125H154ZM183 126H184V125H183ZM193 126H194V124H193ZM205 126H206V125H205ZM219 126H220V124H219ZM221 126H222V125H221ZM224 126H225V125H224ZM241 126H242V125H241ZM241 126H240L239 128H241ZM243 126H242V127H243ZM246 126H247V125H246ZM256 126H257V125H256ZM261 126H260V127H261ZM5 127H4V128H5ZM8 127H9V126H8ZM26 127H27V126H26ZM28 127H30V125H28ZM32 127H33V126H32ZM42 127H44V126H42ZM49 127L51 128L52 126H49ZM72 127H74V126H72ZM100 127H101V126H100ZM100 127H99V128H100ZM114 127H116V126H114ZM117 127H116V128H117ZM141 127H143V125H142ZM141 127H140V128H141ZM155 127H156V126H155ZM170 127H171V126H170ZM170 127H167V128H166V127L164 126V129L166 130L167 133H171V132H172V133H173V136H177V137H179V138L182 140L181 142H184V143H183V146H182V153H183L184 161H187V160L189 159L188 157H189V156L192 157V156H193L192 154L195 153V152H194V150H196V149H195V145L198 144L197 142L199 141V139L201 138V136H203V134H202V131H203V130H202V129H196V130L193 129L194 131H189V130H188V132H186V130H185L186 133H181V132H179V131H177V130H173V129L170 128ZM211 127H212V126H211ZM225 127H227V126H225ZM232 127H233L234 129L236 128V127H234V125H233ZM232 127H231V129H232ZM263 127H264V126H263ZM263 127H261V128H263ZM6 128H7V127H6ZM6 128H5V129H6ZM23 128H24V127H23ZM46 128H47V127H45V129H46ZM82 128H83V127H82ZM97 128H98V127H97ZM99 128H98V129H99ZM108 128H109V127H108ZM160 128H161V127H160ZM192 128H193V127H192ZM198 128H199V127H198ZM200 128H201V127H200ZM219 128H220V127H219ZM8 129H9V128H8ZM8 129H7V131H8ZM12 129H13V128H12ZM14 129H15V128H14ZM14 129H13L11 132H13ZM25 129H26V128H25ZM25 129H24V130H25ZM30 129H31V128H30ZM32 129H33L32 132L34 133V128H32ZM32 129H31V130H32ZM42 129H43V128H42ZM56 129H57V128H56ZM56 129H55V130H56ZM72 129H73V128H72ZM98 129H96V130L98 131ZM106 129H107V127H106ZM109 129H110V128H109ZM109 129H108V130H109ZM111 129H112V128H111ZM141 129H142V128H141ZM179 129H180V128H179ZM203 129H204V126H203ZM225 129H226V128H224V130H225ZM241 129H242V128H241ZM241 129H239L238 131H241ZM248 129H249V132H248V133H251L252 131L250 132V128H249V127H248ZM248 129H247V130H248ZM254 129H255V128H254ZM15 130H16V129H15ZM20 130H21V129H20ZM62 130H63V129H62ZM62 130H61V131H62ZM64 130H66V129H64ZM99 130H101V129H99ZM113 130H114V129H113ZM162 130H163V129H162ZM205 130H206V128H205ZM212 130H213V129H212ZM214 130H215V128H214ZM218 130H219V129L216 128L215 131H210L209 134L206 135L207 140H208V141H207V144H208V142H211L214 138H216V136L219 134V133H218ZM221 130H222V128H221ZM245 130H246V129H245ZM258 130H259V129H257V127H256V130H253V131H258ZM7 131H6V132H7ZM26 131H27V130H26ZM36 131H37V130H36ZM36 131H35V132H36ZM50 131H51V130H50ZM88 131H89V130H88ZM90 131H91V130H90ZM229 131H230V130H229ZM229 131H227V132H229ZM233 131H234V130H233ZM4 132H5V131H4ZM20 132H25V131L22 130V131H20ZM20 132H18V133L20 134ZM28 132H29V131H28ZM32 132H31V133H32ZM63 132H64V131H63ZM81 132H82V131H81ZM93 132H95V131L93 130ZM101 132H102V131H101ZM138 132H139V131H138ZM143 132H144V131H143ZM203 132H204V131H203ZM205 132H206V131H205ZM227 132H226V133H227ZM236 132H237V130L235 131V133H236ZM246 132H247V131H246ZM246 132H245V134H246ZM258 132H259V131H258ZM258 132H256V133H258ZM260 132H261V130H260ZM260 132H259V133H260ZM25 133H26V132H25ZM37 133H38V132H37ZM68 133H69V132H68ZM91 133H92V132H90V134H91ZM97 133H98V132H97ZM113 133H114V132H113ZM120 133H121V132H120ZM136 133H137V132H136ZM151 133H152V135H154L156 138H159V137H158V135H159V130L153 129V130H151ZM226 133L223 134V135H226ZM233 133H234V132H233ZM235 133H234V134H235ZM240 133H242V132H240ZM243 133H244V129H243ZM248 133H247V134H248ZM259 133H258V134H259ZM262 133H263V132H262ZM2 134H3V133H2ZM19 134H18V137H19ZM28 134H29V133H28ZM28 134H27V135H28ZM34 134H35V133H34ZM39 134H40V133H39ZM45 134H46V133H45ZM105 134H106V133H105ZM109 134H110V133H109ZM111 134H112V130H111ZM127 134H128V133H127ZM138 134H139V133H138ZM140 134H141V133H140ZM143 134H144V133H143ZM227 134H228V133H227ZM229 134H230V133H229ZM234 134H233V135H234ZM245 134H244V135H245ZM252 134L256 135L255 133H252ZM24 135H25V134H24ZM43 135H44V134H43ZM46 135H47V134H46ZM55 135H56V134H55ZM68 135H69V134H68ZM96 135H97V134H96ZM96 135H95V133L92 134V137H91V139H92L91 141H92V142L97 141V137H96ZM125 135H126V134H125ZM148 135H149V134H148ZM220 135H221V134H220ZM223 135H221V136H223ZM235 135H236V134H235ZM242 135H243V134H242ZM242 135H241V136H242ZM244 135H243V136H244ZM248 135H249V134H248ZM248 135H246V138H247ZM250 135H251V134H250ZM1 136H2V135H1ZM7 136H8V135H7ZM14 136H15V135H14ZM14 136L10 135L9 137H14ZM25 136H26V135H25ZM31 136H32V134H31ZM31 136H30V137H31ZM61 136H62V135H61ZM79 136H80V135H78V137H77L78 139H80ZM99 136H100V135H99ZM106 136H107V135H106ZM110 136H111V135H110ZM141 136H143V135H141ZM165 136H166V135H165ZM226 136H228V135H226ZM229 136H230V135H229ZM229 136H228V137H229ZM256 136H257V135H256ZM259 136H261V134H260ZM5 137H6V136H5ZM27 137H28V136H27ZM34 137H35V136H34ZM40 137H41V136H40ZM65 137H66V135H65ZM67 137H68V136H67ZM135 137H136V136H135ZM234 137L236 138V136H234ZM250 137H251V136H250ZM250 137H249V138H250ZM254 137H255V136H254ZM0 138H1V137H0ZM3 138H4V135H3ZM6 138H7V137H6ZM19 138H21V139L23 140L22 137H19ZM32 138H33V137H32ZM37 138H38V137H37ZM74 138H75V137H74ZM87 138H88V137H87ZM140 138H141V137H140ZM142 138H143V137H142ZM165 138H166V137H165ZM217 138H218V137H217ZM226 138H227V137H226ZM235 138H232V137H231V139H235ZM241 138H243V137H241ZM1 139H2V138H1ZM8 139H9V138H8ZM10 139H11V138H10ZM21 139H19V140L21 141V143H22V142L24 143V141H22ZM28 139H29V138H28ZM30 139H31V138H30ZM49 139H50V138H49ZM56 139H57V138H56ZM162 139H163V138H162ZM166 139H167V138H166ZM219 139H221V137H220ZM222 139H223V138H222ZM228 139H229V138H228ZM238 139H239V134H238V138H237L236 140H238ZM250 139L252 140V139H254V138H250ZM256 139H257V137H256ZM13 140H15V139H13ZM13 140H12V141H13ZM17 140H18V138H17ZM25 140H26V137H25ZM32 140H33V139H32ZM43 140H44V139H43ZM61 140H62V139H61ZM63 140H64V139H63ZM66 140H68V139H66ZM152 140H153V139H152ZM167 140H169V139H167ZM226 140H227V139H226ZM229 140H230V139H229ZM236 140H234V141H236ZM240 140L242 141V139H240ZM246 140H247V139H246ZM246 140H244V141H246ZM5 141H6V140H5ZM5 141H4V142H5ZM47 141H48V140H47ZM57 141H58V140H56V142H57ZM115 141H116V140H115ZM174 141H175V140H174ZM220 141H221V140H220ZM222 141H223V140H222ZM234 141H233V143H234ZM241 141H240V143H241ZM244 141H243V142H244ZM252 141H253V140H252ZM255 141H256V140H255ZM259 141H260V140H259ZM262 141H263V140H262ZM0 142H1V140H0ZM2 142H3V141H2ZM2 142H1V143H2ZM18 142H19V141H18ZM18 142H17V143H18ZM32 142H33V141H32ZM32 142H31V143H32ZM50 142H51V140H50ZM52 142H53V139H52ZM74 142L76 143V141H74ZM144 142H145V141H144ZM177 142H179V139L177 140ZM226 142H227V141H226ZM228 142H229V141H228ZM236 142H237V141H236ZM238 142H239V141H238ZM5 143H6V142H5ZM7 143H9V142L7 141ZM14 143L17 144L15 141H14ZM21 143H20V144H21ZM25 143H26V141H25ZM28 143H29V142H28ZM31 143H30V144H31ZM61 143H62V142H61ZM61 143H60V145H61ZM65 143H66V142H65ZM68 143H69V141H68ZM68 143H67V144H68ZM159 143H160V141L158 142V145H159ZM200 143H201V142H200ZM200 143H199V144H200ZM211 143H212V142H211ZM216 143H217V142H216ZM240 143H239V147H240ZM248 143H249V142H248ZM250 143H251V142H250ZM254 143H255V142H254ZM254 143H253V144H254ZM15 144H14V145H15ZM35 144H36V143H35ZM49 144H50V143H49ZM52 144H54V143H52ZM57 144H58V142H57ZM57 144H56V145H57ZM73 144H74V143H73ZM99 144H100V143H99ZM127 144H128V143H127ZM130 144H131V143H130ZM207 144H206V146H208ZM228 144H229V143H228ZM228 144H226V145H228ZM235 144H236V143H235ZM243 144H244V143H243ZM243 144L241 145V147L243 146ZM253 144H252V145H253ZM260 144L262 145L261 142H260ZM0 145H1V144H0ZM7 145H8V144H7ZM9 145H10V144H9ZM12 145H13V144H12ZM22 145H24V144H22ZM38 145H39V144H38ZM81 145H82V144H81ZM204 145H205V142H204ZM204 145H203V148L205 147ZM211 145H212V144H211ZM213 145H214V144H213ZM232 145H233V144H232ZM236 145H237V144H236ZM244 145H247V144L245 143ZM248 145H249V144H248ZM248 145H247V146H248ZM17 146H18V145H17ZM17 146H16V147H17ZM20 146H21V145H20ZM24 146H25V145H24ZM24 146H23V147H24ZM41 146H42V145H41ZM128 146H129V145H128ZM128 146H127V148L129 149ZM180 146H181V145H180ZM209 146H210V145H209ZM217 146L219 147L220 145L218 144ZM234 146H235V145H234ZM258 146H259V144H258ZM258 146H257V148H258ZM4 147H6L5 144H4ZM4 147H3V149H4ZM12 147H13V146H12ZM30 147H33V146H30ZM44 147H45V146H44ZM49 147H50V146H49ZM52 147H53V146H52ZM64 147H65V146H64ZM64 147H63V148H64ZM69 147H70V144H69ZM69 147H68V148H69ZM130 147H131V146H130ZM158 147H159V146H158ZM162 147H163V146H162ZM162 147H161V148H162ZM197 147H199V146H197ZM215 147H216V146H215ZM220 147H221V146H220ZM220 147H219V148H220ZM224 147H225V146H224ZM239 147H238V148H239ZM245 147H246V146H245ZM245 147H243V148H245ZM260 147H261V146H260ZM260 147H259V152L261 151V148L264 147V144H263V146H262L261 148H260ZM0 148H2V147H0ZM6 148H7V147H6ZM14 148H15V147H13V148H11V149L14 150ZM17 148H18V147H17ZM28 148H29V147H28ZM60 148H61V146H60ZM63 148H62V149H63ZM66 148H67V147H66ZM73 148H74V147H73ZM123 148H126V146L123 147ZM127 148H126V149H127ZM207 148L209 149V147H207ZM207 148H206V151H208ZM211 148H212V147H211ZM222 148H223V147H222ZM225 148H227V147H225ZM8 149H9V148H8ZM20 149H21V148H20ZM20 149H18V150H20ZM22 149H23V148H22ZM22 149H21V150H22ZM25 149H26V148H25ZM117 149H118V148H117ZM128 149H127V150H128ZM130 149H131V148H130ZM133 149H134V148H133ZM180 149H181V147H180ZM204 149H205V148H204ZM204 149H203V150H204ZM216 149L218 150V148H216ZM229 149H230V148H229ZM241 149H242V148H241ZM241 149H238V150L240 151ZM255 149H256V148H255ZM40 150H41V149H40ZM45 150H46V149H45ZM59 150H60V149H59ZM59 150H57V151H59ZM66 150H67V149H66ZM71 150H72V149H71ZM71 150H70V151H71ZM127 150H125V152H126ZM197 150H199V149H197ZM211 150H212V149H211ZM217 150H214V151H217ZM225 150H226V149H225ZM231 150H232V149H231ZM256 150H257V149H256ZM1 151H2V150H1ZM4 151L6 152L7 150H4ZM8 151H9V150H8ZM10 151H11V150H10ZM14 151H15V150H14ZM14 151H13V152H14ZM24 151H25V150H24ZM24 151H23V152H24ZM32 151H33V150H32ZM78 151H79V150H78ZM93 151H94V150H93ZM130 151H131V150H130ZM130 151H128V152H130ZM136 151H137V150H136ZM162 151H163V150H162ZM200 151H202V150H200ZM214 151H212V152H214ZM218 151H219V150H218ZM221 151H222V150H221ZM229 151H230V150H229ZM229 151H228V152H229ZM242 151H243V150H242ZM254 151H255V150H254ZM262 151L264 152V150H262ZM2 152H3V151H2ZM5 152H4V153H5ZM13 152H12V153H13ZM29 152H30V151H29ZM55 152H56V150H55ZM113 152H114V151H112V153H113ZM140 152H141V151H140ZM155 152H156V151H155ZM168 152H169V151H168ZM203 152H204V151H203ZM208 152H209V151H208ZM210 152H211V151H210ZM223 152H224V151H223ZM223 152L220 153V154H223ZM226 152H227V151H226ZM231 152H234V151H231ZM235 152H237L236 149H235ZM240 152H241V151H240ZM244 152H245V151H244ZM259 152H258V153H259ZM4 153H3V154H4ZM27 153H28V152H27ZM30 153H31V152H30ZM45 153H46V152H45ZM48 153H49V152H48ZM76 153H77V152H76ZM122 153H123V152H122ZM137 153H139V152H137ZM158 153L161 154V155H163V152H161L160 150H158ZM245 153H247V152H245ZM251 153H252V152H251ZM256 153H257V151H256ZM256 153H255V154H256ZM16 154H17V153H16ZM22 154L24 155V153H22ZM22 154H21V155H22ZM25 154H26V153H25ZM53 154H54V153H53ZM60 154H61V153H59V155H60ZM128 154H129V153H128ZM131 154H132V153H131ZM131 154H130V155H131ZM135 154H136V153H135ZM164 154H165V153H164ZM179 154H180V153H179ZM201 154L203 155L202 152H201ZM201 154H200V155H201ZM206 154H207V153H206ZM210 154H211V153H210ZM212 154H213V153H212ZM224 154H225V153H224ZM227 154H229V153H227ZM231 154H232V153H230V155H231ZM234 154H236V153H233V155H234ZM248 154H249V152H248ZM259 154H261V156H262V152H260ZM6 155H7V154H5V156H6ZM9 155H10V154H9ZM13 155L15 156V154H13ZM33 155H35V154L33 153ZM38 155H39V154H38ZM44 155H45V154H44ZM47 155H48V154H47ZM119 155H120V154H119ZM124 155H125V154H124ZM124 155H123V156H124ZM126 155H127V154H126ZM149 155H150V154H149ZM196 155H197V154H196ZM196 155H195V156H196ZM200 155H199V158H200ZM208 155H209V154H208ZM214 155H215V154H214ZM238 155L240 156V154H238ZM242 155H245V154H242ZM256 155H257V154H256ZM5 156H4V157H5ZM14 156H12V157H14ZM19 156H20V155H19ZM35 156H36V155H35ZM35 156H34V157H35ZM48 156H49V155H48ZM61 156H62V155H61ZM78 156H79V155H78ZM78 156H77V157H78ZM132 156H134V155H132ZM164 156H165V155H164ZM205 156H206V155H205ZM211 156H212V155H211ZM221 156L223 157V155H221ZM228 156H229V155H228ZM236 156H237V154H236ZM247 156H249V155H247ZM258 156H259V155H258ZM261 156H260V157H261ZM21 157H22V156H21ZM25 157H26V156H25ZM25 157H22V160H23V158H25ZM31 157H33V156L31 155ZM71 157H72V156H71ZM128 157H129V156H128ZM128 157H127V159H128ZM134 157H136V156H134ZM162 157H163V156H162ZM212 157L214 158V156H212ZM212 157H211V158H212ZM229 157H230V156H229ZM234 157H235V156H234ZM250 157H252V154H250ZM250 157H248V158H250ZM253 157L255 158L256 156L254 155ZM253 157H252V158H253ZM5 158H6V157H5ZM28 158H30V157H28ZM53 158H54V157H53ZM67 158H68V157H67ZM69 158H70V157H69ZM194 158L197 160V157H194ZM202 158H204V155H203ZM207 158H208V157H206V159H207ZM218 158L221 159L220 157H217V160H219ZM232 158H233V156H232ZM232 158H230V160H231ZM240 158H241V156L239 157V159H240ZM246 158H247V157H246ZM252 158H251V159H252ZM8 159H9V158H8ZM11 159H12V158H11ZM15 159H16V158H15ZM34 159H35V158H34ZM37 159H38V158H37ZM79 159H80V158H79ZM130 159H132V158L130 157ZM165 159H166V158H165ZM165 159H164V158H161V159L159 160V162L161 163V166H163L164 164H168L169 166H171V165L174 166V165L169 161L170 158H169V160H168L169 162H168L167 160L165 161ZM200 159H201V158H200ZM222 159H223V158H222ZM233 159L235 160V158H233ZM236 159H238V158H236ZM257 159H258V158H257ZM61 160H62V159H61ZM71 160H72V159H71ZM77 160H78V159H77ZM123 160H124V159H123ZM123 160H122V162H123ZM191 160H192V159H191ZM209 160H211V159H210V155H209V159H208V161H209ZM223 160H224V159H223ZM243 160H244V159H243ZM243 160H242V159L240 160V161L242 162V165L244 164ZM249 160H250V159H247V162H248ZM262 160H263V159H262ZM19 161H20V160H19ZM75 161H76V160H75ZM194 161H195V160H194ZM200 161H201V160H200ZM200 161H199V162H200ZM212 161H213V160H212ZM221 161H222V160H221ZM221 161H220V162H221ZM226 161H227V160H226ZM245 161H246V159H245ZM251 161H252V160H251ZM254 161H255V160H254ZM8 162H9V161H8ZM23 162H24V160H23ZM23 162H22V163H23ZM25 162H26V161H25ZM120 162H121V161H120ZM125 162H126V161H125ZM125 162H124V163H125ZM127 162H131V161H128V160H127ZM202 162H203V160H202ZM202 162H201V163H202ZM204 162H206L205 159H204ZM216 162H218V161H216ZM224 162H225V160H224ZM224 162H222V163L224 164ZM229 162H230V161H229ZM231 162L235 163V166L238 167V165H237L238 163H236L237 161H236V162L231 161ZM252 162H253V161H252ZM252 162H251V163H252ZM255 162H256V161H255ZM255 162H254V163H255ZM257 162H258V161H257ZM260 162H261V160H260ZM46 163H47V162H46ZM77 163H78V161H77ZM83 163H84V162H83ZM117 163H118V162H117ZM136 163H137V162H136ZM186 163H187V162H186ZM196 163H197V162H196ZM206 163H207V162H206ZM206 163H204V164H206ZM209 163H211V162H209ZM222 163H220L219 166H220V165H223ZM251 163L248 162V164H251ZM27 164H28V163H27ZM27 164H26V165H27ZM30 164H31V163H30ZM78 164H79V163H78ZM129 164H130V163H129ZM131 164H132V163H131ZM140 164H141V163H140ZM198 164H199V163H198ZM213 164H214V163H213ZM213 164H212V165H213ZM216 164H217V163H216ZM248 164H247V165H248ZM1 165H2V164H0V166H1ZM4 165H5V164H4ZM4 165H2L1 167H3ZM7 165H8V164H7ZM10 165H11V164H10ZM13 165H14V164H13ZM17 165L19 166V164H17ZM24 165H25V164H24ZM35 165H36V164H35ZM61 165H62V163H61ZM122 165H123V164H122ZM133 165H134V164H133ZM133 165H132V166H133ZM194 165H195V164H194ZM208 165H209V164H208ZM224 165H225V164H224ZM224 165H223V166H224ZM226 165H229V164H226ZM240 165H241V163H240ZM244 165H245V164H244ZM259 165H260V168H261L262 165H261V164H259ZM259 165L257 164V166H259ZM263 165H264V164H263ZM11 166H12V165H11ZM14 166H15V165H14ZM14 166H12V167L14 168ZM40 166H41V165H40ZM90 166H91V165H90ZM191 166H192V165H191ZM191 166H190V167H191ZM204 166H205V165H204ZM204 166H203V167H204ZM231 166H233V165L231 164ZM9 167H10V166H9ZM16 167H17V166H16ZM16 167H15V168H16ZM20 167H21V166H20ZM30 167L32 168V166H30ZM44 167H45V166H44ZM127 167H128V166H127ZM200 167H201V166H200ZM206 167H207V165H206ZM213 167H214V165L212 166V168H213ZM233 167H234V166H233ZM233 167H231L232 170L235 169V167H234V168H233ZM237 167H236V168H237ZM243 167H244V166H243ZM245 167H246V165H245ZM245 167H244V168H245ZM6 168H7V166H6ZM6 168H5V170H6ZM10 168H11V167H10ZM24 168H26V167L24 166ZM31 168H30V169H31ZM33 168H35V167H33ZM50 168H51V167H50ZM121 168H122V167H121ZM125 168H126V167H125ZM147 168H149V166H148ZM176 168H177V167H176ZM212 168L210 169V171L212 170ZM215 168H216V167H214V169H215ZM239 168L241 169V167H239ZM249 168H250V167H249ZM255 168L258 169V167H255ZM8 169H9V168H8ZM26 169H27V168H26ZM56 169H57V168H56ZM65 169H66V168H65ZM141 169H143V168H141ZM177 169H178V168H177ZM179 169H180V167H179ZM203 169H206V168H203ZM218 169H219V167H218ZM227 169H230V168H227ZM242 169H243V168H242ZM247 169H248V167H247ZM247 169H243V171H245V170H247ZM252 169H253V168H252ZM262 169H263V168H262ZM11 170H12V169H10V171H11ZM52 170H53V169H52ZM68 170H69V169H68ZM68 170H67V171H68ZM138 170H139V169H138ZM138 170H137V172L139 173ZM146 170H147V169H146ZM167 170H168V169H167ZM220 170H222V168H221ZM238 170H239V169H238ZM255 170H256V169H255ZM258 170H261V169H258ZM0 171H2V169H0ZM3 171H4V170H3ZM3 171H2V172H3ZM12 171H13V170H12ZM14 171H16V170H14ZM14 171H13V172H14ZM17 171H18V169H17ZM20 171L22 172V170H20ZM23 171H25V170L23 169ZM26 171H27V170H26ZM31 171H32V170H31ZM31 171H29V172L32 173ZM54 171H57V172L59 173V172H61L62 170H61V171H60V170L58 171V169H57V170H54ZM54 171H53V172H54ZM89 171H90V170H89ZM131 171H132V170H131ZM133 171H135V170H133ZM177 171H178V170H177ZM202 171H203V170H202ZM207 171H208V170H207ZM210 171H209V172H210ZM215 171H216V170H215ZM228 171H229V170H228ZM239 171H240V170H239ZM252 171H253V170H251V172H252ZM256 171H257V170H256ZM256 171H254V172L256 173ZM261 171H262V170H261ZM6 172H7V171H5L4 173H6ZM8 172H9V171H8ZM71 172H72V170H71ZM143 172H144V171H143ZM174 172H175V171H174ZM178 172H179V171H178ZM178 172H177V173H178ZM212 172H213V171H212ZM219 172H221V171H219ZM219 172L217 171V174H218ZM235 172H236V171H235ZM249 172H250V171H249ZM11 173H12V172H11ZM18 173H20V172H18ZM27 173H28V171L25 172V174H27ZM30 173H29V174H30ZM38 173H39V172H38ZM44 173H46V172H45V169H44ZM48 173H50L49 170H48ZM54 173L56 174V172H54ZM54 173H53V174H54ZM65 173H66V172H65ZM69 173H70V172H69ZM96 173H97V172H96ZM145 173H146V176H147V173H148V172L145 171ZM145 173L143 174V175H144L143 177H145ZM224 173H225V175H227L225 171H224ZM230 173H233V172H230ZM237 173H238V171H237ZM237 173H236V174H237ZM242 173L245 174L244 172H242ZM257 173H259V172L257 171ZM261 173H262V172H261ZM261 173H260V175H261ZM0 174L2 175V173H0ZM8 174L10 175V173H8ZM8 174H7V175H8ZM12 174H15V173H12ZM16 174H17V173H16ZM40 174H42V173H40ZM126 174H127V173H126ZM134 174H135V173H134ZM140 174H141V173H140ZM148 174H149V173H148ZM174 174H175V173H174ZM181 174H183V173H181ZM185 174H186V173H185ZM201 174H202V172H201ZM238 174L241 175L240 173H238ZM253 174H254V173H253ZM262 174H264V172H263ZM4 175H6V174H4ZM17 175H20V176H21V174H17ZM59 175H60V174H59ZM59 175H58V177H59ZM65 175H66V174H65ZM172 175H173V174H172ZM207 175H208V174H207ZM211 175H213V174H210V176H211ZM215 175H216V173L214 174V176H215ZM221 175H222V174H221ZM223 175H224V174H223ZM225 175H224V176H225ZM246 175L248 176V175H251V174H246ZM246 175H245V176H246ZM254 175H257V174H254ZM10 176H13V175H10ZM10 176H9V177H10ZM25 176H26V175H25ZM173 176H175V175H173ZM204 176H206V174H205V175L203 174V177H204ZM214 176H213V178H212V181H213V179L215 180V177H214ZM233 176H234V175H233ZM233 176H232V177H233ZM235 176H236V175H235ZM261 176L263 177V175H261ZM9 177L6 176V178H5V176H4V179H7V178H9ZM13 177H14V176H13ZM13 177H12V179L10 178V179H7V180H6V189H7V191H6V190H5V191H6V193L8 194V196H7V194H6V196H4V197H5L4 199H5V202H6V203H5V202H4V203H5L6 205L2 204V205L5 206V208H6V206H7V207H10L9 210H10L11 208H13V209H11V211L14 210V209H16V208L20 205V203H22V202H19L18 200H16V195H17V193L20 191L21 188L18 186V185H19L18 182H17V183H18V185H17L16 181L14 180L15 178H13ZM26 177H27V176H26ZM55 177H56V175H55ZM64 177H65V176H64ZM64 177H63V179H64ZM134 177H135V175H134ZM143 177H141V179H142ZM169 177H170V176H169ZM169 177H168V178H169ZM175 177H176V178H177V177L179 178V176H177V175H176ZM248 177H250V176H248ZM21 178H22V177H21ZM28 178H29V177H28ZM28 178H27V179H28ZM53 178H54V177H53ZM60 178H61V176H60ZM135 178H136V177H135ZM170 178H172V176H171ZM170 178H169V179H170ZM176 178L174 179V181L176 180ZM186 178H187V177H186ZM186 178H185V179H186ZM188 178H189V177H188ZM208 178H209V176H208ZM226 178H228V176H227ZM226 178H225V179H226ZM233 178H234V177H233ZM233 178H231V179H233ZM239 178H240V177H239ZM251 178L254 179L253 176H252ZM251 178H249V180H251ZM255 178H256V177H255ZM35 179H36V178H35ZM49 179H50V178H49ZM61 179H62V178H61ZM84 179H85V178H84ZM147 179H148V178H147ZM169 179H168V180H169ZM183 179H184V177H183ZM183 179H182V180H183ZM185 179H184V180H185ZM203 179H204V178H203ZM217 179H218V178H217ZM261 179H262V178H261ZM17 180H18V179H17ZM33 180H34V179H33ZM47 180H48V179H46V182H47ZM54 180H55V179H54ZM75 180H76V179H75ZM79 180H80V178H79ZM79 180H78V181H79ZM131 180H132V178H131ZM143 180H144V179H143ZM143 180H142V181H143ZM149 180H150V178H149ZM166 180H167V179H166ZM184 180H183V181H184ZM188 180H189V179H188ZM205 180H206V179H205ZM209 180H211V179H209ZM222 180H223V179H222ZM234 180H237V179H234ZM239 180H240V179H239ZM241 180H244V179H241ZM247 180H248V179H247ZM258 180H259V179H258ZM263 180H264V179H263ZM19 181H20V184H21L20 186H22V183H21L22 180L20 179ZM48 181H49V180H48ZM50 181H51V179H50ZM63 181H64V180H63ZM152 181H154V180H152ZM197 181H198V180H197ZM227 181L229 182L228 179H227ZM0 182H1V181H0ZM29 182H30V180H29ZM35 182H36V180H35ZM40 182H41V181H40ZM51 182H52V181H51ZM70 182H71V181H70ZM132 182H133V180H132ZM143 182H146V181L144 180ZM164 182H165V181H164ZM167 182H168V181H166V183H167ZM170 182H171V180H170ZM170 182H169V186H172V187H173V185H170V184H172V183H170ZM180 182H181V180H180ZM199 182H200V181H199ZM205 182H206V181H205ZM218 182H219V181H218ZM224 182H225V180H224ZM239 182H240V181H239ZM244 182H245V181H244ZM244 182H243V183H244ZM251 182H252V180H251ZM251 182L249 181L248 183H251ZM253 182H255V181H253ZM253 182H252V183H253ZM257 182H258V181H257ZM260 182H261V180H260ZM24 183H25V181H24ZM26 183H27V181H26ZM32 183H33V182H32ZM41 183H42V182H41ZM43 183H44V182H43ZM47 183H48V182H47ZM53 183H54V181H53ZM53 183H52V184H53ZM65 183H66V182H65ZM135 183H136V182H135ZM173 183H175V182H173ZM193 183H194V182H193ZM212 183H214V181H213ZM220 183H221V181H220ZM222 183H223V182H222ZM261 183H262V182H261ZM0 184H1V183H0ZM3 184H4V181H3ZM61 184H62V183H61ZM144 184H145V183H144ZM176 184H177V182H176ZM204 184H205V183H204ZM204 184H203V186H204ZM229 184H230V182H229ZM229 184H228V185H229ZM4 185H5V184H4ZM33 185H34V184H33ZM62 185H63V184H62ZM66 185H67V184H66ZM71 185H72V183H71ZM73 185H74V183H73ZM84 185H86V184H83V186H84ZM100 185H101V184H100ZM115 185H116V184H115ZM142 185H143V184H142ZM147 185H148V184H147ZM167 185H168V183H167ZM174 185H175V184H174ZM186 185H187V184H186ZM207 185H208V184H207ZM213 185H214V184H213ZM217 185H218V183H217ZM221 185H223V184H221ZM221 185H220V186H221ZM232 185H233V187H234V184H233V183H232ZM239 185H240V183H239ZM239 185H238V186L236 185V186L239 187ZM246 185H248V184H246ZM257 185H258V183H257ZM257 185H256V186H253V187H257ZM2 186H3V185H2ZM34 186H35V185H34ZM60 186H61V185H60ZM68 186H69V185H68ZM137 186H140V185H137ZM137 186H136V187H137ZM169 186H168V188H170ZM184 186H185V185H184ZM208 186H209V185H208ZM24 187H25V186H24ZM30 187H32V186H30ZM57 187H58V186H57ZM63 187H66V186L63 185ZM63 187H62V188H63ZM80 187H81V186H80ZM205 187H207V186L205 185ZM205 187H204V188H205ZM253 187H252V188H253ZM258 187H259V186H258ZM0 188H1V186H0ZM40 188H41V187H40ZM49 188H50V187H49ZM76 188H77V186H76ZM145 188H146V187H145ZM168 188H167V189H168ZM179 188H181V187H179ZM226 188H227V186H226ZM242 188H243V187H242ZM246 188H247V187H246ZM261 188H262V187H261ZM4 189H5V188H4ZM4 189H3V190H4ZM23 189H24V188H23ZM32 189H33V188H32ZM41 189H42V188H41ZM44 189H45V188H44ZM54 189H55V187H54ZM57 189H59V188H57ZM84 189H85V187H84ZM131 189H132V187H131ZM173 189H174V187H173ZM177 189H178V188H177ZM183 189H184V187H183ZM209 189H210V188H209ZM223 189H224V187H223ZM223 189H222V190H223ZM0 190L2 191V189H0ZM26 190H28V189H26ZM35 190H36V188H35ZM60 190H61V189H60ZM144 190H145V189H144ZM165 190H166V189H165ZM181 190H182V189H181ZM203 190H204V189H203ZM232 190H233V189H232ZM243 190H244V189H243ZM248 190H249V189H248ZM251 190H253V189H251ZM251 190H250V191H251ZM1 191H0V193H1ZM57 191H58V190H57ZM57 191H56V192H57ZM63 191H64V190H63ZM69 191H70V193H71V190H70V189L68 190V192H69ZM110 191H111V190H110ZM166 191H168V190H166ZM170 191H171V190H170ZM178 191H179V189H178ZM183 191H184V190H183ZM206 191H208V190H206ZM209 191H210V190H209ZM229 191H231V190L229 189ZM233 191H234V190H233ZM238 191H239V190H238ZM254 191H255V189H254ZM256 191H257V190H256ZM23 192H24V190H23ZM23 192H22V190H21V192H19V193L21 194V193H23ZM25 192H26V191H25ZM25 192H24L23 195H25ZM30 192H31V194H34V193H32V191H30ZM30 192H27V194H30ZM33 192H34V191H33ZM46 192H47V191H46ZM56 192H55V193H56ZM61 192H62V190H61ZM64 192L66 193V191H64ZM72 192H73V191H72ZM78 192H80V191L78 190ZM114 192H115V191H114ZM186 192H187V190H186ZM223 192H224V191H223ZM223 192H222V193H223ZM244 192L247 193V191H244ZM248 192H249V191H248ZM2 193H3V191H2ZM19 193H18V196H17L18 198H20V197H19ZM36 193H37V192H36ZM58 193H59V192H58ZM62 193H63V192H62ZM65 193H64V195H63V198H64V196H65ZM145 193H147V192H145ZM145 193H144V194H145ZM162 193H163V192H162ZM168 193H169V192H168ZM174 193H175V190H174ZM178 193H179V192H178ZM196 193H197V192H196ZM204 193H205V192H204ZM231 193H233V195H232ZM231 193H230V194H231L232 196H230V197L233 198V196H234L233 199L231 198L232 201L234 202V200H236V199H235V198H236V190H235V192H231ZM242 193H243V192H242ZM245 193H244V194H245ZM249 193H250V192H249ZM258 193H259V192H258ZM78 194H80V193H78ZM110 194H111V193H110ZM117 194H118V193H117ZM179 194L181 195L182 193H179ZM208 194H209V193H208ZM208 194H207V195H208ZM251 194H252V193H251ZM2 195H4V194H2ZM10 195H11V197H10ZM12 195L15 196V197H13L15 200L12 199ZM21 195H22V194H21ZM35 195H36V194H35ZM35 195H34V197H35ZM48 195H49V194H48ZM66 195H67V194H66ZM71 195H72V194H71ZM73 195H74V194H73ZM113 195H114V194H113ZM168 195H169V194H168ZM173 195H174V194H173ZM188 195H189V194H188ZM191 195H192V194H191ZM203 195H204V194H203ZM221 195H222V194H221ZM221 195H220V196H221ZM223 195H225V194H223ZM246 195H247V194H246ZM254 195H255V194H254ZM258 195H259V194H258ZM28 196H30V195H28ZM32 196H33V195H32ZM59 196H60V194H59ZM114 196H115V195H114ZM114 196H113L112 198H114ZM150 196H151V195H150ZM154 196H155V195H154ZM175 196H176V195H175ZM238 196H239V195H237V197H238ZM244 196H245V195H244ZM247 196H248V195H247ZM21 197H22V196H21ZM25 197H26V196H25ZM45 197H46V196H45ZM57 197H58V196H57ZM67 197H68V196H66V198H67ZM70 197H71V196H70ZM151 197H152V196H151ZM179 197H180V196H179ZM240 197H241V196H240ZM256 197H257V196H256ZM262 197H263V196H262ZM18 198H17V199H18ZM59 198L63 199L62 197H59ZM73 198H74V197H73ZM75 198H77V197H75ZM156 198H157V197H156ZM195 198H196V197H195ZM214 198H216V197H214ZM218 198H219V196H218ZM244 198H246V199H245L246 201H247V200H250V201H251V199H248V198H251V197H248V198H247V197L245 196ZM28 199H29V197H28ZM38 199H39V198H38ZM68 199H69V198H68ZM148 199H150V198L148 197ZM183 199H184V198H183ZM206 199H207V198H206ZM211 199H213V197H211L210 200H211ZM219 199H220V198H219ZM223 199H224V198H223ZM239 199H240V198H239ZM253 199H254V198H253ZM0 200H1V198H0ZM21 200H24V199H21ZM21 200H20V201H21ZM31 200H34V199L31 198ZM41 200H43V199H41ZM44 200H45V199H44ZM63 200H64V199H63ZM97 200H98V199H97ZM144 200H145V199H144ZM144 200H143V201H144ZM172 200H173V199H172ZM176 200H177V198H176ZM208 200H209V199H208ZM237 200H238V199H237ZM255 200H256V199H255ZM255 200H254V201H255ZM28 201H29V200H28ZM39 201H40V200H39ZM46 201H47V200H46ZM53 201H54V200H53ZM71 201H72V200H71ZM116 201H117V200H116ZM174 201H175V200H174ZM181 201H182V200H181ZM219 201L222 202L221 200H219ZM219 201H218V202H219ZM226 201H227V200H226ZM250 201H249V202H250ZM252 201H253V200H252ZM254 201H253L252 204H254ZM262 201H263V200H262ZM0 202H1V201H0ZM55 202H56V201H55ZM65 202H66V201H65ZM65 202H64V203H65ZM73 202H74V201H73ZM99 202H101V201H99ZM167 202H168V201H167ZM169 202H170V199H169ZM177 202H178V201H177ZM201 202H202V201H201ZM210 202H211V201H210ZM216 202H217V201H216ZM218 202H217V206H218V204L220 203V202H219V203H218ZM224 202H225V201H224ZM233 202H232V203H233ZM236 202H237V201H236ZM244 202H245V201H244ZM255 202H256V201H255ZM23 203H24V202H23ZM30 203H31V202H30ZM64 203H61L62 205H60V206H63ZM67 203H68V202H67ZM69 203H70V202H69ZM69 203H68V204H69ZM74 203H75V202H74ZM115 203H117V202H115ZM132 203H133V202H132ZM132 203H131V201H130V204H132ZM134 203H136V202H134ZM137 203H138V201H137ZM185 203H186V202H185ZM206 203H207V202H206ZM206 203H205V205H206ZM227 203H229V202H227ZM227 203H226V205H227ZM238 203H239V202H238ZM238 203H236V204H238ZM260 203H261V202H260ZM24 204H26V203H24ZM27 204H28V202H27ZM37 204H38V202H37ZM37 204H36V205H37ZM45 204H46V203H45ZM47 204H48V203H47ZM65 204H66V203H65ZM98 204H99V203H98ZM130 204H129V205H130ZM161 204H162V203H161ZM173 204H175V203H173ZM180 204H181V203H180ZM224 204H225V203H224ZM245 204H246V203H245ZM247 204H248V202H247ZM257 204H259V203H257ZM31 205H32V204H31ZM31 205H30V209H31ZM33 205H34V203H33ZM33 205H32V206H33ZM57 205H59V204H57ZM90 205H91V204H90ZM99 205H100V204H99ZM127 205H128V204H127ZM185 205H186V204H185ZM208 205H210V204L208 203ZM208 205H207V206H208ZM215 205H216V204H215ZM215 205H214V206H215ZM220 205H221V204H220ZM232 205H233V204H232ZM232 205H231V206H232ZM240 205H241V204H240ZM249 205H250V204H249ZM255 205H256V204H255ZM260 205H261V204H260ZM21 206H23V205H21ZM21 206L18 207V209H20ZM25 206H26V205H25ZM68 206H70V204H69ZM74 206H75V204H74ZM78 206H79V208H80L82 211H86V209H87L86 200H85L84 198H82ZM96 206H97V205H96ZM121 206H122V205H121ZM121 206H120V208H121ZM124 206H126V205H124ZM178 206H179V203H178ZM214 206L211 207V205H210V208H213ZM223 206H224V205H223ZM223 206H222V207H223ZM228 206H229V205H228ZM241 206H242V205H241ZM245 206H247V205H245ZM245 206H244L243 208H245ZM250 206H252V205H250ZM28 207H29V206H28ZM42 207H43V206H42ZM58 207H59V206H58ZM66 207H67V206H66ZM66 207H65V208H66ZM101 207H102V206H101ZM113 207H114V206H113ZM186 207H187V206H186ZM196 207H197V206H196ZM226 207H227V206H226ZM234 207H235V206H234ZM234 207H232L231 209H233ZM236 207H237V206H236ZM3 208H4V207H3ZM26 208H27V207H25V209H26ZM32 208H33V207H32ZM45 208H46V207H45ZM52 208H53V207H52ZM60 208H61V207H60ZM98 208H100V207H98ZM124 208H125V207H124ZM137 208H138V207H137ZM147 208H148V206H147ZM206 208H207V207H206ZM215 208H216V207H215ZM217 208H218V207H217ZM237 208H238V207H237ZM246 208H247V207H246ZM248 208H249V206H248ZM0 209H1V207H0ZM7 209H8V208H7ZM18 209H17V210H18ZM22 209H23V208H21V210H22ZM27 209H28V208H27ZM30 209H29V210H30ZM56 209H58V208H56ZM63 209H64V208H63ZM75 209H76V208H75ZM94 209H95V208H94ZM112 209H113V208H112ZM125 209H126V208H125ZM134 209H135V208H134ZM140 209H141V208H140ZM182 209H183V208H182ZM187 209H188V208H187ZM224 209H227V208H224ZM234 209H235V208H234ZM239 209H240V206H239L238 210H239ZM254 209H255V208H254ZM1 210H2V209H1ZM4 210L6 211V209H4ZM9 210H8V212H9ZM31 210H32V209H31ZM66 210H67V209H66ZM71 210H72V209H71ZM102 210H103V208H102ZM110 210H111V209H110ZM126 210H127V209H126ZM136 210H137V209H136ZM198 210H199V209H198ZM206 210H207V209H206ZM242 210H243V209H242ZM244 210H245V209H244ZM247 210H248V209H247ZM252 210H253V209H252ZM11 211H10V212H11ZM33 211H34V210H33ZM35 211H36V210H35ZM37 211H38V210H37ZM42 211H43V210H42ZM63 211H64V210H61V212H63ZM96 211H97V210H96ZM98 211H99V210H98ZM98 211H97V212H98ZM107 211H108V210H107ZM133 211H135V210H133ZM207 211H208V210H207ZM224 211H226V210H224ZM248 211H249V210H248ZM12 212H13V211H12ZM12 212H11V215H13ZM16 212H18V211H16ZM22 212H23V211H22ZM25 212H26V214H27V211H25ZM25 212L22 213V214L25 215ZM30 212H31V211H30ZM55 212H56V211H55ZM57 212H58V211H57ZM86 212H87V211H86ZM94 212H95V211H94ZM100 212H102V211H100ZM115 212H117V211H115ZM124 212H127V211H123L122 213H124ZM182 212H183V211H182ZM184 212H185V211H184ZM202 212H203V211H202ZM210 212H211V211H210ZM218 212H219V211H218ZM231 212H233V211L231 210ZM240 212H241V210H240ZM244 212H246V210H245ZM249 212H250V211H249ZM253 212H255V210H254ZM3 213H4V212H3ZM6 213H7V212H6ZM51 213H52V212H51ZM59 213H60V212H59ZM64 213H66V212L64 211L63 214H64ZM73 213H74V212H73ZM73 213H71V214H73ZM75 213H76V212H75ZM84 213H85V212H84ZM110 213H111V212H110ZM203 213H204V212H203ZM208 213H209V212H208ZM211 213H212V212H211ZM213 213H214V212H213ZM229 213H230V212H228V214H229ZM237 213H238V212H237ZM242 213H243V212H242ZM250 213H252V212H250ZM250 213H249V214H250ZM19 214H20V213H19ZM28 214H29V213H28ZM30 214H31V213H30ZM37 214H38V213H37ZM68 214H69V211H68ZM81 214H82V213H81ZM185 214H186V213H185ZM185 214H184V215H185ZM217 214H218V213H217ZM252 214H254V213H252ZM0 215H1V214H0ZM8 215H9V214H8ZM8 215H7V217H8ZM11 215H9V216H11ZM15 215H16V214H15ZM66 215H67V214H66ZM69 215H70V214H69ZM78 215H79V214H78ZM119 215H120V214H119ZM139 215H140V214H139ZM145 215H146V214H145ZM184 215H183V216H184ZM237 215H238V214H237ZM240 215L242 216L241 213H240ZM246 215H247V214H246ZM16 216L18 217V215H16ZM27 216H29V215H27ZM32 216H33V214H32ZM35 216H36V215H35ZM51 216H52V215H51ZM70 216H71V215H70ZM70 216H69V217H70ZM90 216H91V215H90ZM94 216H97V215H94ZM98 216H99V214H98ZM102 216H103V215H102ZM117 216H118V215H116V217H117ZM121 216H122V215H121ZM186 216H187V214H186ZM186 216H185V217H186ZM203 216H204V214H203ZM207 216H208V214H207ZM207 216H206V217H207ZM210 216H212V215H210ZM214 216H215V215H214ZM217 216H218V215H216V217H217ZM228 216H230V215H228ZM238 216H239V215H238ZM256 216H257V215H256ZM22 217H23V216H22ZM30 217H31V215H30ZM30 217H28V218H30ZM69 217H67V218L69 219ZM72 217H73V216H72ZM99 217H100V216H99ZM109 217H110V216H109ZM141 217H142V216H141ZM212 217H213V216H212ZM221 217H223V216L221 215ZM243 217H244V216H243ZM246 217H247V216H246ZM248 217H250V216H248ZM3 218H5V216H4ZM10 218H11V221L13 222L12 216H11ZM20 218H21V214H20ZM38 218H39V217H38ZM42 218H43V217H42ZM56 218H59V216L56 217ZM62 218L64 219V218H66V217H62ZM62 218L60 217L59 219H62ZM75 218H76V217H75ZM75 218H74V219H75ZM88 218H89V217H88ZM92 218H93V216H92ZM114 218H115V217H114ZM118 218H119V217H118ZM136 218H137V217H136ZM203 218H204V217H203ZM208 218H210V217H208ZM213 218H214V217H213ZM218 218H219V216H218ZM218 218H217V219H218ZM0 219H2L1 216H0ZM16 219H18V218H16ZM16 219H15V220H16ZM25 219H27V218H25ZM40 219H41V218H40ZM74 219H73V220H74ZM85 219H86V218H85ZM93 219H94V218H93ZM115 219H116V218H115ZM119 219H120V218H119ZM119 219H118V220H119ZM143 219H145V217H144ZM180 219H181V218H180ZM217 219H216L214 222H216ZM237 219H238V218H237ZM237 219H236V220H237ZM245 219H246V218H245ZM250 219H251V218H250ZM7 220H8V219H7ZM29 220H30V219H29ZM32 220H33V218H32ZM32 220H31V221H32ZM56 220H57V225H58V222H59V225H60V221H58V219H55V221H56ZM65 220H66V219H65ZM70 220H71V222H72V219H71V218H70ZM70 220H67V221H70ZM77 220H78V219H77ZM118 220H116V221H118ZM127 220H128V219H127ZM137 220H138V219H137ZM184 220H185V219H184ZM204 220L206 221V219H204ZM211 220H213V219H211ZM223 220H224V219H223ZM238 220H239V219H238ZM240 220H241V219H240ZM16 221H18V220H16ZM16 221H15V223H16ZM62 221H64V220H61V224L66 223V222H63V223H62ZM94 221H95V220H94ZM104 221H105V220H104ZM104 221H103V222H104ZM179 221H180V220H179ZM189 221H190V220H189ZM207 221H209V219H208ZM219 221H221V220L219 219ZM219 221H218V222H219ZM241 221H242V220H241ZM243 221H244V220H243ZM246 221H247V219H246ZM246 221H244L245 224H246V223H248V224L250 223L249 221H248V222H246ZM250 221H251V220H250ZM18 222H19V221H18ZM18 222H17V223H18ZM23 222H25V221L23 220ZM32 222H33V221H32ZM35 222H36V221H35ZM53 222H54V221H53ZM83 222H84V221H83ZM85 222H86V221H85ZM97 222H98V221H97ZM107 222H108V221H107ZM109 222H110V221H109ZM134 222H135V221H134ZM145 222H146V221H145ZM154 222H155V221H154ZM187 222H188V221H187ZM209 222H211V221H209ZM209 222H208L207 225H209ZM221 222H222V221H221ZM221 222H219V224H220ZM10 223H11V222H10ZM15 223H14V224H15ZM39 223H40V222H39ZM46 223H47V222H46ZM46 223H45V224H46ZM69 223H70V222H69ZM76 223H77V221H76ZM142 223H143V222H142ZM152 223H153V222H152ZM189 223H190V222H189ZM196 223H197V222H196ZM226 223H227V222H226ZM239 223H240V222H239ZM253 223H254V222H253ZM23 224H24V223H23ZM47 224H48V223H47ZM104 224H105V223H104ZM124 224H125V223H124ZM143 224H144V223H143ZM175 224H176V223H175ZM212 224H214V223H211V225H212ZM216 224H217V222H216ZM219 224H218V225H219ZM1 225L3 226V224H1ZM1 225H0V226H1ZM18 225L20 226V224H18ZM21 225H22V224H21ZM25 225H26V223H25ZM53 225H54V224H53ZM64 225H66V224H64ZM70 225H71V223H70ZM79 225H80V224H79ZM131 225H132V224H131ZM155 225H156V224H155ZM155 225H154V226H155ZM218 225H216V227H217ZM221 225H222V224H220V226H218V227H221ZM234 225H235V224H234ZM240 225H241V224H240ZM246 225H247V224H246ZM251 225H252V224H251ZM15 226H16V225H15ZM19 226H18V227H19ZM27 226H28V224H27ZM30 226H33V225H30ZM34 226H36V225H34ZM37 226H38V225H37ZM49 226H50V225H49ZM122 226H124L123 223H122ZM192 226H194V225L192 224ZM197 226H198V225H197ZM213 226H215V225H213ZM24 227H25V226H24ZM24 227H23V229H24ZM61 227H62V225H61ZM61 227H60V228L58 227V228H59V229H62V228H64L65 226L62 227V228H61ZM66 227H67V226H66ZM66 227H65V230H64V231H66ZM71 227H72V226H71ZM99 227H100V226H99ZM130 227H131V226H130ZM130 227H129V229H131ZM132 227H133V225H132ZM146 227H148L147 224H146ZM159 227H160V226H159ZM159 227H158V228H159ZM210 227H212V226H210ZM250 227H251V226H250ZM253 227H254V225H253ZM253 227H252V229H254ZM15 228H16V227H15ZM26 228H27V227H26ZM28 228H29V226H28ZM67 228H70V226L67 227ZM73 228H74V227H73ZM75 228H76V227H75ZM77 228H78V227H77ZM79 228H80V227H79ZM84 228H85V227H84ZM96 228H97V227H96ZM96 228H95V229H96ZM126 228H127V227H126ZM136 228H137V227H136ZM141 228H143V227H141ZM151 228H152V227H151ZM154 228H155V227H154ZM194 228H195V227H194ZM196 228H197V227H196ZM234 228H235V227H234ZM238 228H242V226H240V227H238ZM0 229H1V228H0ZM16 229H18V228H16ZM16 229H15V231H17ZM32 229H33V228H32ZM35 229H36V228H35ZM81 229H83V228H81ZM89 229H90V228H89ZM93 229H94V228H93ZM93 229H92V230H93ZM95 229H94V230H95ZM137 229H138V228H137ZM137 229H136V231H137ZM147 229H148V228H147ZM159 229H160V228H159ZM190 229H191V228H190ZM202 229H203V228H202ZM252 229H251V230H252ZM1 230H2V229H1ZM4 230H5V228H4ZM4 230H3V231H4ZM20 230H21V229H20ZM41 230H42V229H41ZM45 230H46V229H45ZM55 230H56V229H55ZM79 230H80V229H78L77 231H79ZM148 230H149V229H148ZM148 230H147V231H148ZM193 230H194V229H193ZM218 230H220V229H218ZM221 230H222V229H221ZM18 231H19V230H18ZM26 231H27V232H26L25 237H22V235H21V237L24 238L23 240H26V236L28 235V234H27V233H28V229H27ZM57 231H59V230L57 229ZM67 231H72V230H68V229H67ZM67 231H66V232H67ZM73 231H74V230H73ZM84 231H85V230H84ZM98 231H99V229H98ZM127 231H128V229H127ZM131 231H134V229L132 228ZM143 231H144V230H143ZM145 231H146V230H145ZM153 231L155 232V230H153ZM156 231L159 232V230H156ZM191 231H192V230H191ZM214 231L216 232L217 230H214ZM261 231H262V229H261ZM23 232H24V230H23ZM32 232H33V231H32ZM38 232H39V231H38ZM50 232H51V229H50ZM55 232H56V231H55ZM91 232H92V231H91ZM149 232H150V231H149ZM220 232H221V231H220ZM220 232H219L218 240H219V237H220V234H221ZM232 232H233V230H232ZM243 232H245V231H243ZM243 232H242V234H243ZM253 232H254V231H253ZM1 233H2V232H1ZM1 233H0V234H1ZM57 233H58V232H57ZM57 233H56V234H57ZM60 233H62L61 230H60ZM69 233H70V232H69ZM83 233H84V232H83ZM87 233H88V235H89L90 232H86V234H87ZM127 233H128V232H127ZM132 233H133V232H132ZM135 233H136V232H135ZM152 233H153V232H152ZM155 233H156V232H155ZM174 233H176V231H175ZM217 233H218V232H217ZM233 233H234V232H233ZM246 233H247V231H246ZM251 233H252V232H250V234H251ZM2 234H3V233H2ZM2 234H1V235H2ZM16 234H17V233H16ZM39 234H40V233H39ZM58 234H59V233H58ZM80 234L83 235L82 232H81ZM213 234H215V233L213 232ZM250 234H249V235H250ZM3 235H4V234H3ZM7 235H8V234H7ZM17 235H18V234H17ZM29 235H30V233H29ZM29 235H28L27 237H29ZM36 235H37V234H36ZM64 235H65V234H64ZM124 235H125V234H124ZM131 235H132V234H131ZM152 235H153V234H152ZM155 235L158 236V234H155ZM222 235H223V233H222ZM245 235H246V234H245ZM247 235H248V234H247ZM15 236H16V235H15ZM23 236H24V235H23ZM30 236H31V235H30ZM56 236H58V235H56ZM71 236H72V234H71ZM77 236H78V235H77ZM77 236H76V237H77ZM79 236H80V235H79ZM126 236H127V235H126ZM150 236H151V235H150ZM176 236H177V235H176ZM195 236H196V233H195ZM214 236H215V235H214ZM16 237H17V236H16ZM19 237H20V235H19ZM19 237H18V238H19ZM36 237H37V236H36ZM54 237H55V236H53V238H54ZM59 237H60V236H59ZM66 237H67V236H66ZM68 237H69V235H68ZM68 237H67V238H68ZM76 237H75V238H76ZM85 237H86V235H85ZM123 237H124V236H123ZM123 237H121V238H123ZM133 237H134V236H133ZM151 237H153V236H151ZM151 237H150V238H151ZM192 237H193V235H192ZM222 237H223V236H222ZM234 237H235V234H234ZM242 237H243V236H242ZM242 237H241V238H242ZM244 237H245V236H244ZM247 237H248V236H247ZM5 238H6V237L4 236V240H5ZM9 238H10V237H9ZM14 238H15V237H14ZM14 238H12V240H13ZM29 238H30V237H29ZM32 238L35 239V233H34V235H33ZM53 238H51V239H53ZM63 238L65 239V237H63ZM69 238H70V237H69ZM87 238H88V237H87ZM98 238H99V237H98ZM130 238H131V236H130ZM223 238H224V237H223ZM223 238H222L221 240H222V241H225ZM248 238H250V237H248ZM252 238H253V237H252ZM0 239H1V238H0ZM2 239H3V238H2ZM7 239H8V237H7ZM47 239H48V238H47ZM49 239H50V238H49ZM57 239H58V241H59V238H57ZM77 239H78V237H77ZM82 239H83V238H82ZM82 239H81V240H82ZM96 239H97V238H96ZM125 239H126V238H125ZM131 239H132V238H131ZM133 239H134V238H133ZM195 239H196V238H195ZM8 240H9V239H8ZM8 240H7V241H8ZM17 240H18V239H17ZM17 240H16V241H17ZM72 240H73V239H71L70 241H72ZM79 240H80V239H79ZM79 240H78V241H79ZM81 240H80V241H81ZM91 240H92V239H91ZM126 240H127V239H126ZM147 240H148V239H147ZM213 240H214V239H212V241H213ZM221 240H219V242H222ZM246 240H247V239H246ZM246 240H245V241H246ZM2 241H3V240H2ZM14 241H15V240H14ZM16 241H15V243H16ZM33 241H34V240H33ZM51 241H52V240H51ZM88 241H89V239H88ZM121 241H122V240H121ZM249 241H250V240H249ZM5 242H6V241H5ZM5 242H4V243H5ZM9 242H10V240H9ZM11 242H12V241H11ZM20 242H22L21 239H20ZM20 242L18 241V243H20ZM68 242H69V241H68ZM86 242H87V241H86ZM98 242H99V241H98ZM196 242H197V241H196ZM214 242H215V240H214ZM217 242H218V241H217ZM22 243H23V242H22ZM27 243H28V242H27ZM34 243H35V241H34ZM34 243H33V244H34ZM47 243H48V242H47ZM63 243H64V242H63ZM93 243L96 244V242H93ZM161 243H162V242H161ZM198 243H199V242H198ZM223 243H224V242H223ZM223 243H222V244H223ZM244 243H245V242H244ZM254 243H256V241H255ZM35 244H36V243H35ZM59 244H60V243H59ZM68 244H69V243H68ZM73 244H74V243H73ZM79 244H80V243H79ZM136 244H137V243H136ZM222 244H220V245L222 246ZM249 244H250V242H249ZM257 244H258V243H257ZM1 245L4 246V245L2 244V242H1ZM5 245H6V243H5ZM24 245L26 246L25 243H24ZM54 245H55V243H54ZM54 245H53V246H54ZM56 245H57V244H56ZM87 245H88V244L86 243V246H87ZM93 245H94V244H93ZM93 245H92V246H93ZM223 245L225 246V244H223ZM246 245H247V244H246ZM252 245H253V243H252ZM7 246L10 247V246H11L10 243H9ZM13 246H15V245L13 244V245H12V248H13ZM17 246H18V244H17ZM30 246L32 247V245H29V247H30ZM58 246H59V245H58ZM65 246L67 247V245H65ZM74 246H75V244H74ZM76 246H77V245H76ZM114 246H115V245H114ZM173 246H174V245H173ZM194 246H195V245H194ZM196 246H197V245H196ZM206 246H207V245H206ZM213 246H214V245H213ZM262 246H263V245H262ZM5 247H6V246H5ZM5 247H4V248H5ZM18 247H20V245H19ZM21 247H22V246H21ZM88 247H90V246L88 245ZM94 247H95V246H94ZM115 247H116V246H115ZM117 247H118V246H117ZM117 247H116V248H117ZM119 247H120V246H119ZM180 247H181V246H180ZM198 247H200V246H198ZM219 247H220V246H219ZM225 247H226V246H225ZM225 247H224V249H225ZM251 247H252V246H251ZM0 248L2 249L3 247H0ZM12 248H11V249H12ZM16 248H17V247H16ZM37 248H38V247H37ZM40 248H41V247H40ZM46 248H47V247H46ZM78 248H79V247H78ZM97 248H98V247H97ZM106 248H107V247H106ZM215 248H216V247H215ZM227 248H228V246H227ZM229 248H230V246H229ZM229 248H228V249H229ZM13 249H14V248H13ZM17 249H19V248H17ZM31 249H32V248H31ZM86 249H87V248H86ZM86 249H85V251H86ZM94 249H95V248H94ZM109 249H110V248H109ZM203 249H204V248H203ZM224 249H223V250H224ZM249 249H250V247H249ZM6 250H7V248H6ZM8 250H9V249H8ZM19 250H20V249H19ZM21 250H23V249H21ZM25 250H26V248H25ZM42 250H43V249H42ZM46 250H47V249H46ZM68 250H69V249H68ZM72 250H73V249H72ZM114 250H115V249H114ZM119 250H120V249H119ZM142 250H143V249H142ZM144 250H146V249H144ZM179 250H180V249H179ZM179 250H178V252H179ZM205 250H206V249H205ZM214 250L216 251V249H214ZM226 250H227V249H226ZM262 250H263V249H262ZM0 251H1V250H0ZM4 251H5V250H4ZM15 251H16V250H15ZM26 251L29 252L28 249H27ZM26 251H25V252H26ZM38 251H39V250H38ZM63 251H64V249H63ZM80 251H81V250H80ZM90 251H91V250H90ZM106 251H107V250H106ZM116 251H117V250H116ZM133 251H134V250H133ZM150 251H151V250H150ZM172 251H173V250H172ZM175 251H177V250H175ZM188 251H189V250H188ZM191 251H192V250H191ZM211 251H212V250H211ZM211 251H210V252H211ZM215 251H214V253H215ZM227 251H228V250H227ZM249 251H251V250H249ZM2 252H3V250H2ZM7 252H9V251H7ZM12 252H13V251H12ZM20 252L22 253V251H20ZM25 252H24V253H25ZM53 252H54V251H53ZM56 252H57V251H55V253H56ZM59 252H62V251H60V249H59ZM73 252H74V251H73ZM91 252H92V251H91ZM94 252H95V251H94ZM135 252H136V251H135ZM139 252H140V251H139ZM145 252H146V251H145ZM168 252H169V251H168ZM197 252H198V251H197ZM208 252H209V251H208ZM212 252H213V251H212ZM218 252H219V250H218ZM224 252H225V251H224ZM0 253H1V252H0ZM3 253H4V252H3ZM15 253H17V255H20V254H18V252H15ZM30 253L32 254L31 251H30ZM57 253H58V252H57ZM132 253H133V252H132ZM172 253H174V251H173ZM203 253H204V252H203ZM220 253H221L220 255L223 256V255H222L223 251L220 252ZM225 253H226V255H227V252H225ZM254 253H255V252H254ZM254 253H250V254L253 255ZM258 253H259V252H258ZM6 254H7V253H6ZM27 254H28V253H27ZM60 254H61V253H60ZM67 254H69V253H67ZM97 254H98V253H96V255H97ZM120 254H121V253H120ZM207 254H208V256H209V253H207ZM229 254H230V252H229ZM263 254H264V253H263ZM0 255H1V254H0ZM11 255H12V254H11ZM15 255H16V254H15ZM56 255H57V254H56ZM63 255H64V254H63ZM69 255H71V254H69ZM69 255H68V256H69ZM105 255H106V254H105ZM178 255H179V253H178ZM178 255L176 254V256H178ZM214 255H215V254H214ZM216 255H217V252H216ZM218 255H219V254H218ZM218 255H217V256H218ZM224 255H225V254H224ZM239 255H240V254H239ZM248 255H249V254H248ZM254 255H256V254H254ZM5 256H7V255H5ZM21 256H22V255H21ZM23 256H25V255L23 254ZM87 256H88V255H87ZM91 256H92V255H91ZM106 256H107V255H106ZM110 256H111V255H110ZM121 256H122V255H121ZM134 256H135V255H134ZM171 256H172V255H171ZM192 256H193V254H192ZM202 256H203V255H202ZM208 256H207V257H208ZM227 256H228V255H227ZM230 256H231V255H230ZM233 256H235V255H233ZM240 256H241V255H240ZM256 256H258V254H257ZM256 256H255V259H256ZM7 257H8V256H7ZM7 257H5V260H7ZM10 257H11V256H10ZM63 257H66V256H63ZM78 257H79V256H78ZM78 257H77V258H78ZM137 257H138V256H137ZM173 257H175V253H174V256H173ZM212 257H213V256H212ZM214 257H215V256H214ZM218 257H220V256H218ZM224 257H225V256H224ZM245 257H246V256H245ZM245 257H244V258H245ZM258 257L260 258V256H258ZM1 258H2V261H4L3 257H1ZM8 258H9V257H8ZM23 258H24V257H23ZM25 258H26V257H25ZM32 258H33V257H32ZM32 258H31V259H32ZM36 258H37V256H36ZM60 258H61V255H60ZM67 258H68V257H67ZM109 258H111V257H109ZM167 258L169 259V257H167ZM170 258H171V257H170ZM176 258H177V257H176ZM244 258H243V259H244ZM247 258H248V257H247ZM253 258H254V257H253ZM12 259H13V257H12ZM15 259H16V256H15ZM17 259H18V258H17ZM28 259H30V257H29ZM33 259H34V258H33ZM33 259H32V260H33ZM57 259H59V258H57ZM65 259H66V258H65ZM87 259H89V258H87ZM113 259H114V258H113ZM148 259H149V258H148ZM208 259H209V257H208ZM213 259H214V258H213ZM217 259H218V258H217ZM221 259H223V258H221ZM221 259H218L217 261H219V260H221ZM231 259H232V258H231ZM235 259H236V258H235ZM237 259H239L238 256H237ZM251 259H252V257H251ZM0 260H1V259H0ZM24 260L26 261L27 258L24 259ZM24 260H23V261H24ZM61 260H62V262H61L60 264H62V263L64 264V258H61ZM177 260H178V259H177ZM202 260H203V259H202ZM205 260H207V258H206ZM210 260H211V258H210ZM215 260H216V259H215ZM253 260H254V259H253ZM258 260H259V259H258ZM10 261H11V260H10ZM23 261H22L21 263H24ZM28 261H29V260H28ZM30 261H31V260H30ZM35 261H36V260H35ZM150 261H151V260H150ZM167 261H168V260H167ZM169 261H170L169 264H177V261L175 262V261H173V259H172V261H171V260H169ZM179 261H180V260H179ZM188 261H189V260H188ZM212 261H213V260H212ZM248 261H249V260H248ZM248 261H247V262H248ZM7 262H8V261H7ZM13 262H14V261H13ZM13 262H12V263H13ZM15 262H16V261H15ZM15 262H14V263H15ZM19 262H20V261H19ZM50 262H51V261H50ZM70 262H71V261H70ZM112 262H113V261H112ZM182 262H183V261H182ZM182 262H181V263H182ZM202 262H203V261H202ZM206 262H209V261H206ZM229 262H230V261H229ZM234 262H235V260H234ZM241 262H242V261H241ZM262 262H263V261H262ZM1 263H2V262H1ZM1 263H0V264H1ZM8 263H9V262H8ZM65 263H66V262H65ZM74 263H75V262H74ZM74 263H73V264H74ZM141 263H142V262H141ZM149 263H150V262H149ZM219 263H220V261H219ZM219 263H218V264H219ZM223 263H224V262H223ZM232 263H233V262H232ZM236 263H237V261L235 262V264H236ZM238 263H239V262H238ZM252 263H253V262H252ZM252 263H251V264H252ZM2 264H3V263H2ZM15 264H16V263H15ZM25 264H26V262H25ZM30 264H34V261H33V263L30 262ZM43 264H44V263H43ZM56 264H57V263H56ZM166 264H168V263H166ZM178 264H180V263H178ZM183 264H184V263H183ZM191 264H192V263H191ZM212 264H213V263H212ZM214 264H215V263H214ZM221 264H222V263H221ZM233 264H234V263H233ZM239 264H242V263H239ZM255 264H256V263H255Z\"/></svg>",
  "mask_w": 264,
  "mask_h": 264
}]
</instances>
